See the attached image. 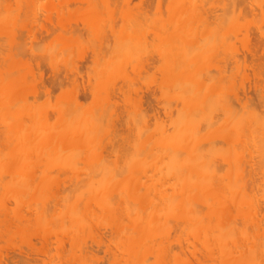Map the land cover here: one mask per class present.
I'll list each match as a JSON object with an SVG mask.
<instances>
[{
  "label": "bare ground",
  "instance_id": "obj_1",
  "mask_svg": "<svg viewBox=\"0 0 264 264\" xmlns=\"http://www.w3.org/2000/svg\"><path fill=\"white\" fill-rule=\"evenodd\" d=\"M23 1H26V5H24V9H25V6L26 7H31L29 10H31L32 9V6H33V8L35 7L33 4H35L36 5V2H35V0H28L29 1V3H28V1L27 0H21V1H16V9H18V6H21V5H23ZM39 1V0H38ZM37 1V2H38ZM128 1V0H127ZM126 1V3H128L129 4V2H127ZM144 1V4L142 5L141 3V5L144 7H146V5L147 4H149L148 3V0H147V3H146V0H142L141 2H143ZM154 1H156L155 3H157L158 5L156 6V4L155 5H153L154 6V9H156V7H158V11L160 10L161 12H162V10H161V7H159V6H161V2H163L162 0L160 1V0H154ZM165 2H166V0H164ZM173 1V0H172ZM172 1H170V0H168V3L169 4H171L170 2H172ZM175 1V0H174ZM182 1H184V0H182ZM181 0H180V2H179V0H177V2L175 3V4H177V6H175L174 7V5H172V4H174V3H172L170 6H173L174 8H178L181 4H185L186 6V8L184 9L183 8V6L184 5H181V8H178V11L176 12V10L177 9H174V11L172 10V11H170L172 8H169L167 11H168V13L166 14V15H168V16H166V18H165V14H164V17H163V14H161V12H158L157 10H155V11H157V13H153L152 12V14L151 15H153L154 14V18L156 17V19H154L153 17H151V15L149 16V15H147V12L145 13V12H143V11H138L139 9V7L141 6L140 4V6L138 5V7H137V5H136V7H137V9H136V7H134L136 10H134V11H136V12H134L133 11V13H137L138 12V14H140V16H141V14H142V16L143 15H145V18L148 16L149 18H153V20L151 19V22H149L148 21V17L146 18L147 19V21H146V19H144V21H142V24H143V22L145 23V24H141V21H140V24H138V25H140V26H142V28L140 27V26H138L136 23H139V21L138 20H141V18H139L138 19V15L137 14H134V15H136L135 17H136V19H137V21L135 22V18L133 19V17L134 16H131V13L132 12H129L131 9H129L130 8V6L128 5V6H126V7H129L128 9H124V11L121 13V15L123 14L124 15V12H125V15L123 16H121V17H125L126 16V14H127V16L126 17H129V14H130V16L132 17L131 19V21H133L134 23H135V25H134V27H135V29H133L134 27H132V29L134 30V32H135V35H137V38L140 36L141 38H143V37H145L144 36V34H146V32H147V29H148V32H149V34H150V32L151 31H149L150 29H152V32H151V36H152V38L150 39V40H152L150 43H148V40H149V38L148 39H143V42H140V39L141 38H138V39H136L135 37H134V34H132L131 33V31H130V29H129V32L130 33H128L127 32V30H126V28L127 27H123L122 25H127V23L125 22V23H123L124 21H126V20H130V19H128V18H126V20H124L123 22H122V27L121 28H117V27H115V28H117V29H115V31H114V25L115 24H113V26H109L110 24H106L107 26H109V27H107V28H109L108 29V31L113 35V34H116L117 35V38L115 39V37H113V36H115V35H113L112 37V40H113V44L115 43V42H117V45H118V42H120V41H118V40H120V39H122L121 38V36H125V37H127V35L128 36H130V34H131V38L133 39V37H134V40L136 39V40H139V42L140 43H142V44H144L145 43V46H147L146 45V43H148L149 44V46H151V47H156V49L155 50H153V55H154V52L156 51L157 52V50H160V49H162V48H164L163 50L165 51L164 53H165V56L167 57L168 56V53H167V51H166V49H168L169 51H171V53H173L172 55H173V60H172V58H165V56H164V53L162 52V54H160L161 53V51H163V50H161V51H158V59H161V56H163L162 57V59H161V61H163L164 59L166 60L165 62H161L160 64H159V66H155L156 65V62L155 61H153V59H156V61H157V58H156V54H155V58H152V63L153 64H150V62L148 61V60H146V61H148L149 62V65H154V63H155V67L156 68H153V70L155 69V71H156V74L158 75V74H160L158 77H157V75L155 76V72L154 71H152V77H151V79H152V81H150V82H148V83H144V85L145 86H147L146 88H148V87H152V89H153V87L154 86H156V89L158 88V84L160 83L162 86H164V88L163 87H161V85H160V89H163V90H160L159 88V91L157 90V92L155 91L156 89L154 88V91L156 92V94H154L155 92L152 90V89H150L149 88V92L148 91H146V92H148V93H146L147 94V96L148 95H151V96H153L152 94H154V96L153 97H151L152 99H155L156 97V95H158V97L156 98V102H151L152 103V106L153 107H156L157 105H153V103H157L158 101L159 102H161L160 100H162L163 98H164V100L166 101V98H168L167 99V103L168 102H176V103H180L179 105H177L176 103V105H177V108H182V109H177L176 108V106L173 104V103H171V105L173 106H175V116H177V117H174V116H172V112H170V111H174V109L172 108V107H170V105H168V104H164V105H167L166 107V109H165V113L163 114V115H165L166 117H168V118H170V115H171V118L172 117H174V118H172L171 119V121H170V119H168V121H170V125H168L167 123H165V124H167L166 125V127H168V128H164L165 126V124L164 125H162V124H158V123H160V122H162L163 123V121L162 120H159L160 119V117H156L155 118V116H156V112H158L157 113V115L158 116H162V115H160V110H157L158 108L156 107V111H155V108H154V111H151V114L153 113L154 114V118L157 120H153V119H150L151 121H155L156 123H154L152 126H151V124L149 125V126H151L152 128H150V127H148V128H146V130L147 129H152L151 131H150V133H149V136H145V132H147L146 130H145V127H147V124H146V122L145 121H147L149 118L146 116V114H148V113H146L145 114V112L147 111V110H149V109H147V110H145V112H144V107H143V109H141L142 108V105H139L140 104V102H143L144 100H143V98H141V97H143V91H141V90H144V86H143V89H141V84H142V82L140 83V89L137 87V89L135 88V89H132L133 88V84H131L130 86L132 87L131 89L134 91L133 93L135 94H133V97H132V91H130L131 92V94L130 93H128V94H130V96L128 95V94H126V87H128L129 85H126V87H123V85H125L127 82H129V80H130V83L132 82H134V85L135 84H138V79H137V77L140 79V77L142 76V75H138V76H136L137 74H138V72H139V74H141V72H143L144 74H147L148 72H149V70L147 71H145V72H147V73H145L144 71H141L142 69H144V68H142V67H144V66H142L143 64L145 65L146 63H148V62H144L143 61V64L141 65L140 64V62L142 63V61H140V59L141 58H143V57H141L140 59H138L137 58V56H135L136 54H137V52L135 53V57H136V59H138L139 61H137V63L133 66L132 64V67L133 68H129V70L131 69V71H132V74L130 75V73H129V71L127 70V72H124V71H126V69H127V65L129 64L128 62H130V59H132V56L131 55H125V53H124V56H126L127 58H128V56H129V58H130V56H131V58L130 59H127V58H125L124 56H122L121 58H123L124 57V59H122L123 60V64H124V66H123V64L122 63H120L121 65H119L118 66V64H117V60H118V63H119V60L121 59L120 57H117L116 58V56H114L116 53H114L115 51H113V49L111 50L110 49V52H112V57L114 58V60H113V58L111 59L110 58V56L111 55H109V58L111 59V61L113 60V62H111L110 61V59L108 58V61H106V58L107 57H104V56H102L101 58L100 57H97L96 59H97V62L95 61V56H96V53H95V51L94 50H92V51H94V53H95V55H94V53H92V55H94V58H93V60H92V62H94V63H96V64H100V60L99 59H101V60H103V57H104V63L107 65V67H108V62H109V64L111 63V65L113 64V63H115V60H116V66H117V68L116 69H124V71H123V73H121V74H115L117 71H119V72H121L120 70H114V68H115V66H114V68H113V71H111L112 70V68L110 67V74H108V75H110V76H108L107 74H106V69L103 67V69H102V71H101V73L102 72H104V74H106V75H104L103 73H102V79H100L101 78V74H100V72L97 74L98 76H95V75H92L94 72L93 71H91V73L92 74H90V72H87V74H90L91 76L90 77H98V80L97 81H101V83H99V82H97V83H95L96 85H91V83H93L94 84V82H91L90 83V88L89 89H91L92 87V91H88L89 93H91L90 95H91V97H90V99H88L91 103L89 104V102H87V104H86V107L85 108H87V110L86 109H84L85 110V112H87L86 114L85 113H83V111H81L82 113H83V115L84 116H86V115H88V113H89V115L91 114V113H93V111H94V109L91 111V109L92 108H95V106H97V108L96 109H100V110H95V111H100L99 112V117H100V115H102V112L103 113H105V114H103L100 118L99 117H97V113L98 112H95V114H96V116L94 115L93 117H95V120H94V118H93V121H90V122H92V123H87V124H90L89 125V127H87L88 125L87 124H85L86 122H88V119H86V121H85V123L83 122L85 119V117L83 116L82 117V119L79 121V122H77L78 120H77V118H76V121H75V125L72 123V121L71 120H73L74 121V119H71V117L73 118V117H75V114H74V116H72L73 115V113L72 112H70L71 111V109H73L72 107L70 108V113L69 114H67L68 112H67V110L66 111H64L61 107H59L60 105H62L63 106V104H64V106H67V104L69 103V105L71 104H74L73 106L75 107L77 104V107H79V106H81V107H79V109L80 108H82V106H83V104L81 105V104H79L78 103V101H79V99L76 101V99L77 98H79V97H77L76 96V94H78L79 92L77 91V89H78V87H77V89L75 88L77 85H76V83L78 82H76L75 83V80L77 79H73L72 78V82L73 83H75V84H73L72 82V84L73 85H75L74 87H72V89H73V91H71V89L67 92H64V91H61L63 88H60L61 86H62V84L61 83H58V81L56 80V79H58L57 77H56V75L54 74V76H55V78H54V80H55V82H57L58 83V85L60 84V86H59V88L61 89H59L61 92H63L62 93V95L60 94L56 99H58L59 97H61V99L62 98H64L63 100H65V101H62V103H61V101L60 100H55V98H54V101H57V102H55V103H57V104H55L54 103V105H56V107H57V110H56V107L55 106H53V107H55L54 109H50V108H52V107H50V105H49V108H48V110H49V112H48V110H47V108L46 107H44V106H46L47 105V103H45L47 100V96H49V94L51 93V91H54L55 89L53 88V87H55L56 88V86H58L57 84H55V82H52V80H53V77L51 78V77H49V82H50V80H51V83H53L54 85H51L50 83L48 84V85H50V86H48V88L50 87V88H52V90H50L49 91V89L48 88H46L45 87V82L46 81H48V79L45 81L44 80V78H43V75L42 74H40V75H36L37 77H38V79L36 80L35 79V77L36 76H34L35 74H33L32 72H30L31 73V76L30 75H28V76H26L27 75V71H24L23 70V72L25 73V75H24V73L23 74H19V72H20V69H17L16 67H14V66H9L8 67V65L9 64H7V67L9 68L8 70H9V73H8V70H7V68H5V67H2L1 68V70H2V72L0 73V84H2V85H0V88L1 87H3V86H5L4 88H1V89H3V90H1V91H3L2 92V94H4L5 95V93H6V97H11V98H13L15 95H20V94H26V93H22V92H26V91H28L27 93L30 95L31 93L29 92V88L27 89V87H26V85H28V83H27V80H29L28 78H30V81H31V83H32V77L34 76V79H33V81H34V83H35V80H36V83H35V87H36V85H38V84H40L41 85V87H42V85H43V89H42V92H41V87H40V93H43L44 94V99H45V104L46 105H42V103L41 104H39V106L37 107L36 106V108H35V105L33 104V102H37L36 101V99L38 100V98H40L41 97V95H39V93H37V91H36V93L34 92V94L32 93L31 95H30V97H32V99H33V101L32 100H30V104H26V99H25V101H21V102H19L21 99H19V103L20 104H18V102L16 103V102H14V103H11V104H9L10 102H8V101H3V100H0V106H2V107H0V118H3V119H0V132H2L1 133V135L4 133V137L2 138V139H0V140H3L2 142H1V144H2V149L0 148V159L2 160L3 158L2 157H4V161H5V164H4V162H0L1 164H0V177L2 178V179H0V181H2L3 182V184L1 185V183H0V188H2V189H6L5 191H4V193L2 192V189H0L1 191H0V199H1V201H0V205L2 206V204H4L5 202L4 201H6V203H5V205H3L2 207L0 206V212H1V214H0V241L4 238V237H2V236H5V238L6 237H8L9 239V241L8 240H6L5 238L3 239V241H1V242H3V243H0V249H3L2 247H4V249L5 250H3L2 252L0 251V254L1 253H3L4 251H6V248L8 249L9 248V246H8V244H9V242L11 243V244H9L10 245V247H12L13 246V248L14 249H16V250H14V251H17V248H18V250H19V252H20V250H21V252H22V254H25L26 253V251H25V253L23 252L24 250H25V248L24 247H26V250H31V251H33V253L35 254V255H37V253L39 252V250H40V252H39V254L40 253H46V252H44V250H45V248H49V250H50V248L52 247V243H53V245H56V247H54L55 249H54V252L52 251V249L50 250V251H48L47 249V251H48V253H46L45 255H47V258H48V256L50 255V257L51 258H53V256L55 255V252L56 253H59V257H58V255L56 254V256H54V260H55V258H57L56 260H55V262L57 263L58 261L60 262V264H65L62 260H63V258H67V260H69V262H70V264L72 263V264H75V262L77 263V264H80L82 261V263L81 264H93V263H91V261L92 262H94V264H95V262L97 261V263L99 264V262L101 261H104L105 259L107 260V258L105 257V259H103L104 258V256L103 257H101V256H99V257H97V256H94V254H95V252H94V250H97V249H99L100 247H102L103 245L104 246H107L108 244L110 245V243L112 244V247H113V249L115 250H112L111 248L112 247H110L109 245L107 246V247H105L104 248V246L101 248V249H103L104 251H103V253L101 254V252H100V249L99 250H97V252L99 251L100 252V254L101 255H104L105 254V251H107L108 252V249H106V248H109V253H107V254H109V256L112 258L111 260L112 261H110V258H109V261L107 262L108 264H243V263H245L246 264V262H247V264H264V149H262V143L264 142V124L262 125V123H264V111H260L258 108L260 107L261 109H263L264 110V100H262V99H264V94L262 95V93H264V88H261L262 87V85H263V83H264V80H262L263 78H261V76L259 75V74H257L256 72V74H254L256 77H258V78H260L258 81H262L263 83H259L261 86H259L258 85V82H257V84H254V88L255 89H253L252 88V90H255L256 91V97H258V98H256V100L257 99H259L257 102H254L253 101V99L252 100H250V98H247L248 97V95H249V92H250V90L249 89H251V88H249L248 90L246 89L247 88V84H248V82L247 81H249L250 80V78H249V76H247V75H244V72H243V74H239V71H237V70H241V68H239V65H242L240 62H242L243 63V61H240L241 60V58L240 57H244L243 58V60L245 59H253V63H254V58L256 57V55L259 53H256L257 51H260V50H255L256 52H255V54L254 53H252V56L250 55L251 53H250V49L246 46V45H248V44H250L249 43V41H248V37H250L249 38V40L252 38L251 36H249L248 35V37H247V34L249 33H247V30L246 29H249V27L250 26H252V25H250V21L249 20H247V21H249L248 23H247V25H246V23L242 26V24H240V22L238 23V22H236V24H233V23H235L233 20H232V24L230 23L229 25H232L231 27H229V25H227V23L229 22V21H226V17H231V15H233L235 12H237L239 9L241 10V7H239L240 6V4H239V1L237 2L239 5L238 6H236V5H233L232 6V9H231V7H229L230 9H231V11L233 10V11H235L237 8L236 7H239L238 9H237V11H235L234 13H232L230 16H223V18L225 19H222V22H223V20H224V24L228 27H226V26H224V29L225 30H222L223 28V25L220 27L219 25H217L218 27H219V29H217V31H219V33L220 34H222L223 36H224V34H225V36H227V37H224L225 38V42L227 41L226 40V38L228 39V37H233V38H235V40H234V42H237L238 44H240V45H238L241 49H238V51H236L237 49H236V47H238V46H235L234 44L235 43H230L231 41H233V40H231L230 41V39L231 38H229V45H228V41L226 42V44L227 45H224V47H222V45H220V47H222V49H220V52L218 51V49H217V51L218 52H216V53H218L219 54V56H221V51H224V50H226L225 49V46L228 48V50H226L225 52L227 53V52H229L230 51V53H232L231 54V57H233L232 55L234 54V58H233V60L232 59H230V58H228V59H230V61L232 60V62L234 63H232L234 66H232V65H230L231 67H233V69H234V67H236L237 65H236V63H239V65H238V69L235 71V74H236V76L238 77V74L239 75H241V79L243 80V79H245V82L244 81H242L241 79H240V82L241 83H243L244 85H245V83H247L245 86L244 85H242L239 81H238V78L236 79V77H231V76H233V75H230L231 73L230 72H232L233 70H231V69H227V68H229L230 66L226 63V62H224L226 65H228V67H226V65H223V63H222V67L224 68V66H225V68L227 69V71L228 70H231V71H228L229 73H227L228 75H230V77L232 78L231 80H236V81H238L239 83L238 84H240L239 86H237L236 84H237V82L234 80V81H232L231 82V80L229 79V81L228 80H226V81H228V86L229 85H231L230 87L231 88H229V87H227V85L226 84H224V83H222L223 81L221 80V78L223 77V74H222V77H221V73H220V76L219 77H221V78H219L218 77V74H215V77L217 78V80H218V82H220V83H217V85L219 86L220 84V86H223L222 88H218V86H217V88H218V90L216 91L215 89H210L212 86H214L215 84L214 83H216L217 81H215L216 80V78H214V74H212L213 76H207V74L206 75H203L204 76V78L205 77H207L208 79H207V81L206 82H208V81H210L212 78V80L210 81V82H212L214 85H212V84H210V85H212V86H210L209 84H207V85H209V86H207V85H205L206 87H208V88H205L204 87V85H197V84H195L196 86H197V89L198 90H196V86L194 85H190V87H191V89L192 88H194L193 90H187V88H188V86H187V88L185 87V89H183V91L185 90L186 91V93L184 92V94L183 95H180V94H182L183 92H182V89H179V90H181L180 92H179V90H178V85L177 86H175L174 84L176 83V84H178V81H180L181 83L182 82H184V83H188V81L189 82H195V80L196 81H198V82H203V79L201 80V76H202V74L201 73H204L205 72V70L204 69H206L207 71L209 70V72H210V67L212 68V66L211 65H213L214 66V63L213 64H209V63H207L206 61L207 60H210V58L212 57V55H215V58H216V53L214 54H211V56H208V57H206V56H204V57H198V60L200 59L201 60V58H203V60H201V62H202V66H201V62L200 63H197V60H195L197 57H196V55L194 56H192V57H194V58H192L191 56H190V54L188 55L189 56V58H192L191 60H192V62L189 60V58L188 57H186L187 56V52L186 51H184V49H187V48H184V49H182V50H180L181 52H179V54L181 55H183L184 56V53H185V55L186 56H179V54L178 53H176L175 54V52H177V51H179L178 49H177V47L179 48L180 46H182L184 43H186V44H184L183 46L185 47V45L186 46H191L190 48H193V50L196 48V47H192V46H194V44L195 45H199V44H197V42H201V43H203L202 41H200L201 39H204L203 37H205V35H206V32H204V34L205 35H203V33L201 34V35H198L197 34V32H198V30L197 31H195L196 33L195 34H192V35H195L194 36V38H193V36L191 35V34H189L190 33V31L189 30H187L186 29V27L184 28L183 26H181L182 24H181V20H182V22L184 21L185 22V20H187V18H189L192 14L194 15V17H195V13H196V11H197V9H198V7H196V5L197 4H199V9H200V7H201V9H203L205 6H203V8H202V5H204V4H202L203 2H206V1H204L203 0V2H201V0H197V1H199V3L197 2L196 4H195V2H196V0H188V1H190V2H188V4H186L185 2H182ZM193 1V2H192ZM210 1V0H209ZM222 1V0H221ZM226 2H227V0H225ZM233 1V0H232ZM235 1H237V0H235ZM241 1V0H240ZM254 2H257L256 0H253ZM260 1H262V0H260ZM20 2H21V4H20ZM39 2H41V1H39ZM149 2H150V0H149ZM151 2H152V0H151ZM150 2V3H151ZM182 2V3H181ZM210 2H212V1H210ZM230 3H231V1H229ZM252 2V1H251ZM258 2H259V0H258ZM263 2V1H262ZM18 3V4H17ZM32 3V4H31ZM131 3V2H130ZM154 2H152L151 3V5L153 4ZM190 3L191 4H193V13L191 14V6H190ZM220 3H222V2H220ZM219 3V4H220ZM223 3L225 4V8H224V10L226 9V8H228V6H231L229 3H228V5H226V3L223 1ZM232 3H234V1L232 2ZM231 3V4H232ZM241 3V2H240ZM260 3V2H259ZM20 4V5H19ZM28 4V5H27ZM41 4V3H40ZM165 4H167V3H165ZM200 4H201V6H200ZM210 4V3H209ZM215 4V3H214ZM214 4H212L211 6L212 7H215L214 6ZM224 4H222V6L224 5ZM234 4H236V2L234 3ZM261 4V3H260ZM92 5H94V6H98V5H96V4H92ZM150 5V4H149ZM149 5H147V8L149 7ZM162 5H164V3L162 4ZM216 5V4H215ZM218 5V4H217ZM241 5H243V4H241ZM255 5H256V3H255ZM264 5V4H263ZM262 5V6H263ZM40 6H42V4L41 5H36V7H35V10H34V12L33 11H31L30 13H35V11L37 10L36 8L37 7H39L38 8V10L40 9L41 10V8H40ZM45 5H44V3H43V7H44ZM94 6H92V8L94 7ZM156 6V7H155ZM165 6H167V5H165ZM169 6V5H168ZM189 6V7H188ZM198 6V5H197ZM219 6H221V4L220 5H218V7ZM220 7V8H223V7ZM235 6V7H234ZM257 6H259V5H257ZM99 7H100V5H99ZM99 7H94V9L93 10H96L97 8H99ZM125 7V8H126ZM151 7V6H150ZM150 7H149V9H150ZM195 7L197 8L196 9V11H195V13H194V9H195ZM252 8H253V5L251 6ZM256 7V6H255ZM260 7V6H259ZM259 7H257V8H259ZM264 7V6H263ZM262 7V8H263ZM20 8V7H19ZM21 8H23V7H21ZM28 8H26V9H28ZM133 7H132V9H134ZM141 8V7H140ZM168 8V7H167ZM215 8H217V7H215ZM234 8H236L235 10H234ZM262 8H260V10L258 11L257 10V12H260V14H262V13H264V11L262 12L261 10H262ZM43 10H44V8H42ZM46 9V8H45ZM153 9V8H152ZM164 9H165V7H164ZM163 9V10H164ZM181 9V10H180ZM182 9H183V11H182ZM187 9H189V10H187ZM198 9V10H199ZM200 9V11L201 12H204V10H201ZM209 9H212V8H210V6H209ZM243 9V8H242ZM29 10H27L28 12H29ZM42 10V11H43ZM99 10V9H98ZM98 10H96V12H92V14H95V13H98L99 11ZM101 10V9H100ZM123 10V9H122ZM128 10V11H127ZM143 10H145V9H143ZM184 10H186V11H184ZM213 10H214V8H213ZM215 10H217V9H215ZM228 10V9H227ZM227 10H225V11H227ZM3 11V10H2ZM17 11V10H16ZM126 11H127V13H126ZM132 11V10H131ZM145 11H147V9L145 10ZM154 11V10H153ZM173 12V14H174V16H176V18H179V20L177 19L176 21L174 20V19H176L174 16H172L173 14H171L170 12ZM181 11L182 12H184V13H182L183 15L181 16ZM187 11H190V14H188L187 13ZM200 11H197V14H196V16L197 15H200V14H203V13H201ZM212 11V10H211ZM211 11H210V13H211ZM253 11V10H252ZM256 11V10H255ZM36 12H38V11H36ZM48 12V11H47ZM56 12H58V11H56ZM60 12V11H59ZM140 12V13H139ZM142 12V13H141ZM180 12V13H179ZM186 12V13H185ZM199 12V13H198ZM216 12V11H215ZM228 13L230 12L229 10L227 11ZM240 12V15H241V11H239ZM239 12L237 13V14H239ZM1 13V12H0ZM4 13H6V11H4ZM3 13V14H4ZM18 13V14H17ZM17 15L19 16V14L21 13V11H20V9H18V11H17ZM24 13V12H23ZM22 13V14H23ZM30 13H28V16H29V14ZM44 13V12H43ZM52 13V12H51ZM50 13V14H51ZM101 13V12H100ZM99 13V14H100ZM129 13V14H128ZM132 13V14H133ZM145 13V14H144ZM151 13V12H150ZM164 13H166L165 11H164ZM205 13V12H204ZM206 13H209L208 12V7H207V12ZM205 13V14H206ZM218 13H220V12H218ZM245 13V12H244ZM7 14V13H6ZM39 14V13H38ZM38 14H36L37 16H39ZM46 14V13H45ZM44 14V15H45ZM50 14L49 15H47L46 17L47 18H50L49 16H50ZM52 14H54V13H52ZM60 14V15H59ZM157 14V15H156ZM170 14H171V16L173 17L172 18V20H174V21H172L171 19H169L168 17H170L171 18V16H170ZM177 14V15H176ZM180 14V15H179ZM187 14V15H190V16H188V17H186L185 15ZM205 14H203V15H205ZM223 13H221V15H222ZM230 14V13H229ZM246 14V13H245ZM159 15V16H158ZM160 15H162V16H160ZM180 16V17H177V16ZM218 15V14H217ZM220 15V14H219ZM224 15V14H223ZM23 16V15H22ZM25 17H27L26 16V14L24 15ZM33 16V18H34V14L32 15ZM32 16L28 19H26V20H28L29 22L31 21V24L29 23V22H26L27 24H29V26L26 24V23H24V24H22V21H21V25H16L17 27H15V26H13V25H11L10 26V24H9V27L10 28H12L13 30H11L10 29V31H8V32H10V35H6L7 37H3L2 35H0V38H8V36H10L12 39H11V41H9V42H11V43H9L8 42V40H10L9 38L8 39H6V41L7 42H5V43H7V44H9L10 46H8L7 44H5V45H7L9 48L11 47L12 48V45L15 43L14 41H15V36L16 35H18V33L17 32H15L16 31V29H15V31H14V27L15 28H17L18 30H22V31H20V32H24V30H25V33L26 34H24V36L26 37V38H31L32 37V35L34 34L35 35V32L36 31H38V30H36V31H33L34 33H32L31 32V36L29 35V37H27L26 35H28L27 33H29L30 34V31H31V29H33V26H34V23H36L35 21L37 20V17L36 18H34L35 20H33V18H32ZM141 16V17H142ZM157 16H158V18L159 19H157ZM185 18H184V17ZM212 16V15H211ZM263 16V17H262ZM262 16L260 15V19L264 22V19H262V18H264V14H262ZM0 17H2L1 16V14H0ZM8 17V16H7ZM43 17V16H42ZM45 16H44V18L45 19H47ZM54 17V16H53ZM63 18V17H61V12L60 13H57V16H56V19H58V18ZM144 17V16H143ZM142 17V18H143ZM162 17L164 18V19H162ZM194 17L193 16H191L190 18L191 19H193V20H197V21H193V22H197V24H198V26H199V24H201V23H199L198 21H200L201 19V17L200 18H197V17H195V19H194ZM205 18H202V21H204V22H206L205 24L206 25H203V27L205 28V31H207L208 32V30H210L211 32L213 31V32H216L215 30L216 29H214V30H211V25H210V23L212 24V22H210V20H208V18L209 17H207V16H204ZM207 17V18H206ZM220 17V16H219ZM234 17H235V14H234ZM239 17V16H238ZM247 17V16H246ZM4 18V17H3ZM5 18H6V16H5ZM17 18V20H18V17H16ZM22 18V17H21ZM60 18H59V20H60ZM124 18V19H125ZM190 18H189V20H190ZM212 18V17H211ZM217 18V17H216ZM221 18H222V16H221ZM228 18H227V20H228ZM240 18V17H239ZM243 18H245L244 16H243ZM24 19V20H25ZM40 19V18H39ZM38 19V20H39ZM185 19V20H184ZM200 19V20H199ZM204 19V20H203ZM205 19H207V20H205ZM233 19V18H232ZM242 18H240L239 20H241ZM247 19V18H246ZM251 19V18H250ZM253 19V18H252ZM3 20L4 19H2V23H0V24H2L1 26H0V32H2L3 33V31H1V29H2V27L3 26H5L4 24H6L7 22V20H5V22L3 23ZM23 20V21H24ZM48 20H52V17L50 18V19H48ZM59 20H58V22H59ZM158 20V21H157ZM163 20V22H161V21ZM165 20H170V22H171V24H170V22L169 23H167V22H165ZM234 20H235V18H234ZM243 20H245V19H243ZM259 21V23L261 22V26L259 25V27L257 26V28H258V30H262L261 28L262 27H264L263 25V22L262 21ZM34 21V22H33ZM62 21V20H61ZM131 21H129V23L131 22ZM179 21H180V23H179ZM188 21V20H187ZM186 21V22H187ZM201 21V22H202ZM231 21V20H230ZM8 22H10V21H8ZM56 22H57V20L55 21V25H56ZM133 22H132V25H131V23H130V25L131 26H133ZM149 22V24H152V26H151V28H150V25L148 26V28H146L147 27V23ZM158 22V23H157ZM176 22L177 23H179V24H176ZM183 22V23H184ZM185 22V23H186ZM190 22V24L192 23V20H190L189 21ZM189 22H187L186 24L184 23V26H187V24H188V28L189 29H192V31H194L193 30V28H192V24H191V27H190V24H189ZM209 24H208V23ZM220 22V21H219ZM244 22V21H243ZM18 23H20V22H18ZM17 23V24H18ZM37 23H39L38 21H37ZM84 23V22H83ZM83 23H82V26H84L85 27V25H83ZM101 23V22H100ZM100 23H95V24H93V25H95L94 27L96 28V26L98 25V31H99V33L97 32V30H95L94 31V28H92V25H91V28H87L88 30H90L92 33H91V36H93L94 37V35H95V37H96V35H98V36H100V37H96L97 38V42H98V44H96L97 46H99L100 47V43H101V39H103V36H102V38H101V35H104L105 36V34H106V32L107 31H105V29H106V26L104 25V27L102 26V25H100ZM155 23V24H154ZM163 23H165V24H163ZM175 23V24H174ZM215 23H217V22H215ZM59 25H61L62 23L61 22H59L58 23ZM78 23H76V25H77ZM81 24V23H80ZM102 24V23H101ZM104 24V23H103ZM163 24V25H162ZM167 24H169V26L167 25ZM194 24V27H195V25H197L196 23H193ZM222 24V23H221ZM237 24L240 26H242V28H241V26L239 27L238 26V28H236L237 27ZM249 24V25H248ZM252 24V23H251ZM254 24H256V23H253V25ZM8 25V24H7ZM26 25V26H25ZM79 25V24H78ZM99 25H100V27H102L101 29H103V30H101L100 28H99ZM136 25H137V27H136ZM144 25H146V27L143 29V27H144ZM156 25H157V27H156ZM166 25H167V27H168V31H167V27H166ZM207 25H210V29H208L207 30V28H208V26ZM213 25V24H212ZM214 25H216V24H214ZM246 25V26H245ZM39 26V25H38ZM42 28H43V30H44V28H46V27H44L43 25H42V23H41V25H40ZM58 26V25H57ZM65 27L67 26L66 24L64 25ZM70 26H71V24H70ZM66 27L67 29H63V27L61 26V28L63 29V31H69V29L71 28V27ZM128 26V25H127ZM153 26H155V28L153 27ZM159 26H161V27H159ZM173 26V27H172ZM176 26V27H175ZM179 26V27H178ZM198 26H196V27H198ZM202 26V25H201ZM207 26V27H206ZM236 26V27H235ZM249 26V27H248ZM9 27H4L3 29L4 30H9ZM19 27V28H18ZM22 27H28V28H26L27 29V31L29 30V32H27L26 31V29H22ZM31 29H30V28ZM34 27H36V28H38L37 27V24L34 26ZM41 27H39L40 29H41ZM59 27V26H58ZM74 27V26H73ZM76 28H77V26H75ZM84 27H82V29H84ZM86 27H89L87 24H86ZM86 27H85V29H86ZM129 27V26H128ZM140 29H139V28ZM163 27V28H162ZM170 27H172V28H170ZM175 27V28H174ZM233 27H235L236 29H232ZM69 28V29H68ZM123 28H125V30L123 29ZM136 28H138V30L136 29ZM150 28V29H149ZM170 28V29H169ZM174 28V30H172ZM178 28V31L176 30ZM183 28V29H182ZM213 28H215V27H212V29ZM241 28V30H240V32H239V29ZM260 28V29H259ZM2 29V30H3ZM56 29V28H55ZM72 29V28H71ZM79 29V28H78ZM104 33H100L101 31ZM121 29H123V30H121ZM160 29V30H159ZM200 29H201V27H200ZM199 29V30H200ZM243 29H245V30H243ZM253 29H255V28H253ZM17 30V31H18ZM42 30V29H41ZM46 30V29H45ZM74 31H73V33L75 34V35H79L80 33H78V31L74 28L73 29ZM76 30V31H75ZM117 30V31H116ZM118 30H119V32H118ZM139 30H140V32H139ZM141 30H146L145 31V33L143 32V31H141ZM155 30V31H154ZM159 30V31H158ZM161 30H163V31H161ZM165 30V31H164ZM171 32H170V31ZM182 30V31H181ZM186 30V31H185ZM202 30H203V28H202ZM202 30H200V31H202ZM223 32H222V31ZM232 30H233V32H232ZM237 30V31H236ZM256 30V29H255ZM254 30V31H255ZM256 31V34H257V32H259V31ZM263 30H264V28H263ZM11 31H13V32H15L14 33V35H13V33H11ZM40 31V30H39ZM47 31V30H46ZM62 31V30H61ZM62 31V32H63ZM94 31V32H93ZM114 31V32H113ZM120 31H124V32H122V35H120ZM138 31V33H140V34H136V32ZM154 31V32H153ZM157 31V32H156ZM175 31V32H174ZM177 31V32H176ZM204 31V30H203ZM221 31V32H220ZM231 33L230 35H234L235 33L234 32H236L237 33V35H234V36H230L229 35V32ZM246 32V33H243V32ZM248 31H250V29L248 30ZM252 31V30H251ZM6 32V31H5ZM8 32H7V34H8ZM62 32H61V34H62ZM69 32H71V31H69ZM80 32H83V31H81L80 30ZM86 31H84V33L83 34H87L84 38H86V37H89L88 36V33H85ZM89 32V31H88ZM126 32L128 33L127 35H125L126 34ZM133 32V33H134ZM147 32V33H148ZM159 32V33H158ZM161 32V33H160ZM166 32V33H165ZM168 32V33H167ZM174 33V35H173V37H172V39H171V37H170V35L172 36V34ZM179 32V33H178ZM180 32H181V35L179 36V34H180ZM183 32H185V34H182ZM189 32V33H188ZM240 33V37H241V32L244 34V35H246V37L245 36H242L241 38H239L238 37V39H237V37L236 36H238V34ZM48 34H49V32H47ZM90 33V32H89ZM95 33H98V34H95ZM118 33H119V35H120V38H119V35H118ZM142 33H143V35H142ZM152 33H153V35H152ZM155 33H158V35L156 34V36L158 37H156V36H154L155 35ZM175 33H177V35L175 34ZM186 33H188V35H190L191 37H192V39H189V38H187L188 36H187V34ZM209 33V32H208ZM218 32L216 33V35L218 34L219 36H220V34H219ZM234 33V34H233ZM251 33H253V32H251ZM262 33V32H261ZM3 34H5V33H3ZM12 34V35H11ZM51 34V33H50ZM61 34L60 35H58V36H55V42H54V44L56 43H59V41H60V43H62V41H63V44L65 45V47L68 49L69 47L67 46V43L68 44H73V46L71 45H69L70 46V48H72V51H73V53L72 54H70L69 53V56H71V55H74L75 56V60H77L78 62H79V64H80V61L82 62V60H83V62H84V60L86 59H84V57H82L81 58V56L82 55H86L87 53H90V52H83V54H82V51L83 50H85V47H84V49H83V46H81V43L83 42V38H81L82 39V42L80 43V41H79V43H78V40H76V37L75 38H73L74 39V41H71V40H73V39H71L72 38V36H71V34L69 33V36L66 38L67 40H68V42L67 41H65V37L64 36H61ZM82 34V33H81ZM94 34V35H93ZM107 34H109V33H107ZM111 34H109V37L111 36ZM147 35V37L148 36H150V35ZM162 34V35H161ZM165 34H167V35H165ZM215 34V33H214ZM264 34V33H263ZM19 35H20V33H19ZM65 35V34H64ZM68 35V34H67ZM67 35H65V36H67ZM75 35H73V37L75 36ZM133 35V36H132ZM163 35H165V37L167 38L168 36L170 37V39L169 38H167V42H166V40L164 39L163 40V38H164V36ZM186 35V36H185ZM198 37H197V36ZM216 35H214V36H216ZM221 35V36H222ZM229 35V36H228ZM259 35H260V33H259ZM2 36V37H1ZM14 36V37H13ZM59 36H60V38H62L61 40H60V38H59ZM79 36H81V35H79ZM124 36H123V38H124ZM150 36V37H151ZM161 36H163L162 38H160ZM179 36V37H178ZM183 36H185L187 39H185V37L184 38H180V37H183ZM199 36L201 37L200 39H197V38H199ZM218 36V37H219ZM252 36H254V35H252ZM257 36V35H256ZM261 36V35H260ZM63 37H64V40H63ZM108 37V36H107ZM156 39H155V38ZM177 37V38H176ZM206 37H208L207 35H206ZM263 37H264V35H263ZM263 37H260L261 39H263L264 40V38ZM19 38V40H20V42L18 41V39H17V36H16V39H17V43L19 42V45L17 44H15L16 46H14L15 47V49H17V52H20L22 49H23V42H24V38H22V40L20 39L21 38V36H19L18 37ZM37 38V37H36ZM58 38H59V40H58ZM71 39V40H69V39ZM100 38V39H99ZM129 38V37H128ZM127 38V39H128ZM131 38H129L131 41H132V39ZM163 41V42H165V44L164 43H162L161 41H160V39ZM175 38V39H174ZM221 37H219V39H220ZM245 38V39H244ZM2 39V40H3ZM35 39V38H34ZM39 39V38H38ZM37 39V40H38ZM57 39V40H56ZM80 38H79V40H81ZM118 39V40H117ZM125 39V38H124ZM154 39L156 40L155 41V44L153 43V41H154ZM158 39V40H157ZM179 39V40H178ZM184 39V41H182V40ZM193 39H195V40H193ZM223 39V38H222ZM33 40V39H32ZM36 40V41H37ZM87 40V39H86ZM96 40V39H95ZM95 40H93L92 39V41H95ZM100 40V41H99ZM108 40V39H107ZM106 40V41H107ZM117 40V41H116ZM145 40V41H144ZM174 40V41H173ZM176 40V41H175ZM191 40V42L189 43V41ZM198 40V41H197ZM206 40V39H205ZM208 40H211V39H209L208 38ZM217 40V39H216ZM245 42H244V41ZM248 42H247V41ZM0 41H1V39H0ZM27 41V40H26ZM25 41V43H28V42H26ZM34 41L35 40H33V41H31V39L29 40V42H32V43H34ZM36 41H35V44H36ZM46 41V40H45ZM53 41V40H52ZM58 41V42H57ZM110 40H108L107 42H109ZM115 41V42H114ZM122 42L120 43V44H122L123 43V39L121 40ZM157 41H159V42H157ZM170 41H171V43H170ZM181 41L183 42V43H181ZM188 41V42H187ZM195 41H197V42H195ZM221 41V40H220ZM238 41H240V42H238ZM3 42H4V40H3ZM38 42H39V40H38ZM67 42V43H66ZM75 42V43H74ZM85 42V41H84ZM87 42V41H86ZM90 42V41H89ZM96 42V41H95ZM96 42V43H97ZM104 42V41H103ZM130 42V41H129ZM134 42V41H133ZM158 44H157V43ZM176 44H175V43ZM180 42V44H182V45H178V43ZM193 42H195V43H193ZM206 42V41H205ZM218 41H216V45H218V43H217ZM223 42H224V40H223ZM250 42H251V40H250ZM41 43V42H40ZM45 43H48V44H45V45H47L48 47H50V46H52L53 44H51V43H53V42H45ZM59 43V44H60ZM77 43V44H76ZM94 43V42H93ZM92 43V44H93ZM110 43V42H109ZM137 43V44H136ZM134 42V45L136 44V45H140V43H138V41L137 42ZM208 43V42H207ZM215 43V42H214ZM220 43H222V41L220 42ZM219 43V44H220ZM245 45H244V44ZM247 43V44H246ZM263 43V42H262ZM1 44H3V43H1ZM1 44H0V46H1ZM38 44V43H37ZM42 44H43V42H42ZM42 44H40V45H42ZM55 44V45H56ZM57 44L58 46H59V49L57 50V53H54V54H56V56H57V54L58 53H62V46L61 45H63V44ZM79 44V45H78ZM84 44V43H83ZM82 44V45H83ZM105 44H106V42H105ZM105 44H102V45H105ZM113 44L111 45L112 46V48H113ZM126 44V43H125ZM153 44V45H152ZM160 44V45H159ZM208 44H210V45H212L211 44V42H209ZM244 46V47H242V45ZM251 44H252V42H251ZM250 44V45H251ZM5 45H2L3 47L5 46ZM23 45V46H22ZM27 45V44H26ZM33 45V44H32ZM30 43H29V46H28V48H29V50H31L32 48H34V46H32ZM40 45H35L36 46V48H38L39 50L42 48ZM55 45H53V47H51V50H52V52H54L55 50L54 49H52V48H55L54 46ZM76 45V46H75ZM78 45V46H77ZM91 45V44H90ZM127 45H128V41H127ZM132 45H133V43H132ZM134 45H133V49L136 47H134ZM157 45L160 47H157ZM163 47H162V46ZM164 45H166L168 48H166L165 49V47L166 46H164ZM176 45H178L177 47H176ZM202 45V44H201ZM204 45H207V44H204ZM203 45V46H204ZM210 45H208V46H210ZM249 45V46H250ZM253 45H254V43H253ZM252 45V46H253ZM1 46V48H3ZM19 46V47H18ZM43 46V45H42ZM47 46H45V47H47ZM76 47V50L77 51H75L74 49H75V47ZM86 46V45H85ZM89 46V45H88ZM106 46H108V43H107V45ZM111 46H109V48L111 47ZM129 46H131L130 44H129ZM143 46V45H142ZM171 46V47H170ZM175 46V47H174ZM183 46L182 47H180L179 49H181V48H183ZM200 46V45H199ZM208 46H205V47H207L206 48V50L208 49V48H211V47H208ZM219 46V45H218ZM235 48V50L234 51H232V48L233 47ZM245 46L248 48H245ZM255 46V45H254ZM253 46V47H254ZM257 46H258V44H257ZM17 47V48H16ZM22 47V48H21ZM25 47V46H24ZM32 47V48H31ZM61 47V48H60ZM64 47V46H63ZM79 47H80V49H81V47H82V49L80 50L79 49ZM92 47H94V46H92ZM91 47V48H92ZM103 47V46H102ZM115 47V49L117 50V48H116V45L114 46ZM120 47V46H119ZM125 47V46H124ZM144 47V46H143ZM162 47V48H161ZM217 47V46H216ZM238 47V48H239ZM251 47V46H250ZM252 47V48H253ZM256 47V46H255ZM0 48V49H1ZM9 48H7V49H9ZM11 48L8 50V52H6L5 54L6 55H4L3 56V58L2 59H5L6 57V60L8 59V61H6V62H10L11 61V63L12 62H17V59H18V57L20 56L21 57V55L23 54L22 52H20V53H22V54H17V55H19L16 59H15V57H14V55L13 54H15L16 55V51L14 52L13 51V54H11L12 52H10L11 51ZM26 48V47H25ZM31 48V49H30ZM36 48H34L35 49V51L36 52H38V54L40 55V52L41 51H39L38 49H36ZM87 48L88 47H86V50H87ZM90 48V49H91ZM95 48V47H94ZM107 49H105L104 51H107L109 48L108 47H106ZM121 48V47H120ZM119 48V49H120ZM123 48V47H122ZM127 48V47H126ZM128 48H130V47H128ZM138 48V47H137ZM139 48H140V46H139ZM146 48V47H145ZM159 48V49H158ZM173 50H172V49ZM199 48V47H198ZM200 48H202V46L200 47ZM231 48V49H230ZM244 48V49H243ZM261 48V47H260ZM259 47H258V49H260ZM56 49V48H55ZM61 49V50H60ZM67 49H65L64 48V54H66L65 52V50H67ZM93 49V48H92ZM147 50H148V48H146ZM146 49H145V54H146ZM189 49V48H188ZM2 50V49H1ZM3 50H4V48H3ZM19 50V51H18ZM28 50V49H27ZM50 50V49H49ZM48 50V51H49ZM54 50V51H53ZM59 50H60V52H59ZM81 51V52H78V51ZM85 50V51H86ZM122 50V49H121ZM127 50V49H126ZM130 50V49H129ZM177 50V51H176ZM201 50V49H200ZM206 50H204V51H206ZM211 50V49H210ZM240 50H242L243 51V53L244 52H246V50H248L247 51V54L246 53H244L243 55L241 54V51ZM245 50V51H244ZM252 51L251 52H253V50L254 49H251ZM7 51V50H6ZM23 51V50H22ZM25 52H24V54L23 55H26V53H27V51L26 50H24ZM74 51L76 52V54H74ZM91 51V50H90ZM99 51V50H98ZM97 51V52H98ZM100 51H101V49H100ZM99 51V52H100ZM131 52L133 51L132 49L130 50ZM135 51H136V49H135ZM134 51V52H135ZM150 51V50H149ZM172 51H175V52H172ZM189 51V50H188ZM236 51V52H235ZM1 52V51H0ZM10 52V53H9ZM29 52H31L30 54H32V52H34V51H29ZM51 51H49V54L50 53H52ZM68 52V51H67ZM98 52V53H99ZM101 52H103V51H101ZM109 52V51H108ZM119 52V51H118ZM129 52V51H128ZM138 52H141V50L140 51H138ZM143 52V51H142ZM151 52V51H150ZM183 52V53H182ZM191 52H192V50H191ZM200 52H202V50L200 51ZM249 52V53H248ZM2 53V52H1ZM7 53H9V54H7ZM35 53V52H34ZM33 53V55H35ZM86 53V54H85ZM121 53V52H120ZM119 53V54H120ZM123 53V52H122ZM170 53V52H169ZM189 53V52H188ZM207 53V52H206ZM206 53H204V54H206ZM209 53H211V52H209ZM225 53V54H226ZM229 53V54H230ZM238 55H237V54ZM3 54V53H2ZM28 55H29V53H27ZM36 55L35 57L37 58V57H40L39 55ZM42 54V53H41ZM46 55H48V52L47 53H45ZM53 54V55H54ZM80 54H82V55H80ZM101 55L103 54H106L105 52L104 53H100ZM108 54V53H107ZM107 54H106V56H107ZM148 54V53H147ZM174 54H175V56H177V57H175L174 56ZM178 54V55H177ZM197 55H198V52L196 53ZM202 54V53H201ZM228 54V53H227ZM235 54H236V56H235ZM242 56H241V55ZM248 54L251 56L250 58H248ZM255 56H254V55ZM13 55V56H12ZM16 55V56H17ZM32 55V56H33ZM45 55V56H46ZM51 55V54H50ZM78 55H79V57H78ZM142 55V54H141ZM149 55V54H148ZM148 55H146L147 56V58H149L150 56H148ZM192 55V54H191ZM203 55V54H202ZM222 55H223V53H222ZM2 56V55H1ZM0 56V57H1ZM6 56V57H5ZM11 56H12V58H11ZM31 55H30V57H32ZM44 55H42V57L43 58H40L41 60L42 59H44V57H45ZM65 56V55H64ZM73 56V57H74ZM88 56L90 57V54H88ZM118 56V55H117ZM145 56V55H144ZM218 56V57H219ZM227 56V55H226ZM225 56V57H226ZM238 56H239V58H238ZM245 56H247V58H245ZM11 59H9V58ZM34 57V58H35ZM61 57H63V56H61L60 55V58ZM68 57V56H67ZM72 57V59H73V61H71V62H74L75 60H74V58ZM86 57V56H85ZM92 57V56H91ZM134 57V58H135ZM138 57H140L139 56V53H138ZM151 57H152V55H151ZM160 57V58H159ZM179 57V58H178ZM183 57V58H182ZM222 57V56H221ZM224 57V56H223ZM222 57V58H223ZM223 58V61L227 58ZM33 58V57H32ZM33 58V59H34ZM48 58H50V56L48 55ZM65 59H67L66 57H64ZM99 58V59H98ZM146 58V57H145ZM175 58V59H174ZM181 58H182V60H181ZM187 58V59H186ZM205 58V59H204ZM214 58V56H213V59H215ZM220 58V57H219ZM257 58V57H256ZM263 58V57H262ZM15 59V60H14ZM39 59V58H38ZM39 59V60H40ZM50 59H54L53 58V56L50 58ZM65 59L63 60V58H62V60L61 61H64L63 63H64V65L66 64L65 62L67 61H65ZM79 59V60H78ZM81 59V60H80ZM89 59H91V58H89ZM135 59V60H136ZM144 59V58H143ZM168 59V60H167ZM178 59V60H177ZM212 59V60H213ZM227 59V60H228ZM12 60H14V61H12ZM19 60H22L21 58L19 59ZM18 60V61H19ZM37 60V59H36ZM125 60V61H124ZM127 60V61H126ZM134 60V61H135ZM142 60V59H141ZM184 60H186V61H184ZM199 60V61H200ZM205 60V61H204ZM219 60H221V59H219ZM219 60H217V61H219ZM244 60V61H245ZM261 60V59H260ZM263 60V59H262ZM5 61V60H4ZM3 61V62H4ZM51 61H53V60H51ZM55 61V60H54ZM59 59H58V62H57V57H56V62H55V64L57 63H59ZM61 61H60V63H61ZM87 61V60H86ZM98 61H99V63H98ZM106 61V62H105ZM173 61V62H172ZM194 61L196 62V64H198V66L194 63ZM198 61V62H199ZM214 61V60H213ZM240 61V62H239ZM256 61V60H255ZM41 62H43V61H41ZM122 62V61H121ZM126 64H125V63ZM139 62V63H138ZM168 62V63H167ZM175 62V63H174ZM177 62H178V64H177ZM185 64H184V63ZM203 62H204V64H203ZM210 62V61H209ZM212 62V61H211ZM247 62H248V60H247ZM247 62L245 61V63L247 64ZM257 62H258V60H257ZM261 62V61H260ZM259 62V63H260ZM19 63H22L21 61H19ZM59 63V64H60ZM87 63V62H86ZM90 63H91V61H90ZM93 63V64H94ZM131 63H132V60H131ZM158 63V62H157ZM165 63H167L168 64V67H167V64H166V66H163V64H165ZM172 63V64H171ZM186 63H187V66L189 65V64H192V67H190L189 69H188V67L186 66ZM207 63V64H206ZM229 63V62H228ZM262 63H264V60L262 61ZM39 64H40V61H39ZM52 64V63H51ZM54 64V63H53ZM52 64V65H53ZM54 64V65H55ZM56 64V65H57ZM69 65L71 64L70 62L68 63ZM67 64V68H69V65ZM79 64H78V67H79ZM82 64V63H81ZM80 64V65H81ZM101 64H103V63H101ZM103 65V66H106V65ZM115 64H113V65H115ZM142 66H140V65ZM174 64H177V65H174ZM184 66H183V65ZM199 64H200V66H199ZM206 64V67L204 66ZM210 66H209V65ZM219 64V63H218ZM217 64V65H218ZM231 64V63H230ZM246 64H243L242 66H244V68H245V65ZM2 65V64H1ZM84 65V64H83ZM125 65H126V69L124 68L125 67ZM137 65H139V68H138V70L136 69H134V67L135 66H137ZM236 65V66H235ZM258 66L260 65H262V64H257ZM76 66H77V64H76ZM98 66V65H97ZM147 66V64L145 65V67ZM154 66H151V69H152V67H154ZM163 66V67H162ZM174 66V67H173ZM179 68H178V67ZM194 66L196 67V68H194ZM220 66V67H221ZM241 66V67H242ZM263 66V65H262ZM1 67V66H0ZM12 67H14L15 69H16V73H15V75H14V73H12V75L10 74L11 72H15V70H14V68H13V70H12ZM56 67V66H55ZM61 67V66H60ZM59 67V68H60ZM77 67V68H78ZM121 67V68H120ZM141 67V68H140ZM148 67V66H147ZM147 67H146V69H147ZM162 67V68H161ZM165 67H166V70H165ZM177 69H176V68ZM182 67V69H180ZM187 69V72L185 71V68ZM217 66H215V67H213L212 69L213 70H215L216 71V69H218V68H216ZM3 68H5L6 70H7V72H5L4 73V71L3 70H5V69H3ZM58 68V69H59ZM72 68H73V66H72ZM71 68V69H72ZM75 68V67H74ZM80 68V67H79ZM160 68H161V70L162 71H160ZM169 68H171L170 70H169ZM184 68V69H183ZM192 68H193V70H192ZM198 68H200V69H198ZM215 68V69H214ZM53 69V68H52ZM63 69V68H62ZM70 69V68H69ZM68 69V70H69ZM98 69H101V68H98L97 67V69H96V71H98ZM133 69L135 70V71H133ZM141 69V70H140ZM148 69H149V67H148ZM150 69V70H151ZM158 69H159V71L160 72H158ZM197 69V70H196ZM202 69L204 70V71H202ZM211 69V70H212ZM5 70V71H6ZM10 70H12V71H10ZM93 70V69H92ZM104 70V71H103ZM109 70V69H108ZM178 70H179V72H178ZM190 70V71H189ZM201 70V72H200V74H201V76L199 75V77H201L200 78V80H198V79H196V78H199V77H197L198 76V73H199V71ZM212 70V71H213ZM220 70H221V68H220ZM224 70V69H223ZM243 70H245V69H243ZM22 71V70H21ZM54 71H56V70H54ZM57 71H60V70H57ZM63 71V70H62ZM61 71V72H62ZM66 71V70H65ZM73 71L75 72L76 70H74L73 69ZM114 71H115V73H114ZM141 71V72H140ZM192 71H193V73H192ZM64 72V71H63ZM62 72V73H63ZM108 72V71H107ZM111 72H113V74H111ZM133 72H134V74H133ZM162 72V73H161ZM168 72H170V73H168ZM172 72H175V73H173V74H171ZM182 72V77H181V75H179L178 76V74L179 73H181ZM190 72V73H189ZM198 72V73H197ZM217 72V71H216ZM237 72V73H236ZM30 73H28V74H30ZM54 73V72H53ZM56 73V72H55ZM69 73H70V70H69ZM71 73H73V72H71ZM129 75H128V74ZM190 78H186L187 76L185 75V74ZM197 73V74H196ZM234 73V72H233ZM16 74H17V76H18V78H17V76H16ZM19 74V75H18ZM57 74V73H56ZM60 74V73H59ZM68 74V73H67ZM75 74V73H74ZM77 74H79V72L77 71ZM125 74V75H124ZM149 74H151V73H148L147 75H145L144 77L146 78V76H148ZM153 74H154V76H153ZM167 74V75H166ZM189 74H190V76H189ZM196 74V75H195ZM246 74V73H245ZM4 75V76H3ZM8 75V76H7ZM10 75H11V77H10ZM72 75V74H71ZM114 77H113V76ZM121 76L122 78H123V80H122V78H120L119 76H118V78H120L119 80H120V82H124L123 83V85L121 84V85H118V83H119V80L117 79V77L116 76ZM122 75H124V76H122ZM135 75V76H134ZM173 75H174V77H173ZM191 75H192V77H191ZM194 75V76H193ZM24 76V77H23ZM65 77L67 76V75H64ZM64 76H62V77H64ZM70 76V75H69ZM78 76V75H77ZM77 76H75V77H77ZM79 76H80V74H79ZM107 77L106 78V80L104 81V79H105V77ZM163 76H166V77H168L169 76V78H171V77H173V79L174 80H176L175 81V83L174 82H171V81H169L170 79L168 78H164V80H163ZM224 76H225V73H224ZM235 76V75H234ZM245 76V77H244ZM5 77V78H4ZM13 77V78H12ZM59 77V76H58ZM61 77V76H60ZM59 77V78H60ZM68 77V76H67ZM74 77V76H73ZM88 77V76H87ZM86 77V79H88ZM93 77H92V79H93ZM94 77V78H95ZM112 77V78H111ZM125 77V78H124ZM133 77H134V79H136V80H134L133 79ZM143 77V76H142ZM184 77V78H183ZM21 78V79H20ZM25 78V79H24ZM110 79V81H109V79ZM114 78V79H113ZM115 78L117 79V81H118V83H117V85L118 86H116V80H115ZM132 78V79H131ZM144 78V79H145ZM149 79H150V77H148ZM155 78H162V80L164 81V84H166V85H168L167 86V89L168 90H170V93L174 90V92H176V91H178V93H176V95L175 94H173L174 92H172L171 94L172 95H174V96H172L171 94H167V93H165L166 91V86L165 85H163L162 83V80H157V79H155ZM182 78V79H181ZM186 78V79H185ZM248 78V79H247ZM257 78V79H258ZM2 79H3V81H4V83H3V81H2ZM8 79V80H7ZM10 79H12V81L10 80ZM14 79H17V80H14ZM23 79V80H22ZM46 79V78H45ZM63 79V78H62ZM67 79V78H66ZM85 79V80H86ZM126 79V80H125ZM147 79V78H146ZM193 79V80H192ZM206 79V78H205ZM205 79H204V81H205ZM220 79V80H219ZM225 79H227V77L225 78ZM247 79V80H246ZM10 80V81H9ZM26 80V81H25ZM39 80V81H38ZM53 80V81H54ZM59 80V82L60 81H62L61 79H58ZM64 80V79H63ZM68 80H70L69 79V77H68ZM122 80V81H121ZM134 80V81H133ZM142 81H143V79H141ZM157 80V81H156ZM213 80L215 81V82H213ZM5 81H7V82H5ZM13 81H14V83H13ZM25 81V82H24ZM88 81H89V79H88ZM88 81H87V83H88ZM103 81H104V83H103ZM106 81H107V83H108V81L110 82V85H109V83H108V85H106L107 83H106ZM153 81L154 82H157L156 84L155 83H153ZM159 81V82H158ZM63 82V81H62ZM112 82H114V83H112ZM135 82H137V83H135ZM166 82V83H165ZM167 82H168V84H167ZM251 82V81H250ZM256 82V81H255ZM254 82V83H255ZM7 83H9V84H7ZM12 83V84H11ZM15 83H16V85H15ZM23 83H25L23 86H24V88L26 87V90L24 91V88L22 87V84ZM31 83H29V86L32 88V86H34V84L32 85ZM38 83V84H37ZM84 83H85V81H84ZM153 83V84H152ZM231 83V84H230ZM99 84V85H98ZM104 84V85H103ZM112 84V85H111ZM251 84H253V83H251ZM10 85V86H9ZM88 86H89V84H87ZM86 85V86H87ZM102 85V86H101ZM113 85H115V87L113 86ZM143 85V84H142ZM151 85V86H150ZM169 85H170V87H169ZM172 85V86H171ZM226 85V86H225ZM8 86H9V88H8ZM11 86H12V88H11ZM13 86H14V88L15 89H13ZM51 86H53V87H51ZM79 86V85H78ZM84 86V85H83ZM85 86V87H86ZM96 86V88H97V86H98V89L95 91V87ZM99 86H101V87H103V91H101V89L102 88H99ZM106 86H108V87H106ZM110 86H111V88H110ZM173 86H174V88L176 87V90L175 89H173ZM235 86V87H234ZM236 86H237V88H236ZM18 87H22L21 89H22V92H21V89L19 90L18 89ZM37 87H39V85L37 86ZM64 87V86H63ZM104 87H105V89H104ZM115 88V90H114V88ZM116 87L117 88H119L120 90H118L117 92H119V94L118 93H116V94H118L119 96H125V97H123L122 99H120L117 95H115L114 93V91H116ZM135 87V86H134ZM169 87V88H168ZM210 87V88H209ZM246 87V88H245ZM252 87V86H251ZM107 88H108V90H110V89H113V90H111L112 92H113V97H111L112 95V92L110 91V93L111 94H108L109 93V91H106L107 90ZM122 88V89H121ZM125 90H124V89ZM145 88V89H146ZM224 88V89H223ZM226 88H228L227 90H226ZM232 88H235V89H232ZM11 89V90H10ZM76 89V91L74 92V90ZM83 89H84V87H83ZM86 89V88H85ZM88 89V90H89ZM165 89V90H164ZM173 89V90H172ZM208 89V90H207ZM221 89H223L224 90V93H225V91H226V94H227V96H228V98H226V96H221V95H225V94H220L221 92H223V90H221ZM7 90V91H6ZM14 90H16V91H14ZM79 90V89H78ZM87 90V89H86ZM86 90H84V91H86ZM129 90H130V88H129ZM148 90V89H147ZM150 90H152L151 91V94H150ZM167 90V91H168ZM205 90H207V91H205ZM212 90V91H214V92H212L211 91V93H210V91ZM233 90V91H232ZM251 90V91H252ZM1 91H0V94H1ZM95 91V92H94ZM98 91H100V92H98ZM137 91V92H136ZM205 91V92H204ZM218 91L220 92V93H218ZM259 91L261 92V94H259V95H261V98H259L260 96H257V94L259 93ZM13 92H15V93H13ZM81 92V91H80ZM98 92V93H97ZM102 92H104V94H101ZM121 92H122V94H121ZM129 92V91H128ZM140 92V93H139ZM143 94H142V93ZM159 92V94H157ZM161 92H163L162 94H161ZM169 92V91H168ZM209 93V95L211 94L212 95V98L214 99L215 97H218L219 96V99L218 100H220L221 101V98L223 97V99H222V104L220 105L219 104V102L220 101H218V100H216V99H214V101H213V99L211 98V97H209L208 95H207V93ZM228 92V93H227ZM232 92V93H231ZM10 93H12L11 95H8V94H10ZM68 96V97H66V95ZM74 93V95H75V97H74V95H72ZM89 93H88V95H89ZM97 93V94H96ZM124 93V94H123ZM204 93H205V95H204ZM216 95H215V94ZM254 93V92H253ZM35 94H36V96H37V94L39 95V97L37 98L36 96H35ZM53 93H51L50 94V97H52L53 95H52ZM85 94H87V92H85ZM108 94V95H107ZM121 94V95H120ZM127 95V98H126V95ZM137 94V95H136ZM140 94V96H138ZM179 96H182V97H178V95ZM213 94H214V96H213ZM17 95V96H18ZM35 97H34V96ZM52 95V96H51ZM70 95H72V96H70ZM80 95H82L81 93H80ZM87 95V96H88ZM96 97V98H94V96ZM96 95H100V96H96ZM105 95V96H104ZM110 95V96H109ZM116 97H115V96ZM43 96V95H42ZM86 95H83V97H85ZM102 96H103V99H106V100H103L102 99ZM110 97L111 99H115V98H119L122 102H124V104H123V107H124V105L126 106V109H127V106H129L128 108L130 109V108H132V107H130V106H132V105H134V107H136V106H138V107H136V108H139V106H140V109L142 110H140L139 111V109H137V110H134L133 108L131 109L132 111H135V112H137V111H139V112H137V113H139V115H138V117L137 116H135V117H137L136 119H139L138 121L136 120H134L135 119V117L132 119V117H133V113L134 114H136L135 112H133V113H131L130 114V116H128L129 115V113L130 112H132V111H130L129 109H127V110H129L128 112H127V110H125L128 114H127V117H130L131 119L129 120V121H127L128 119H127V117H125L124 118V120L123 121H125L126 119V122H125V124H124V122L122 123V120L120 119V118H117V119H119V120H121V122L119 121V120H117V119H115V117L113 118L112 117V115L114 114V112H110V114L112 113V115H110L109 114V112H108V110H106V109H108L109 107V105L110 104H112V106L110 105V107L111 108H113L114 106V102L116 101V110L115 111H117L118 110V107L120 106H122L120 103H118L117 102V100H114V102L112 103V101H110V98H108V97ZM134 96H136L135 98H137V100L134 98ZM194 96H199V98H200V96H201V98L199 99V98H196V97H194ZM263 96V97H262ZM16 97V96H15ZM26 97L29 99L30 97H28V95L26 94ZM71 99H70V98ZM82 97V98H83ZM106 97V98H105ZM115 97V98H114ZM130 97H132V99H133V101H131V98ZM144 97H146V96H144ZM155 97V98H154ZM175 97H176V99H175ZM221 97V98H220ZM251 97V96H250ZM36 98V99H35ZM42 98V97H41ZM53 98V97H52ZM51 98V99H52ZM74 98V99H73ZM89 98V97H88ZM93 98V99H92ZM97 98L99 99L98 101H101V99H102V103L101 102H95L94 100H96L97 101ZM128 98H130V99H128ZM150 98V97H149ZM149 98L147 97L146 99H148V101H150L149 100ZM158 98H160V99H158ZM162 98V99H161ZM173 98V99H172ZM177 98H179V100H177ZM205 98V99H204ZM225 98V99H224ZM67 99H69L68 101H67ZM125 101H124V100ZM141 99H142V101H141ZM158 99V100H157ZM193 99H195V100H193ZM204 99V100H203ZM208 101H207V100ZM53 100V99H52ZM71 100V101H70ZM126 100L127 101H129V102H126ZM164 100H162L163 101V103H164ZM200 100V101H199ZM207 101V102H203V101ZM209 100H210V102H211V100H212V102L211 103H213L212 104V106H210V102H209ZM248 100V101H247ZM17 101V100H16ZM28 101V100H27ZM38 101H40V100H38ZM41 101H44L43 99L41 100ZM94 103H93V102ZM140 101V102H139ZM143 102L144 103V106L146 107V104L148 105V103L149 102ZM202 101V102H201ZM248 103H247V102ZM249 101H252V105H254L253 103H255V105L256 104H258L259 103V106H258V108L256 109V107H253V109L255 108L257 111H258V114L260 115V117H262L263 116V118L261 119L260 117H259V115L256 113V110L254 111L253 109H252V107H251V105H250V103H249ZM4 104H3V103ZM31 102H32V104H33V106H34V112L35 113H33V108H32V110H31V107H32V105H31ZM68 102V103H67ZM73 102V103H72ZM82 102V101H81ZM80 102V103H81ZM111 102V103H110ZM134 104H133V103ZM136 102V103H135ZM197 102H198V104H197ZM202 104H201V103ZM216 102V103H215ZM16 103V104H15ZM83 103V102H82ZM86 103V102H85ZM84 103V104H85ZM99 103H101V104H99ZM109 103V104H108ZM129 103H130V105H129ZM139 103V104H138ZM143 103H141V104H143ZM199 103L201 104V106L203 105V103H204V108H205V106L206 105H209V108L208 109H206V110H202V108L203 107H201V110H199L198 112H197V110L198 109H196L194 106H196V105H198V106H200L199 105ZM207 103H210V104H207ZM7 104V106H5ZM12 104H15L16 106V109H14V111H13V109L11 110L10 109V106L12 105ZM21 104H23V110H21L22 109V105ZM51 104V103H50ZM66 104V105H65ZM95 106H94V105ZM98 104V105H97ZM103 104V105H102ZM106 104V105H105ZM119 104V105H118ZM127 104V105H126ZM136 104V105H135ZM150 104V103H149ZM159 104V103H158ZM161 104H162V102H161ZM191 104H192V106H191ZM216 106H215V105ZM28 106V108L26 107V106ZM59 105V106H58ZM68 105V106H69ZM91 105H93L94 107H90ZM99 105H101V106H99ZM106 107H105V106ZM218 105H220V108H222V110L220 109V108H218ZM254 105V106H255ZM14 105H12V107H13ZM17 106L19 107L20 106V110L22 111H20L19 112V108L17 109ZM42 108H44V110L43 111H41L40 109H42ZM48 106V105H47ZM52 106V105H51ZM85 106V105H84ZM89 106V107H88ZM105 107V108H102V107ZM148 106H151V105H148ZM168 106H169V108H168ZM173 106V107H174ZM179 106V107H178ZM190 106H191V108H190ZM214 106V107H213ZM251 108H250V107ZM11 107V108H12ZM26 107V108H25ZM30 107V108H29ZM70 107V106H69ZM101 107V108H100ZM119 107V108H120ZM158 107L160 108V107H163L162 105H158ZM190 108V109H188V108ZM212 107V108H211ZM217 107V108H216ZM9 108V109H8ZM38 108V109H37ZM40 108V109H39ZM58 108H59V111H58ZM76 108V107H75ZM89 108V109H88ZM111 108H109V110H112ZM115 108V107H114ZM148 108V107H147ZM152 108V107H151ZM164 108V107H163ZM172 108V109H171ZM188 109V111H187V109ZM250 108V109H249ZM25 109V110H24ZM36 109V110H35ZM62 109V110H61ZM66 109H67V107H66ZM104 109V110H103ZM125 109V107L123 108V110ZM168 109V111H166ZM176 109H177V111H176ZM185 109V110H184ZM192 109H195L196 111H194V110H192ZM210 109V110H209ZM220 109V110H219ZM252 109V110H251ZM10 110V112L8 113L7 112V115H6V111H9ZM16 110H18V111H16ZM31 110V111H30ZM38 110V111H37ZM46 110V111H45ZM61 110V111H60ZM75 110V109H74ZM74 110H72V111H74ZM90 110V111H89ZM107 112H106V111ZM119 110H122V108L121 109H119ZM119 110H118V112H119ZM123 110H122V112H123ZM163 110V109H162ZM170 110V111H169ZM191 110V111H190ZM214 110V111H213ZM218 110H219V113H222V116H221V114H219L218 113ZM5 111V112H4ZM30 111V112H29ZM40 111V112H39ZM78 111V110H77ZM89 111V112H88ZM164 111V110H163ZM182 111V112H181ZM187 111V112H186ZM194 111V112H193ZM200 111H202V112H207V114L209 115H206L205 113H202V115H204L205 114V117L206 118H204V119H201L200 118V114L201 113H199ZM209 111V112H208ZM216 111V112H215ZM19 112V113H18ZM25 112V113H24ZM36 112H37V115H36ZM46 113L47 115H48V113H53V112H55V114H57V115H55V122H54V120L52 119L51 121L52 122H50V120H48V116H46L45 114H42V113ZM60 112V113H59ZM64 112H66L65 114H63ZM78 112H80V110L78 111ZM77 112V113H78ZM80 112V113H81ZM91 112V113H90ZM142 112L145 114V116L147 117V120H146V118H145V116H144V119H143V115L144 114H142ZM148 112V111H147ZM150 112V111H149ZM166 112H168V114L166 113ZM181 112V113H180ZM184 112V113H183ZM186 112V113H185ZM224 112V113H223ZM18 115H17V114ZM24 113V114H23ZM39 113V114H38ZM72 113V115H70ZM76 113V114H77ZM141 113V114H140ZM169 113H170V115H169ZM174 113V112H173ZM185 114L183 117L181 116V115H183V114ZM191 113L193 114V116L191 117ZM217 113L219 114V116H221V118L223 119V121L225 120L226 121V123H230V122H228L229 120H231L229 117H233L232 118V120H234V121H232L231 120V122L232 123H230V124H226V123H223V126H221L220 127V125L219 124H221L222 122V120H221V118L220 117H218V119L220 120H218L217 119V117H216V115H217ZM5 116H4V115ZM22 115L21 117H20V115ZM26 114V116H25V118H24V115ZM41 114V115H40ZM54 114V113H53ZM59 114V115H58ZM67 115V116H69L70 115V121H71V124L70 125H68V123H65V120L66 121H69V120H67L68 118H65V116H63V115ZM107 114H109L110 116H111V118L112 119H115V120H117V121H119L118 123H122V124H124V125H127V122H128V125L130 124V123H132L133 121H135V122H133L134 124L133 125H138L137 126V128H140V130L141 129H144V133H143V135H141L142 134V132H141V134H140V132H139V137L138 136H136L135 137V139L136 138H139V140L142 138V139H144V140H141V141H136V140H138V139H136V140H134V142H136V144L138 145L139 143L138 142H142V143H140L139 145H138V147H137V145H134V142L133 143H131L132 142V140H131V137L132 136H134V135H136V134H134V135H132L133 133H131L132 131H130L131 129L130 128H132L133 129V125L131 124V127L130 126H128V128H129V131H128V133L130 132V134H129V136H131V137H129V136H122V134L124 133L122 130H118L117 131V129H116V131H113V134H114V132H115V135H116V132H118V134H119V132L121 133V131H122V134H120V136H122L121 138L123 139L124 137H126V138H128L129 137V139H130V141H129V139H126L127 141H128V144H124L123 146V148L124 149H129V151L127 150H125L126 152H128V153H126V154H124V157H123V153L121 154L122 155V157L119 159V164H120V160L121 161H123L124 159L123 158H125L126 160L124 161V162H126V161H128V160H132V161H130V163H129V161H128V164H127V162L126 163H124L125 164V166H124V164H122V166H121V164H120V166H119V168L117 167H114V168H110V170H109V164H110V162L108 163V161H106L107 159H112V158H110V156H111V154H110V152H112V151H110V149H112V146H111V148H110V146L109 145H111V144H113V143H115L116 141H114V139L116 140V137H117V139H118V141H119V136H115V135H112V136H115V137H112V136H110L111 134L109 133L110 131H111V133H112V130H113V127L115 128V126L116 127H118L119 126V124L115 121V120H113V122H115V124L112 122V124H109V125H111V126H113L112 128L110 127V128H108L107 127V129H111V130H108L107 131V129L106 130H103V132H102V126L104 125V127L105 126H107V124H106V122H110L111 123V121H109L111 118H109V116H107ZM118 114V113H117ZM124 114V113H123ZM150 114V116H152ZM162 114V113H161ZM262 114V115H261ZM9 115H11L12 117H14L15 119H12V120H14V122H11V124H10V122L8 123V117H11V116H9ZM16 115V116H15ZM28 115H30V116H28ZM36 115V116H35ZM43 115H45V116H43ZM51 115V114H50ZM61 115V116H60ZM79 115V114H78ZM93 115V114H92ZM119 115H121L120 117H122V114H120L119 113ZM197 115V116H196ZM223 115H226L225 117L223 116ZM4 116V117H3ZM7 116V117H6ZM19 116V117H18ZM28 116V117H27ZM31 116H33L34 118L33 119H31ZM38 116H40V117H38ZM60 116V117H59ZM63 116V117H62ZM66 116V117H67ZM82 116V115H81ZM124 116H126V115H124ZM132 116V117H131ZM139 116H141V117H139ZM178 116H179V118H178ZM215 116L216 117V120H217V122H216V120L214 121V119L215 118H213V117ZM218 116V115H217ZM24 119H23V118ZM38 117V119H37V121H35L36 119L35 118H37ZM43 117H44V120H42L43 119ZM50 117H52V115L50 116ZM49 117V118H50ZM86 117H88V116H86ZM104 117V118H103ZM106 117H108L109 119H108V121H106L105 122V120H107L106 119ZM166 117L165 118H163L162 117V119L163 120H166ZM200 119H199V118ZM204 117V116H203ZM5 118V119H4ZM21 118V119H20ZM30 118V119H29ZM39 118H40V120H39ZM81 118V117H80ZM79 118V119H80ZM89 118V117H88ZM99 118V119H98ZM141 118V119H140ZM178 118V119H177ZM193 118V119H192ZM198 120H201V121H198ZM208 118V119H207ZM260 118V119H259ZM7 119V120H6ZM20 119V120H19ZM28 119V120H27ZM57 119V120H56ZM59 119V120H58ZM64 121H63V120ZM98 119V120H97ZM103 119V120H102ZM123 119V118H122ZM173 119H177V120H173ZM213 120L214 122H211V121H209V120ZM228 121H227V120ZM6 120V121H5ZM22 120V121H21ZM26 120V121H25ZM39 120V121H38ZM91 120H92V117H91ZM131 120H133L132 122H130ZM142 120V121H141ZM205 120V121H204ZM206 120H208L209 121V123H207V121ZM257 120V121H256ZM262 120V121H261ZM28 121H32V123H30L29 125L26 123L25 124V122H28ZM49 121V122H48ZM60 121L62 122V124H60ZM70 121H69V123H70ZM141 121V122H140ZM143 121H144V123H145V126H144V123H143ZM151 121H148V122H151ZM160 121V122H159ZM204 121V124H202L201 122H203ZM218 121H219V123H218ZM224 121V122H225ZM18 122V123H17ZM34 122V123H33ZM37 122H39V123H37ZM41 122H42V125H41ZM57 122V123H56ZM81 122H83L85 125L83 126L84 127V130L82 129V128H78L77 129V131H75L74 129H72V131H71V128L70 127H68V129L70 128V130H68L67 129V125L68 126H72V124H73V126H72V128H75V126H76V128L80 125V124H82ZM102 122H105V124L104 123H102ZM147 122V123H148ZM158 122V123H157ZM205 122H206V124H205ZM210 122H211V125H210ZM6 123H8V124H10V125H8V124H6ZM37 123V124H36ZM46 123H47V125L49 126L50 125V123H52V126L50 127V128H52V130L53 131H55L56 130V132H58V133H53V131H50V132H48V131H46L45 133L47 134V132H48V134L47 135H45V133L43 132V134L41 133H38L39 131H38V129L40 130L41 129V132L44 130L43 128H45V126H46ZM65 123V124H64ZM76 123H78L77 125H76ZM102 123V124H101ZM139 123V124H138ZM151 123H153V122H151ZM260 123V124H259ZM6 124V125H5ZM13 124V125H12ZM23 124V125H22ZM34 124H36L35 126H33ZM40 124V125H39ZM54 124V125H53ZM67 124V125H66ZM115 126H114V125ZM142 124V126H140ZM201 124V125H200ZM224 124L227 126H224ZM232 124H234L233 126H232ZM3 127H2V126ZM7 127H5V126ZM16 125V126H15ZM25 125L26 126H33L32 127V129H31V127L29 128L28 127V129H24V127H25ZM39 125V126H38ZM44 125V126H43ZM63 125H66V126H63ZM108 125V126H109ZM121 125V124H120ZM161 125V126H160ZM204 125H205V127H204ZM213 125V126H212ZM222 125V124H221ZM24 126V127H23ZM36 126H38V127H36ZM54 126V127H53ZM100 126V127H99ZM135 126V127H136ZM157 126H158V128H160V129H158L157 128ZM162 126H164V127H162ZM215 126H219V129L221 130V132H220V130H219V134L218 133H216V132H214V134H212L211 132H213L211 129H217V128H215ZM230 126H232V127H230ZM4 127H5V129H4ZM10 127V128H9ZM18 127H21V128H18ZM35 127H36V129H37V131L35 130ZM43 127V128H42ZM59 127H63V129L65 130V127H66V130L64 131L63 129H59ZM81 127V126H80ZM122 127H123V125H122ZM134 127V128H135ZM143 127V128H142ZM162 127V128H161ZM228 127H230V128H232V130L230 129V128H228ZM46 128H47V126H46ZM75 128V129H76ZM95 128H98V131H99V129H100V131L102 132L100 135L99 134H97V133H100V132H97V129L94 131V129ZM120 127H118V129H119ZM128 128H126V129H128ZM196 128H198V129H196ZM205 128V129H204ZM3 129V130H2ZM11 129H14V130H12V132H11ZM24 129V130H23ZM29 129H31L30 131H29ZM34 129V130H33ZM43 129V130H42ZM47 129H49V127L47 128ZM46 129V130H47ZM121 129H123V128H121ZM126 129L124 128V130H125V132H126ZM157 129V130H156ZM165 129V130H164ZM194 129H196V130H194ZM208 129H210L211 130V132H210V134L207 132L208 131ZM17 130H19V131H17ZM28 130V131H27ZM61 130V131H60ZM91 130H92V132H91ZM139 131V129H136L135 128V130L133 131V132H135V131ZM200 130H202V131H200ZM204 130H206L205 132H204ZM4 131V132H3ZM10 133H9V132ZM21 131L23 132V131H25L24 133L26 134H23V135H20L19 134V132L21 133ZM45 131V130H44ZM59 131H60V133H59ZM80 131V132H79ZM104 131H105V133H107L106 134V136H105V133H104ZM142 131V130H141ZM149 131V130H148ZM153 131V132H152ZM160 131V132H159ZM193 131L196 133V135H198L197 133H199V131H200V133L201 134H203L202 132H204V134L202 135V137H200V134L198 135V136H196V135H194L195 133H193ZM216 131V130H215ZM28 132V133H27ZM29 132H30V134L32 135V137H31V135L29 134ZM32 132V133H31ZM52 132V133H51ZM69 132L71 133V135L69 134ZM90 132L92 133V135H93V137L91 136V134H90ZM97 132V133H96ZM155 132H159V134H158V136H157V133H155ZM186 132H191V134L190 133H188L187 135H189V136H187L186 135ZM208 133V134H206L205 135V133ZM217 132H218V130H217ZM7 133H9V135L7 134ZM37 134V136H36V134ZM50 133V134H49ZM70 135L69 137L67 136L68 134ZM77 133H79V134H77ZM94 133H96V134H94ZM104 133V134H103ZM108 133H109V136H108ZM127 133V132H126ZM126 133H125V135H126ZM128 133H127V135H128ZM137 133V132H136ZM148 133L146 134V135H148ZM16 134H18L19 136V138H20V141L18 140V138H17V140L16 139H14V138H16ZM39 134H40V136L41 135H43V136H39ZM73 134V135H72ZM138 134V133H137ZM151 134V135H150ZM0 135V136H1ZM7 135V136H6ZM35 135V136H34ZM53 135V136H52ZM76 135V136H75ZM208 135V136H207ZM6 136V137H5ZM33 136L34 137H36V138H33ZM38 136H39V138H38ZM21 137L22 138H24V139H21ZM28 137V138H27ZM110 137H112V138H114V139H112V141H111V143L109 142L110 140H111V138ZM141 137V138H140ZM144 137V138H143ZM157 137V138H156ZM187 137V138H186ZM188 137H190V139L188 138ZM200 137V138H199ZM209 137V138H208ZM214 137V138H213ZM215 137H218V138H215ZM38 138V139H37ZM98 138V140H96ZM100 138L102 139V140H100ZM104 138H106L107 139V141L105 142V141H103L104 140ZM108 138H110V139H108ZM133 138V137H132ZM148 138V139H147ZM199 140L200 139V141H198L197 139ZM12 141H11V140ZM27 139H28V141H27ZM121 139V140H122ZM188 139H189V142H188ZM209 139V141H206V140H208ZM9 140V141H8ZM16 140V141H15ZM29 140H30V142H29ZM37 140V142H35ZM98 141V143H100V142H105V143H110V144H108V145H105V144H102V143H100V144H98L96 141ZM99 140H100V142H99ZM121 140L119 141L120 142V144L122 143L121 142ZM124 140H125V138H124ZM126 140L124 141L125 143H127L126 142ZM146 140V141H145ZM196 140V141H195ZM203 140V141H202ZM213 140V141H212ZM216 140H218V141H216ZM5 141V142H4ZM14 141V143H12ZM40 141V142H39ZM41 141H44V143H41ZM114 141V142H113ZM192 141H195V143H192ZM211 141L212 142H214V143H211ZM19 142H21V143H19ZM198 142H199V144H198ZM210 142V143H209ZM5 143H7V144H5ZM10 143H11V146H10ZM25 143V144H24ZM31 143V144H30ZM36 143V144H35ZM39 143V144H38ZM45 143H46V145H45ZM95 143H97L95 146H97V148L98 149H100V151H98V149L94 146V144ZM131 143V144H130ZM146 143H147V145H146ZM191 143H192V145H191ZM201 143V144H200ZM206 143L208 144V145H206ZM1 144H0V146H1ZM28 144V145H27ZM118 142H117V144H113L114 146H113V149H114V147H115V151H116V148H119L118 147V145H120ZM123 144V143H122ZM129 144H130V146H129ZM133 144V145H132ZM143 146H142V145ZM144 144H145V147H144ZM206 145L208 148L206 149V146H203V145ZM213 144V145H212ZM247 144V149H246V145ZM17 145V146H16ZM26 145V147L24 148V146ZM31 145V146H30ZM34 145V146H33ZM42 145V146H41ZM45 145V146H44ZM91 145V146H90ZM101 145H104V146H102L101 147ZM125 145H126V147H125ZM216 145V146H215ZM218 145V146H217ZM3 146H4V148L5 149H3ZM14 146V147H13ZM28 146H29V148H31V149H29L28 148ZM38 148H37V147ZM41 146V147H40ZM44 146V147H43ZM47 146V147H46ZM93 146V148H95V149H93V148H91ZM105 146H107V147H109V149L108 148H106ZM132 146H136L137 147V151L139 152L138 154H136V155H133L134 153H132V152H134V149H136V147L133 149L132 148ZM147 146V147H146ZM154 146V147H153ZM157 146V147H156ZM204 147L205 149H203L202 147ZM211 146V147H210ZM213 146V147H212ZM215 146V147H214ZM226 146H227V148L229 147V150H227L226 149ZM18 148V149H15V148ZM23 147V148H22ZM34 148V151H32L33 150V148ZM101 147V148H100ZM128 147V148H127ZM130 147H131V150H130ZM156 147V148H155ZM225 147V148H224ZM249 147V148H248ZM250 147H252L251 149H250ZM13 148V149H12ZM42 148V149H41ZM45 148H48V149H50L49 151L46 149L45 150ZM105 148L106 149H108L107 150V152L108 151H110L109 152V154H110V156H107V159H105L103 156H105L106 157V155H109V154H107L106 153V150H105ZM122 148V147H121ZM120 148V149H121ZM140 148H142L141 150H140ZM219 148V149H218ZM230 148H231V150H230ZM264 148V147H263ZM26 151H25V150ZM93 149V150H92ZM120 149H118V150H120ZM210 149V150H209ZM223 149H226V151L224 150L223 151ZM2 150V151H1ZM20 150V151H19ZM22 150V151H21ZM35 150H37V152H36V154L37 153H39V152H41V153H39L38 154V157H37V159L35 158L36 156V154H35ZM44 150V151H43ZM52 150H53V152H52ZM59 150H60V152H59ZM92 150V151H91ZM95 150V151H94ZM101 150H103V151H101ZM105 150V151H104ZM113 150V153L115 152ZM133 150V151H132ZM9 151V152H8ZM28 151H30V154H29V152ZM43 151V152H42ZM45 151H46V155H45ZM61 154V155H59L58 154V152ZM65 151H66V153H68V156L70 155L69 154V152L71 153L72 151H74L75 153L76 152H78V154L79 155H77L76 157L78 158V160L75 158L74 159V161L73 160H71V161H69V159L68 160H66L67 158H69L70 156L71 157H75L72 153H71V155L68 157V156H65V155H67L66 153H65ZM69 151V152H68ZM123 151V150H122ZM130 151H132V152H130ZM2 152V153H1ZM16 152V153H15ZM21 152V153H20ZM48 152V153H47ZM51 152V153H50ZM64 152V154L65 155H63L62 153ZM104 152L106 153V155L104 154ZM119 152V151H118ZM124 152V151H123ZM130 152V153H129ZM136 152V151H135ZM3 153H5V155L3 154ZM17 153H19V154H17ZM31 153H33V154H35V155H32ZM43 153V154H42ZM53 153V155L54 154H56V155H58L59 157H62V159H60V160H63V161H58V160H56V159H52V158H54V157H56V155H54L53 157H51V159L52 160H54V162L51 160V161H49L50 160V156H52L51 154ZM125 153V152H124ZM132 153V154H131ZM3 154V155H2ZM10 154V155H9ZM11 154H13V155H11ZM27 154V155H26ZM77 154V153H76ZM116 154V153H115ZM115 154H113V155H115ZM41 155H44L45 156V158L43 157V156H41ZM65 156L64 157V159H63V156ZM73 155V156H72ZM103 155V156H102ZM118 155V154H117ZM116 155V156H117ZM32 158V159H34V160H32L30 157ZM34 156V157H33ZM47 156L49 157V158H47ZM57 156V157H58ZM79 156V157H78ZM85 156V157H84ZM118 156H120V155H118ZM42 157V158H41ZM83 158L82 160H84V161H82L81 160V163H78V162H80V158ZM112 157H114V156H112ZM26 158V159H25ZM28 158V159H27ZM41 158V159H40ZM47 158V159H46ZM73 158H71V159H73ZM116 157H114L113 159H115ZM25 159V160H24ZM40 159V160H39ZM49 159V160H48ZM105 159V160H104ZM123 159V160H122ZM0 160V161H1ZM26 160H32V161H26ZM45 160V161H44ZM56 160V161H55ZM64 160H65V162H64ZM3 161V160H2ZM35 161L37 162V163H35ZM40 161V162H39ZM47 161H48V163H47ZM77 161V162H76ZM86 161H88V162H90V164H88V166H87V164H85V163H87ZM22 162H24V163H22ZM27 162V163H26ZM32 162V163H31ZM43 162V163H42ZM50 162V163H49ZM54 163V164H52V163ZM55 162H59L58 164L56 163L55 164ZM62 162H63V164H62ZM69 162H70V164H69ZM73 162H75L77 165H83V166H85V167H78L77 168V165L75 164V163H73ZM101 162H102V164H101ZM103 162H107V163H103ZM112 162H114V160L112 161ZM117 162V160H115V163ZM4 165H3V164ZM21 163V164H20ZM31 163V164H30ZM39 163H41L42 165H40ZM45 163V164H44ZM66 163V164H65ZM71 163H73L74 165H72ZM92 163V164H91ZM98 163H100L101 164V166H103V167H101L100 166V164H98ZM114 163V164H115ZM20 164V165H19ZM25 164V165H24ZM29 164V165H28ZM61 164V165H60ZM94 164H98V166L96 167V165H94ZM116 164H118V163H116ZM17 165H19V166H17ZM36 165V166H35ZM40 165V166H39ZM44 165V166H43ZM50 165V166H49ZM54 165V166H53ZM55 165H57V166H55ZM68 165H70V166H68ZM76 165V166H75ZM93 165V166H92ZM111 165V164H110ZM112 165H113V163H112ZM256 165V166H255ZM25 166V167H24ZM27 166V167H26ZM36 168H35V167ZM37 166H39V167H37ZM67 166V167H66ZM74 166H75V168H74ZM100 166V167H99ZM106 166H108V167H105ZM34 167V168H33ZM42 167V168H41ZM47 169H50V170H47V172L46 171H44L45 170V168ZM55 167V168H54ZM66 167V168H65ZM254 167H256L257 168V170L260 172V174L257 172V170H256V168H255V173L257 174V175H262L261 177H260V179L262 178V180H261V182H260V184H257L258 182H257V180L258 179H256V181L254 182V179H255V177H256V175H254L253 176V168ZM28 168H29V170H28ZM30 168H31V170H30ZM38 168H41V169H38ZM44 168V169H43ZM57 168V169H56ZM71 168V169H70ZM77 168V169H76ZM79 168H81V170L83 171L82 173H74L75 172V170L74 169H76V171H80L81 172V170L79 169ZM105 168V169H104ZM2 169V170H1ZM43 169V171H41ZM53 169V170H52ZM66 169V170H65ZM36 170H37V172H38V170L39 171H41V172H38L37 174L35 173L36 172ZM67 171L66 173H62V171ZM5 171V175L3 174V172ZM50 171V172H49ZM54 171H56V173L54 172ZM58 171H61V173H62V176H57V172ZM69 171H70V173H69ZM27 172V173H26ZM32 172V173H31ZM50 173V174H46V173ZM52 172V173H51ZM54 172V173H53ZM2 173V174H1ZM40 173V174H39ZM43 173V174H42ZM60 172L58 173V174H61ZM254 173V174H255ZM8 176H7V175ZM27 174V175H26ZM32 174V175H31ZM36 174V175H35ZM42 174V175H41ZM54 174V175H53ZM63 174H65L64 176H66L67 177V175L69 176V177H71L72 178V176H74V178L73 179H71V178H69V179H71V180H74L75 182H73V184H72V182L71 183H69V185L67 184L69 181V179L66 181L65 179H67L66 177L64 178L63 177ZM72 174V176H70V175ZM75 174H76V176H75ZM30 175L34 178V181L37 179V181H33V183H32V180H33V178H30ZM39 175V176H38ZM44 175V176H43ZM28 176V177H27ZM50 176V178H48ZM52 176H54V177H52ZM258 176V177H259ZM7 178V177H9L8 179H10V180H8V179H5V178ZM43 177V178H42ZM57 177V178H56ZM63 177V179H61ZM257 177V178H258ZM52 178V179H51ZM254 178V179H253ZM16 183V184H14L13 183V181ZM23 179H24V182L26 183V184H23V186H22V182H23ZM25 179H27L26 181H25ZM43 179H45V180H43ZM51 179V180H50ZM56 179H58V180H56ZM6 180V184H5V181ZM63 180V182H65V183H62V186H60L61 185V181ZM9 181V182H8ZM12 183H11V182ZM21 181V182H20ZM40 181V182H39ZM45 181V182H44ZM51 181H54V182H51ZM21 184H19V183ZM23 182V183H24ZM28 182V183H27ZM31 182V183H30ZM46 182H47V185H46ZM257 182V183H256ZM9 183V184H8ZM31 184V185H29L30 186V188L28 187V184ZM40 183H41V186H40ZM42 183H45V184H42ZM50 183V184H49ZM58 183V184H57ZM15 186H14V185ZM33 184V185H32ZM52 184V185H51ZM70 184H72L71 186H73L74 187V189H72V187L70 186ZM18 185V186H17ZM20 185V186H19ZM34 185H38L39 187H42V186H46L47 187V189H43V187L41 188V190H38V188L36 187V186H34ZM51 185V186H50ZM56 185V187H54V186ZM59 185V186H58ZM64 185V186H63ZM68 185V186H67ZM6 186V187H5ZM14 186V187H13ZM17 186V187H16ZM44 186V187H45ZM16 187V188H15ZM19 187V188H18ZM26 187H28V190H27V188ZM45 187V188H46ZM58 187L59 188H61L60 189V191H62L63 189H66V188H70V190H73V192H74V190H75V192L77 191V192H79L78 191V189H82L83 191H81L79 194H77L78 196L75 198L74 196H73V199L74 200H71V203H69L68 201H70V198H71V192H70V190H66V191H62V192H65L64 194H66L67 195V198L66 199H68V196H70L69 197V199L68 200H66L67 202H68V204H67V206H69L68 208H67V206H66V209H67V211L69 212H66L65 210H63L64 209V203H65V205H66V203L67 202H65V199H64V201L61 199V201H60V199L59 198H62L63 196H65V195H63V193H61L59 190H58ZM64 187V188H63ZM15 188V189H14ZM21 188V189H20ZM25 188V189H24ZM36 188V189H35ZM32 189V190H31ZM50 191H49V190ZM57 191H56V190ZM13 192H12V191ZM18 190H21V191H23V192H25V193H22V192H18ZM30 190V191H29ZM38 190V191H37ZM44 190V191H43ZM46 190V191H45ZM48 190V191H47ZM55 190V191H54ZM256 190H258V193L256 192ZM27 191V192H26ZM35 191V192H34ZM52 191H54L55 192V194H54V192H52ZM1 192H2V194H1ZM7 192V193H6ZM15 192V193H14ZM31 192V193H30ZM46 192V194H44ZM51 192V193H50ZM59 192V193H58ZM68 192H70V194L68 193ZM11 193H13V195L11 194ZM18 193V194H17ZM20 193V194H19ZM40 193V194H39ZM43 193V194H42ZM24 194V195H23ZM27 194H29V195H27ZM31 194H33V195H31ZM59 194H60V196H59ZM69 194V195H68ZM76 194H73V195H76ZM18 195V196H17ZM20 195L21 196H23V197H20ZM40 195H42V196H40ZM47 195V196H46ZM50 195V196H49ZM2 196V197H1ZM15 196H17L16 198L18 199V203H19V205H22V207L20 206V208H19V206L17 207V205H18V203H17V205H16V203H14V201H16L17 199L15 198ZM39 196V197H38ZM49 196V197H48ZM54 196V197H53ZM56 196V197H55ZM57 196H59V197H57ZM3 197H6V200L5 199H3ZM10 197V200L12 199V198H14L13 200L14 201H12L11 200V203H9L8 205H6L10 200L9 199H7V198H9ZM29 197V198H28ZM34 197V198H33ZM37 197V198H36ZM20 198H23L22 200L23 201H21V199ZM27 198V199H26ZM32 198V199H31ZM57 198V200L58 201H55V199ZM63 198H65V197H63ZM38 199H39V201L40 202H38ZM45 199V200H44ZM72 199V198H71ZM36 200V201H35ZM47 200H49V202H51V204L47 201ZM3 201V202H2ZM30 201V202H29ZM32 201V202H31ZM34 201V202H33ZM60 201V203H57V202H59ZM2 202V203H1ZM12 202L14 203L13 204V206H11V208H9V206L10 205H12ZM17 202V201H16ZM22 202H25V204L24 203H22ZM35 202L37 203V204H39V206H40V203L43 205H41V207H39L37 204H35ZM64 202V203H63ZM21 203V204H20ZM31 203H33V204H31ZM24 204V205H23ZM37 206V207H39V208H35V205ZM58 204V205H57ZM62 204H63V206H62ZM73 204V205H72ZM15 205V206H14ZM33 205H34V207H33ZM56 205H57V207H59L60 208V210L61 211H59L58 209L59 208H57L56 207ZM25 208H24V207ZM30 206V207H29ZM61 206H62V208L63 209H61ZM6 207V208H5ZM13 207V208H12ZM17 207V208H16ZM9 208V209H8ZM27 208V209H26ZM32 208V210H30ZM72 208V209H71ZM4 209V210H3ZM26 210V211H24V210ZM36 209H38L37 211H35L34 212V210H36ZM58 211H57V210ZM9 210H10V212H9ZM19 210H21V213H25L26 212V214H23V216L20 214V212H19ZM3 211L5 212V213H3ZM14 211H16V212H14ZM23 211V212H22ZM62 211H64L63 213H61ZM10 214H9V213ZM11 212H13V213H11ZM58 214H57V213ZM72 212V213H71ZM29 213V214H28ZM36 214L35 216L34 215H30V214ZM66 213H68V214H66ZM7 214V215H6ZM17 214V215H16ZM21 216H20V215ZM1 215H2V217H1ZM11 215H14V216H12V218H11ZM17 217H16V216ZM19 215V216H18ZM28 215H30V216H28ZM62 215V216H61ZM63 215H64V217H63ZM69 215V216H68ZM24 216H25V218H24ZM65 216H68V220L67 219H65L66 217ZM14 217V218H13ZM30 219H29V218ZM34 217V218H33ZM63 217V218H62ZM71 219H70V218ZM17 218V219H16ZM28 218V219H27ZM59 218V219H58ZM18 219H19V221H18ZM31 219H32V221H33V223H32V221H31ZM69 219H70V221H69ZM52 220H54V223H55V220L57 221L55 224H56V226H55V224L54 223H52ZM61 220H63V221H61ZM66 220V221H65ZM27 221H31V224H30V226H31V228L33 227V229H32V231H27L29 228H30V226H29V223L30 222H27ZM41 221H43V224L46 226V227H44V228H46V230L43 228V224H42V222ZM49 221V222H48ZM65 221V223H67V221H68V223L67 224H65V223H63ZM75 221V222H74ZM24 222H25V224H24ZM39 222L41 223V225H43V226H41L40 224H39ZM60 222V223H59ZM76 222H78V223H76ZM3 225H2V224ZM15 223V224H14ZM23 223V224H22ZM40 226H38L37 224ZM26 224H28V226L26 225ZM51 224L53 225V226H51ZM59 224V225H58ZM62 224H64V225H66V227H62L61 228V226H63ZM75 224V225H74ZM13 225V226H12ZM15 225H16V227H15ZM21 225V226H20ZM25 225V226H24ZM35 225H36V227H35ZM76 227L75 229H77V231L74 229V226ZM3 226V227H2ZM8 226V227H7ZM52 227V229L51 228H49V227ZM55 226V227H54ZM58 226H59V228H58ZM69 226V227H68ZM72 226V227H71ZM14 227V228H13ZM28 227V229H26ZM71 228L70 230L68 229V228ZM6 228V229H5ZM11 228V229H10ZM13 228V229H12ZM37 228H38V230H37ZM57 230H56V229ZM67 228V229H66ZM79 228H81L80 230H79ZM20 229V230H19ZM35 229V230H34ZM42 229V230H44V231H42L41 233L39 232L40 230ZM49 229V230H48ZM59 229V230H58ZM63 229V230H62ZM64 229H65V231H64ZM72 229H74L76 232H74V230H72ZM16 230V231H15ZM26 230V231H25ZM61 230V232H58V231H60ZM12 231V232H11ZM14 231V232H13ZM21 233H20V232ZM36 231H38V232H36ZM45 231L46 232H48V233H45ZM58 232V233H55V232ZM15 232H16V235H15ZM18 232V233H17ZM22 232H23V234H22ZM24 232H26V233H24ZM31 232V233H30ZM50 232H51V234H50ZM63 232H64V234H63ZM67 232V233H66ZM74 232V233H73ZM8 233H10V236H9V234ZM28 233V234H27ZM30 233V234H29ZM38 233H39V238L37 237V235H38ZM43 233H44V236H43ZM52 233H54V234H56V236H54V234L52 235ZM62 233V234H61ZM71 233H72V235H71ZM8 234V235H7ZM18 234H21V235H23V237H21V235L20 236H18ZM37 234V235H36ZM42 234V235H41ZM45 234H48V235H45ZM59 234H61V236H59V238H58V235ZM66 234V235H65ZM68 234V235H67ZM109 234V236L111 237H104L105 235H108ZM12 235V236H11ZM31 235H33V236H31ZM34 235H35V237H34ZM44 238L45 236V240L48 238V236H50L49 237V239H47L46 241L44 240V239H42V237ZM62 235H64V236H66V237H62ZM70 235V239H68L67 237ZM73 235H75L74 236V239H73ZM15 236V237H14ZM53 236H54V238H53ZM12 239H11V238ZM19 237H21V238H19ZM41 237V238H40ZM2 238V239H1ZM14 238V239H13ZM33 238H35L37 241H35L36 242V244L38 245V243H40L39 241L41 240L42 242L41 243H43V244H41L40 243V245L38 246L39 248V250L38 249H35V248H37L36 246V244L35 243H33L32 242V239ZM40 239V240H38V239ZM51 238V239H50ZM61 238V239H60ZM64 238H66V239H68L69 241L71 240V243H69V248L67 247V249L65 250L64 249V247H63V249L67 252L68 251V249H69V252L71 253H67L68 255V257L66 256V254H61V253H66V252H64V250L60 247V251H63V252H60L59 250H57V249H59L58 248V246H57V244L56 243H58V244H60V241H61V244L62 245H66V244H64V243H67V241L66 240H64ZM104 238H107V239H105V240H103ZM109 238H110V240H109ZM19 239H21V241H22V239H24L23 240V242H20V240ZM26 239H27V241H30L29 243L28 242H26ZM29 239V240H28ZM34 239V240H35ZM57 239H58V241H57ZM5 240H6V242L8 243H5ZM11 240H15V241H11ZM16 240H19V241H16ZM53 240H55V241H53ZM62 240L64 241V243H62ZM103 240V241H102ZM109 241V242H106V245H105V243H104V241ZM44 241V242H43ZM75 241H76V244H74V245H72V247H71V244H73V242L75 243ZM19 242V245L17 244ZM26 242V243H25ZM47 242V244H45ZM52 242V243H51ZM16 243V246L15 245H13V244H15ZM22 243V244H21ZM25 243V244H24ZM88 243H90V244H88ZM1 244H3V245H1ZM20 244L23 246H20ZM24 244V245H23ZM28 244V245H27ZM31 244V245H30ZM46 245V247L44 246V247H42V245ZM59 245V246H62V245ZM103 244V245H102ZM34 245V246H33ZM36 245V246H35ZM51 245V247H49ZM90 247H89V246ZM8 246V247H7ZM20 246V247H19ZM31 248H30V247ZM75 246H76V248H75ZM30 249H29V248ZM35 247V248H34ZM74 247V248H73ZM13 248H11V251L13 250ZM22 248V249H21ZM33 248V249H32ZM41 248V249H40ZM53 248V247H52ZM80 248V249H79ZM88 248V249H87ZM92 248V249H91ZM94 248H97V249H94ZM10 249V248H9ZM43 249V250H42ZM73 249V250H72ZM75 249H77V250H75ZM81 249H83V250H81ZM86 250V252H84L85 250ZM94 249V250H93ZM110 249L112 250V251H110ZM82 251V253H81V251ZM89 250V251H88ZM93 252H92V251ZM8 251H10V250H8ZM8 251H6V252H8ZM31 251H27L28 253L30 252V254L32 253ZM35 251V252H34ZM43 251V252H42ZM53 252V254H49V252ZM58 251V252H57ZM73 251V252H72ZM75 251V252H74ZM79 252V254H78V252ZM87 251H88V253H87ZM18 251H17V253L16 252H14V254H8V253H3V254H1L0 255V257H1V261L3 262V264H8V262H9V260H11L12 261V259H13V261L11 262H9V263H12V264H17L18 262H14V261H16L15 259L17 258V259H19V260H21L20 262H22L23 260L25 261V262H29L30 260H31V258L28 256V254L26 253V255H22L21 254V252L19 253ZM37 252V253H36ZM92 252V253H91ZM96 252V253H97ZM99 252L97 253V254H95V255H98L99 254ZM113 254H112V253ZM16 253V254H15ZM19 253V254H18ZM72 253H74V255L71 257V255H72ZM75 253H76V255L78 254L79 256L78 257H74V256H76L75 255ZM86 253H87V255H86ZM6 254H8V255H6ZM20 255V257L19 256H16V255ZM49 254V255H48ZM91 254H93V255H91ZM12 255V256H11ZM15 255V256H14ZM23 257H22V256ZM53 255V256H52ZM61 255H65L64 257H62ZM106 255V254H105ZM3 256L5 257V259L7 258V256H8V258H7V260L8 261H5V259L3 258ZM25 256V257H24ZM32 256H33V254H32ZM44 256V255H43ZM88 256H89V258L90 259H88ZM94 256V257H93ZM108 256V257H109ZM27 257V258H26ZM28 257L30 258V259H28ZM34 257V256H33ZM32 257V258H33ZM38 257V256H37ZM42 257V256H41ZM40 256H39V258H41ZM3 258V259H2ZM23 260H22V259ZM25 258V259H24ZM36 257H34V259H32V261H34L35 260V263H33V264H37V262H36V260L38 259H35ZM44 258H46V256L44 257ZM45 259V261H44V259H43V257L41 258V259H43V261H44V263L45 262H47L48 260H49V258L48 259ZM50 258V260H49V262H50V264L52 263V261H53V259H51ZM62 258V259H61ZM66 258L64 259V261L68 264L69 262L66 260ZM72 259V261H70L71 259ZM79 258V259H78ZM86 258V259H85ZM259 258H260V260H259ZM27 259H28V261H27ZM41 259H39V260H41ZM76 259V261L74 262L73 260H75ZM78 259V260H77ZM81 259V260H80ZM83 259V260H82ZM84 259H85V261H84ZM92 259V260H91ZM96 259V260H95ZM103 259V260H102ZM259 261H258V260ZM262 259H263V261H262ZM251 260V261H250ZM254 262H253V261ZM1 261H0V264H2L1 263ZM5 261V262H4ZM31 261V262H32ZM43 261H41V262H43ZM78 261H80V262H78ZM89 261V262H88ZM261 261V262H260ZM14 262V263H13ZM25 262H23L24 264H25ZM54 261H53V264H56ZM59 262L57 263V264H59ZM251 262V263H250ZM263 262V263H262ZM22 263V264H23ZM44 263H42V264H44ZM96 263V264H97ZM107 263H104V262H102V264H107ZM18 264H21V263H18ZM30 264V263H29ZM32 264V263H31ZM38 264H40V261H39V263ZM47 264V263H46Z\"/></svg>",
  "mask_w": 264,
  "mask_h": 264
},
{
  "label": "rangeland",
  "instance_id": "obj_2",
  "mask_svg": "<svg viewBox=\"0 0 264 264\" xmlns=\"http://www.w3.org/2000/svg\"><path fill=\"white\" fill-rule=\"evenodd\" d=\"M16 1H17V0H0V12H1L0 14H1V16H2V17H0V23H2V19H4V20H3V23L5 22V20L8 19V20L6 21L7 23L4 24L5 26H3L2 29H3L4 27H6V28L9 27V24H10V26L13 25V26L17 27L16 25H18V26L21 25V21H22V24H24V23H26V22H29V21L26 20V19H27L28 17L30 18V17L34 14V18L37 17V20L35 21L36 23H34V26L37 24V27H38V28H36V27L33 26V29H31V28L29 27V28L31 29V31H30V34L27 33L28 35H26V36L29 37V35L31 36V32L34 33L33 31H36V30H38V31H36V32H35V35L33 34L31 38H26V37L24 36V34H26V33H25V30H24V32H20V31H22V30H18L17 28L14 27V31H15V29H16L15 32L18 33V35H16L18 41L20 42V40H19V38H18L19 36H21V38H20L21 40H22V38H24V39H23V40H24L23 45H24L26 48L22 45V46H23V49H22L23 51L21 50L20 52H22V53L24 54V52H25L24 50H26L27 53H29V55H28L27 53H26V55H23L22 53L17 52V49H18V48L16 47L17 49H15L14 46H16L17 44L19 45V42L17 43L16 36L14 35L15 32L11 31V33H13V35L15 36V38H14V39H15V41H14L15 43L13 44L14 46L12 45V48L10 47V48H11V51H10V52H12L11 54H13V51L15 50V51H16V55H17V54H19V55L22 54L21 57H20L19 55L16 56L15 54H13L14 57H15V59H16L18 56H19V57H18V59H17V62H12V63H11V61H10L9 63L6 62V61H8V59L6 60V58H7L6 56H5V57H6L5 59H2L3 56L6 55L5 53L8 52V50L10 49V48L8 47V46H10V45L7 44V43H5V42H7L6 39L9 38V39H10V40H8V42H9V41H11L12 38H11L10 36H8V38H4V39H3V38H0V39H1L0 44L3 43V44H1V46H2V45H5V44L8 45V46L5 45L4 47L2 46V47L4 48V50H3V48H1V46H0V48L2 49V50L0 49V51L3 53V54H2V53L0 52V56L2 55V56L0 57V66H1V67H0V73L2 72V70H1L2 67L7 68V70H8V69L10 68L9 66H14V67H16L17 69H20V72H19L20 75L24 73L23 70H24V71H27V75H26V76H28V75L31 76V73H30V72H32L33 74H35L34 76L42 74V75H43V78H44L45 81L48 79V81H46V82L44 83V84H45V87L47 86L46 88H48V86H50V85H48L49 83H50L51 85H54L53 83H51V80H52V79H51L50 82H49V77H51V78L53 77V80H54V78H55L54 74H55L56 77H57L58 79H61V80L63 81V82H62V81L59 82V80L56 79V80L58 81V83H61V84L63 83L62 86L60 87V88H63V89L61 90V89L59 88L60 84L58 85V83L55 82V80H54V81L52 80V82H55V84H57L58 86H56V88L53 87V86H51V87H53V88L55 89L54 91H51V93H53V94H52L53 96L51 95L53 98L50 97V94H51V93H50L49 96H47V99H46L47 101H46V102H45V99H44V97H45L46 95L44 96L43 93H40V87H41V85L37 83V84L39 85V87H37L38 85H36V87H35V83H36V80L38 79V77H37V76L35 77V79H36V80H35V83H34V81H33L34 76L31 78V79H32V83L34 84V86H32V88L29 86V83H31L30 78H28L29 80H27L28 85H26V87H27V89L29 88V92H30L31 94H32V93L34 94V92L36 93V91H37V93H39V95H41V97H42V98H41V97L38 98L39 95L37 94V96H36V94H35V96L38 98V100H40V101H38V100L35 98L36 101H37L36 103L33 102V104L35 105V108H36V106L38 107L39 104H41V103H42L43 106L46 105L45 103H47L48 106H47V105L44 106V107L47 108V110H48V108H49V105H50V107H52V108H50V109H54V108L56 107V105H54V103L57 102L58 100H60V101H61V100H62V101H65V100H63L65 97L62 98V99H61V97H59L58 99H56V98H57L60 94L62 95L63 92H61V91H64V92L67 91V92H68L70 89H71V91H73L72 87L75 86V85H73V84H75V83L78 81V82L76 83L77 86H76L75 88L77 89V87H78V89H79V90L77 89V91H78L79 93L76 94V96L79 97V98H77L76 101L79 99L78 103L81 104V105L83 104L82 108L79 109V107H81V106L77 107L78 104L75 106V107H76V108H75V107L73 106L74 104H72V105L70 104V105H69L70 102H69V103L67 102V103H68L67 106H64V104H63V106H62V105H60V106L58 105V106L61 107L64 111L67 110V112H68L67 114H69L70 112L73 113V115H72V113L70 114V115H72V116H74V114H75V117H73V118L71 117V119H74V121L71 120L72 123H73L74 125H75L76 118H77V120H78L77 122H79V121L82 119V117L84 116L83 113H85V114L87 113V112H85L84 109L87 110V108H85L87 102H89V104L91 103V102L88 100V99H90V97H91V95H90L91 93H89L88 91H92V90H93V89H92L93 87H92L91 89H89V88H90V83H91V82H94V84L91 83V85L93 86V85H96L95 83H97V82L100 81V80L97 81V80H98V77H95V76H98L97 74L100 72V74H101V78H100V79H102V77H103V76H102V73L104 74V72L101 73V71H102L103 67L106 69L105 71H106V74H107V75L110 74V73H109L110 70H111L110 67L112 68L111 71H113L114 66H115L114 70H120V69H116L117 66H116L115 63H116V60L118 59L117 57H120V58H121L122 56H124V53H125V55H127V54H128V55H131V56H132V59H130L131 56H130V58H129V56H128V58H127L126 56H124L125 58L130 59V62H128L129 64L127 65V69H126V65H125V67H124V68L126 69V71H124V69H121V70H122V71L120 70L121 72L117 71V72L115 73V71H114V73H115L116 75H117V74H121V73H123V71H124V72H127V70L129 71V73L131 72V73H130V75H131V74H132V71H131V69L129 70V68H133L132 65L134 66V65L137 63V61H139L138 59H140L141 57L144 58V59L141 58L142 60L140 59V61H142V63L139 61L141 65L143 64V61L146 63V62H148L149 60L151 61V62L149 61L150 64H153V63H152V58H155V57H154L155 54H156V58H157V61H156V59H153V61L156 62V65H155V63H154L155 66H159V64H160L161 62L163 63V62L166 61L165 59H164L163 61H161V59H162L163 56H161V59H158V54H157L158 51H161V50L164 49V48H162V47H163L162 45H161V46H162V47H161L162 49L157 50V52L155 51V52H154V55H153L152 52H153V50L156 49V47H155V46H154V47H151V46H149V44H148V43H150V42L152 41V40H150V39L152 38V36H151L152 29H150L151 26H152V24H149V22H151V19L153 20V18H154V17H153L154 14H153V15H151V14H152V12H153V13H154V12L157 13V11H158V7H156L158 4L155 3L156 1H154V0H152V2H154L152 5H151V3H152L151 0H150L151 3H150L149 0H148V3H149L150 5H149V4H147V5H149V7L151 6L150 9H149V7L147 8V5H146V7H145V6H144V7L142 6V5L144 4V1L141 2L142 0H128V1H127V0H39V1H41V2H39L38 0H35L36 5L39 6V5L42 4V6H40V8H41V7L44 8V10H43L42 8H41V10H40V9L38 10L39 7H37V8H36V9H37L36 11H38V12L35 11V13H30V12H31V11L34 12L36 5L33 4L35 7L33 8V6H32V9H31V10H29L31 7L28 8V7H26V6H25V9H24V5H26V1H23V5L18 6V9H20V11H21V13L19 14V16L17 15V14H18V13H17L18 9H16V8H17L16 5H15V4H16ZM18 1H21V0H18ZM27 1H28V0H27ZM30 1H31V0H30ZM37 1H38V2H37ZM126 1H127V2L130 1L131 3L129 2V4H128V3H126ZM160 1H161V0H160ZM162 1H163V2H161V6H159V7H161L162 12H161L160 10H159L158 12H161V14H163V17H164V14H165V18H166V16H168V15H166V14L168 13L167 10H168L169 8H172L170 11H172V10L174 11V9H177V10H176V12H177V11H178V8H181V5H184L183 8L186 6L185 4H181L178 8H174L175 6H177V4H175V3L177 2V0H175L176 2H175L174 0H173V1L170 0V1H172V2H170L171 4L174 3V4H172V5H174V7H173V6H170L171 4L168 3V0H166V2H165L164 0H162ZM181 1H182V0H181ZM185 1H186V2H185ZM187 1H188V0H184V1H182V2H185L186 4H188V2H190V1H188V2H187ZM204 1H206V0H204ZM210 1H212V2H210ZM210 1L207 0L206 2H203V0H201V2H203L202 4L205 3L204 5H202V8H203V6H205V7H204L203 9H201V7H200V9H201V10H204L205 13L207 12V7H208V12H209V13H206V14H205L204 12H201L200 9H199V4H197L198 6L196 5V7H198L199 10H198L196 7H195V9H194V13H195V11H196V9H197V11H200L201 13L205 14V15L200 14V15H197V16H196V14H197V11H196V13H195V17L200 18V17L202 16V17L200 18L201 20L199 19L200 21H198L199 23H201V24H199V26H198L197 22H193V21H197V20L195 19L194 15L192 14V13H193V10H192V9H193V8H192V7H193V4L190 3V6L192 5L190 9H191V11H192V12H191V14H192L191 16H193L195 20L191 19V18H190V17H191L190 15H187V14L185 15V14H184L186 17L190 16L189 18H190V20H192V23H191V24L193 25L192 28H193L194 31H192V29H189V28H188V27H189L188 24H187L188 27H187V26H184V23H185L187 20H188L187 22L190 21L189 18H187V20L184 19V20H185V22L183 21L184 23H183L182 20H181V24H182L181 26H183L184 28L186 27V29L190 31V33L188 32L189 34H191V35H192V34H195V33H196L195 31L198 30V32H197L198 35H201L202 33H203V35H205L204 32H206V35H207L208 37H206V35H205V37H203L204 39H201V40H200V41L203 40V41H202L203 43H201V42H197L198 40L195 41V42H197V44H199L200 46H199V45H195L196 43L193 42V43H195V44H194V46H192V47H196L194 50H193V48H190L191 46H189V45H188V46L185 45V47H184L183 45L186 44V43H184V44L182 45V44H180V42H179V43L177 42L178 45H182L183 48L179 49V48L182 47V46H180V47L178 48V47H177L178 45H176V47H177V49H178L179 51L176 50L177 52H175V51H172V52H175V54H176V53L179 54V52H181L180 50H182V49H184V48H187V49H184V51L187 52V53L185 52V53L187 54V56L185 55V53H184V56H186V57H188V58H189V56H188L189 54H190L191 57H192L194 54L196 55V57H197V56H198V57H199V56H200V57H201V56H202V57H204V56L208 57V56H211V54H213V53L215 54V53L218 52V51L220 52V49H222V47H224V45H227V44H226L227 41H228V45H229V42H230L231 40H233V39L235 40V38L232 37V38H233V39H232L231 37H228V39L226 38L227 41L225 42V38H224V37H227V36H225V34H224V36H223L222 34L219 33V31H217V29H219V27H218L217 25H219V26H220V25H221V26L223 25V27H222L223 29H222V30H225V29H224V26H226V25L224 24V23H225V22H224L225 19L223 18V16H225V15H226V16H230L232 13H234L235 11H237V9H238L239 7H241V10L239 9L237 12L234 13V14H235V17H234V14L231 15V17H229V18L226 17V21H229V22L227 23V25H229V24L232 22V20L235 22V23H233V24H236V22L239 23V22L241 21L240 24H242V26H243L246 22L248 23L249 21L252 23V24H251V23L249 22L250 25H252V26H250V27L248 26L249 29H250V31H248L249 29H246V30H247V33L249 32V33L247 34V37H248V35L252 37V38L250 39L251 42H252V44H251V42H250V40H249L250 37L247 38L246 35L243 34V33H246V32H243V31H242L243 33L241 32V37H242V36H245V37L248 39L249 43L251 44V45H250V44L246 45V46L250 49L249 51H250V53H251V54H250L251 56H252V53L255 54V52H256L257 50H260V51H257V52H256V53L259 52L257 55L255 54L257 58H256V57L254 58V63H253V59H252V58H251V59H246V60L244 59L246 62H247V60H248V62H247V64H246L245 61L243 60L244 57H240V58H241L240 61H243V63L240 62V61H239V62H240L242 65H243V64H246V65H245V68H244V66L239 65V63H236L237 66L235 65L236 67H234V69H233V67H231L230 65L234 66V65H233L234 63L232 62V60H233V58H234V54L232 55L233 57H231V54H232V53H230V51L227 52V53H228V54H227L225 51L228 50V48L225 46V49H226V50L221 51V53H220L222 57H223V56L225 57V56L227 55V56H226L227 58L225 57L226 59H225L224 61H223V58H224V57L222 58L221 56H219L218 53H216V58H215V55H212V57L210 58V60H207V61H206V62L209 63V64H210V63H211V64L214 63V66L210 64V65L212 66V68L215 67V66H217L216 68L219 67L218 69H216L217 72H216L215 70H213V69L210 67V72H209V70L207 71L206 69H204L205 72H204V73H201V74H202V76H201V74H200L201 70H200L199 73L197 72V73H198V76H197V77H199V75H200L202 78L199 77V78H196V79L200 80V78H201V80H202V79L204 78L203 75H206V74H207V76H210V77L213 76L212 74H214V78H216V77H215V74H218V77H219V76H220V73H221V77H222V74H223V77H222V78L219 77V78H221V80L223 81L222 83L225 82L224 84L227 85L229 79H230V80L232 79L231 77H236V79L238 78V81L240 82L241 75H239V74L243 71V72H244V75H247V76H249V78H250V80L247 81L248 84L245 83V85L247 84V85H246L247 88L245 87L247 90H248L249 88H251V89H249L250 92H249V95H248L247 98H250V100L253 99L254 102H257L259 99L256 100V98H258V97H256V95H255V94H256V91H255V90H252V88L255 89V88H254V87H255L254 84H257V82H258V85H259V86L262 85V84L260 85L259 83H263V82H262V81H258L260 78L256 77L254 74H256V73L259 74V75L261 76V78H263L262 80H264V63H262V61L264 60V40L260 38V37H263V35H264V34H263V33H264L263 28H264V27L261 28L262 30H258V28H257V26L259 27V25L261 24V22L259 23V21L261 20V19H260V18H261L260 15L262 16V14H264V13L260 14V12H257V10L259 11L260 8H262V7L264 6V5H263V4H264V0H262L263 2L259 0V2H260L261 4L258 2V0H256L257 2H254L253 0H241V1H240V0H237V1L233 0L234 3L236 2V4L232 3V2H233L232 0H227V2H226L225 0H222V1H221V0H210ZM223 1L226 3V5H228V3L231 5V6H228V8L225 9V10L228 9V10L230 11V12H229L230 14L227 12L228 10H227V11L224 10V8H225V4L223 3ZM229 1H231L232 4H231ZM238 1H239L240 6H239V7H236L237 9L234 8V10H235V9H236V10H235V11L232 10V11H233V12H232V11H231L232 6H233V5L238 6V5H239V4L237 3ZM251 1H252V2H251ZM179 2H180V0H179ZM182 2H181V3H182ZM192 2H193V1H192ZM197 2L199 3V1L196 0L195 4H196ZM220 2H222V3H220ZM240 2H241V3H240ZM28 3H29V1H28ZM40 3H41V4H40ZM43 3H44V5H45L44 7H43ZM140 3H141V4L143 3V4L141 5ZM146 3H147V0H146ZM163 3H164V5H162ZM165 3H167V4H165ZM177 3H178V2H177ZM209 3H210V4H209ZM214 3H215L216 5H215ZM219 3L221 4V6H222V4H224V5L222 6L223 8H220L221 6L218 7V5H220ZM255 3H256V5H255ZM17 4H18V3H17ZM20 4H21V2H20ZM20 4H19V5H20ZM31 4H32V3H31ZM92 4H96V5H98V6H94V5H92ZM139 4H140L141 6H140ZM155 4H156V6H155L156 9H154V6H153V5H155ZM212 4H214V6L217 7V8L212 7V6H211ZM217 4H218V5H217ZM241 4H243V5H241ZM27 5H28V4H27ZM99 5H100V7H99ZM128 5H129V6L131 5L130 8H129V7H126V6H128ZM136 5H137V7H138V5L141 7V8H140V7L138 8V9H139L138 11L141 10V11H143V12H145V13L147 12V15H149V16L151 15V17H153V18H149V17L147 16V17H148V21H149V22L147 23L148 25H147V27H146V25H144V27H143V29H144L145 27L148 28V26L150 25V28H149L150 30H149V31H151V32H150V34H149L148 29H147V32H148V33L146 32V34H147V35L149 34L151 37H150V36L147 37L146 34H144V36H145L146 38H145V37L141 38L140 36L138 37V38H141V39H140V42H143V39H144V38H145V39H148V38H149L148 43H146L147 46H145V43L142 44V43L139 42V40H136V39H138V38H137V35H135V32H134V30H133V29H135V27H134L135 23H134L133 21H131V20H132V19H131V18H132L131 16H134L133 19L135 18V22L137 21V19H136L137 16L134 15V14H137V15L139 16L138 19L141 18V20H138L139 23H136L137 25L140 24V21H141V24H142V21H144V19L147 18V17L145 18V15H146L145 13H144L145 15H143V16H144V17H143V16H142L143 13L141 12V13H142L141 16H142L143 18L140 16V14H138V12H137V13H133V11L137 9ZM165 5H167V6H165ZM168 5H169V6H168ZM252 5H253V8L251 7ZM257 5H259L260 7L257 6ZM262 5H263V6H262ZM92 6H94L95 8H96V7H99V8L96 9V10L99 9V10H98L99 12H98V13H95V14H92V12H96V10H93L94 7L92 8ZM200 6H201V4H200ZM209 6H210V8H212V9H209ZM255 6H256V7H255ZM19 7H20V8H19ZM21 7H23V8H21ZM125 7H126V8H125ZM132 7H133V8L136 7V9H135V8L132 9ZM164 7H165V9H164ZM167 7H168V8H167ZM186 7H187V6H186ZM186 7H185V8H186ZM188 7H189V6H188ZM229 7H231V9H230ZM234 7H235V6H234ZM257 7H259V8H257ZM26 8H28V9H26ZM45 8H46V9H45ZM128 8L132 10V11L130 10L129 12H132L133 14L131 13V16H130V14L128 13V14H129V17H126L127 14H126L125 17L128 18V19H130V20H126L125 17H124L125 19H124L123 17H121V16L123 15V14L121 15V13L124 11V9H128ZM152 8H153V9H152ZM173 8H174V9H173ZM185 8H184V9H185ZM213 8H214V10H213ZM242 8H243V9H242ZM33 9H34V10H33ZM100 9H101V10H100ZM122 9H123V10H122ZM143 9H145V10L147 9V11H145V10H143ZM163 9H164V10H163ZM215 9H217V10H215ZM2 10H3V11H2ZM16 10H17V11H16ZM27 10H29V12H28ZM42 10H43V11H42ZM153 10H154V11H153ZM155 10H157V11H155ZM180 10H181V9H180ZM187 10H189V9H187ZM211 10H212V11H211ZM252 10H253V11H252ZM255 10H256V11H255ZM4 11H6L7 14L4 13ZM47 11H48V12H47ZM56 11H58V12H56ZM59 11L61 12V17H63L62 19L59 17L60 20H59V18L56 19L57 13H60ZM127 11H128V10H127ZM127 11H126V13H127ZM164 11H165L166 13H164ZM170 11H169V12H170ZM182 11H183V9H182ZM182 11H181V16L183 15L182 13H184V12H182ZM184 11H186V10H184ZM210 11H211V13H210ZM215 11H216V12H215ZM239 11H241V15H240V12H239ZM261 11H262V12L264 11V7L262 8ZM23 12H24V13H23ZM43 12H44V13H43ZM51 12L54 13V14H52ZM100 12H101V13H100ZM134 12H136V11H134ZM150 12H151V13H150ZM188 12H189V13H188ZM218 12H220V13H218ZM231 12H232V13H231ZM238 12H239V14H237ZM244 12H245L246 14H245ZM3 13H4V14H3ZM16 13H17V14H16ZM22 13H23V14H22ZM28 13H30L29 16H28ZM38 13H39V14H38ZM45 13H46L47 15H49V14L51 13L49 17H50V18L52 17V20H48V19H50V18H47L48 16H47ZM99 13H100V14H99ZM139 13H140V12H139ZM170 13L173 14V12H170ZM179 13H180V12H179ZM185 13H186V12H185ZM187 13L190 14V11H187ZM198 13H199V12H198ZM221 13H223L224 15H223V14L221 15ZM25 14H26L27 17L24 16ZM36 14H38L39 16H37ZM44 14H45V15H44ZM168 14H169V13H168ZM171 14H170V16H171ZM174 14H175V13H174ZM174 14H173L172 16H174ZM217 14H218V15H217ZM219 14H220V15H219ZM22 15H23V16H22ZM59 15H60V14H59ZM124 15H125V12H124ZM124 15H123V16H124ZM156 15H157V14H156ZM176 15H177V14H176ZM179 15H180V14H179ZM179 15H178L177 17H180ZM211 15H212V16H211ZM5 16H6V18H5ZM7 16H8V17H7ZM42 16H43V17H42ZM44 16H45V17L47 16V17H46L47 19H45ZM53 16H54V17H53ZM135 16H136V17H135ZM158 16H159V15H158ZM158 16H157V19L160 18V17L158 18ZM160 16H162V15H160ZM172 16H171V18H170V17H168V18L172 20V18H173ZM199 16H200V17H199ZM204 16L209 17L208 20L211 19L210 22H212V24H213V25H212V24L210 23L211 27H210V25H207V26H208L207 30L210 29V28H211V30H214V29H216V28L218 27V28L215 30L216 32H213V31L211 32L210 30H208V32H209V33H208L207 31H205V28H204L205 26L203 27V25H206V24H205L206 22L202 21V18H205ZM219 16H220V17H219ZM221 16H222V18H221ZM238 16H239L240 18H242V19L239 20L240 18H239ZM243 16H244L245 18H243ZM246 16H247V17H246ZM3 17H4V18H3ZM16 17H18V20H17ZM21 17H22V18H21ZM163 17H162V19H164ZM174 17L176 18V16H174ZM183 17H184V16H183ZM207 17H206V18H207ZM211 17H212V18H211ZM216 17H217V18H216ZM262 17H263V16H262ZM25 18H26V19H25ZM29 18H28V19H29ZM32 18H33V16H32ZM34 18H33V20H35ZM39 18H40V19H39ZM184 18H185V17H184ZM227 18H228V20H227ZM232 18H233V19H232ZM234 18H235V20H234ZM246 18H247V19H246ZM250 18H251V19H250ZM252 18H253V19H252ZM24 19H25V20H24ZM30 19H31V18H30ZM30 19H29V20H30ZM38 19H39V20H38ZM154 19H156V17H155ZM177 19L179 20V18H176V19H174V20L176 21ZM222 19H224L223 22H222ZM243 19H245V20H243ZM262 19H264V18H262ZM23 20H24V21H23ZM56 20H57V22H56V25H55V21H56ZM58 20H59V22L62 23L61 25L58 24V23H59ZM61 20H62V21H61ZM124 20H126V21H124ZM174 20H172V21H174ZM203 20H204V19H203ZM205 20H207V19H205ZM208 20H207V21H208ZM230 20H231V21H230ZM247 20H249V21H247ZM8 21H10V22H8ZM37 21H38L39 23H37ZM123 21H124V22H123ZM129 21H131V22H130L131 25H132V22H133V26L130 25ZM146 21H147V19H146ZM157 21H158V20H157ZM160 21H161V20H160ZM167 21H168V22H167ZM172 21H171V22H172ZM201 21H202V22H201ZM219 21H220V22H219ZM243 21H244V22H243ZM261 21H262V20H261ZM18 22H20V23H18ZM33 22H34V21H33ZM83 22H84V23H83ZM100 22H101L102 24H101ZM122 22H123V23L126 22L127 25H128L129 27H128L127 25H122ZM161 22H163V20H162ZM165 22L169 23L170 20H165ZM171 22H170V24H171ZM187 22H186V23H187ZM208 22H209V21H208ZM208 22H207V23H208ZM215 22H217V23H215ZM262 22H263V21H262ZM17 23H18V24H17ZM29 23L31 24V21H30ZM41 23H42V25H43L44 27H46V28H44V30H43V28L40 26ZM76 23H78L79 25H78V24L76 25ZM80 23H81V24H80ZM82 23H83V25H85V27H86V24H87L89 27H86V29H85V27L82 26ZM95 23H100V25H102L103 27H104V25L106 26L105 31H107V32H106L105 36H104V35H101V38H102V36H103V39H101L102 41H101V43H100V47L96 45V44H98V42H97V38H96L98 35H96V37H95L94 34H93L94 37L91 36V33H92L91 31H92V30L90 29V30H91V31H90V30L87 29V28H91V25H92V28H94V31L97 30V32L99 33V31H98V29H97V28H98V25L96 26V28L94 27V26L96 25ZM103 23H104V24H103ZM145 23H146V22H145ZM145 23L143 22V24H145ZM157 23H158V22H157ZM179 23H180V21H179ZM179 23L176 22V24H179ZM186 23H185V24H186ZM193 23H196L197 25H195V27H194V24H193ZM221 23H222V24H221ZM243 23H244V24H243ZM247 23H246V25H247ZM253 23H256V24L253 25ZM7 24H8V25H7ZM26 24H27V23H26ZM65 24L67 25L66 27H69L70 24H71L70 27H71L72 29H71V28H70V29L68 28L69 31H71V32H69L68 30H67V31H63L64 28L67 29V28L64 26ZM93 24H95V25H93ZM106 24H110L109 26H113V24H115V25L113 26V27H114V31H115V29H117V28L119 29V28H121L122 26H123V27H127V28H126L127 32L130 33V32H129V29H130L131 33L134 34V37L136 36V37H135L136 39L134 40V37H133V39H132V38H131V34H130V36H128V35H127L128 33L126 32L125 35H127V37H125V36L123 35L125 39L123 38V36H121V38L123 39V43H122V44H120V43L122 42V41H121L122 39H120V40L117 39L118 41H120V42H118V45H117V42H115V41H114L115 43L113 44V40H114V39L112 40V38L115 37V39H116V38H117V35H116L117 33H116V34H113V35H115V36H113V35L111 34L112 32L110 33V32L108 31L109 28H107V27H109V26H107ZM143 24H142V25H143ZM154 24H155V23H154ZM163 24H165V23H163ZM163 24H162V25H163ZM174 24H175V23H174ZM189 24H190V22H189ZM191 24H190V27H191ZM208 24H209V23H208ZM214 24H216V25H214ZM231 24H232V23H231ZM263 24H264V22H263ZM1 25H2V24H0V26H1ZM27 25L29 26V24H27ZM31 25H32V24H31ZM38 25H39V26H38ZM57 25H58L59 27H58ZM100 25H99V28L101 29L102 27H100ZM121 25H122V26H121ZM137 25H136V27H137ZM167 25L169 26V24H167ZM167 25H166V27H167ZM201 25H202V26H201ZM246 25H245V26H246ZM248 25H249V24H248ZM25 26H26V25H25ZM61 26L63 27V29L61 28ZM73 26H74V27H73ZM75 26H77V28H76ZM138 26H140V25H138ZM196 26H198V27H196ZM207 26H206V27H207ZM216 26H217V27H216ZM221 26H220V27H221ZM231 26H232V25H229V27H231ZM238 26H239V25L237 24V27H236V26H235V27L238 28ZM240 26H241V25H240ZM240 26H239V27H240ZM242 26H241V28H242ZM260 26H261V25H260ZM263 26H264V25H263ZM39 27H41L42 30H41ZM82 27H84V29H82ZM115 27H117V28H115ZM132 27H134V28L132 29ZM140 27L142 28V26H140ZM153 27L155 28V26H153ZM156 27H157V25H156ZM159 27H161V26H159ZM172 27H173V26H172ZM172 27H170V28H172ZM175 27H176V26H175ZM175 27H174V28H175ZM178 27H179V26H178ZM200 27H201V29H200ZM209 27H210V28H209ZM212 27H215V28L212 29ZM226 27H227V26H226ZM235 27H233L232 29H236ZM12 28H13V27H12ZM12 28L9 27V30H7V29H6V30H4V29L2 30V29H1V31H3V33H5V34H3L2 32H0V35H2L3 37H7L6 35H10V32H8V31H10V29L13 30ZM18 28H19V27H18ZM23 28L26 29V28H28V27H26V28H25V27H22V29H23ZM55 28H56V29H55ZM74 28H75L77 31L79 30L78 33H80L79 35H81V36H79V35H75V34H74L75 32L73 33V31H74L73 29H74ZM78 28H79V29H78ZM104 28H105V27H104ZM138 28H139V27H138ZM138 28H136V29L138 30ZM162 28H163V27H162ZM170 28H169V29H170ZM174 28H173L172 30H174ZM195 28H196L197 30H196ZM202 28H203L204 31L202 30ZM227 28H228V27H227ZM241 28L239 29V32H240ZM253 28H255L256 30L253 29ZM45 29H46L47 31H46ZM100 29H99V30H100ZM123 29L125 30V28H123ZM123 29H121V30H123ZM139 29H140V28H139ZM182 29H183V28H182ZM199 29L202 30V31H200ZM259 29H260V28H259ZM17 30H18V31H17ZM32 30H33V31H32ZM39 30H40V31H39ZM61 30H62L63 32H62ZM76 30H75V31H76ZM80 30L83 31V32H80ZM101 30H103V29H101ZM101 30H100V31H101ZM119 30H120V29H119ZM119 30H118V32H119ZM159 30H160V29H159ZM159 30H158V31H159ZM172 30H171V31H172ZM176 30L178 31V28H177ZM219 30H220V29H219ZM222 30H221V31H222ZM243 30H245V29H243ZM246 30H245V31H246ZM251 30H252V31H251ZM254 30H255V31H254ZM257 30H258L259 32H257V34H256V31H257ZM5 31H6V32H5ZM26 31H27V29H26ZM84 31H86L85 33H88V36H89V37L84 38V37L87 35V34H83ZM88 31H89L90 33H89ZM94 31H93V32H94ZM103 31H104V30H103ZM114 31H113V32H114ZM116 31H117V30H116ZM141 31H143V30H141ZM145 31H146V30H144L143 32L145 33ZM154 31H155V30H154ZM154 31H153V32H154ZM161 31H163V30H161ZM164 31H165V30H164ZM167 31H168V27H167ZM169 31H170V30H169ZM171 31H170V32H171ZM177 31H176V32H177ZM181 31H182V30H181ZM185 31H186V30H185ZM221 31H220V32H221ZM236 31H237V30H236ZM7 32H8V34H7ZM27 32H29V30H28ZM47 32H49V34H48ZM61 32H62V34H61ZM95 32H96V31H95ZM120 32H121L120 35H122V32H124V31H120ZM133 32H134V33H133ZM139 32H140V30H139ZM156 32H157V31H156ZM174 32H175V31H174ZM217 32L220 34V36H219L218 34L216 35ZM222 32H223V31H222ZM228 32H229V31H228ZM230 32H231V31H230ZM230 32H229V35L231 34ZM232 32H233V30H232ZM239 32H238V33H239ZM251 32H253V33H251ZM261 32H262V33H261ZM19 33H20V35H19ZM23 33H24V34H23ZM50 33H51V34H50ZM69 33H70L71 36H72L71 39H73V38L76 37V40H78V43H79V41H80V43H81V42H82V39H81V38H83V42L81 43V46H83V49H84V47H85V50H86V47H88V48H87L86 51L83 50V51H82V54H83V52H86V53H87V52H90V53H87V54L85 53V54H86V55H85L86 57H85L84 55L80 54V55H82L81 58H82V57H84V59L86 58V59L84 60V62H83V60H82V62L80 61V64L82 63L81 65L79 64V62H78L77 60H75L76 58H75L74 55L69 56V53H70V54L73 53V51H72V48H73V47L70 48V46H71V45L73 46V44H72V43H71V44H68V43H67L68 40L66 39V38L69 36ZM81 33H82V34H81ZM98 33H95V34H98ZM100 33H103V32L101 31ZM107 33L111 34V36L109 37V34H107ZM158 33H159V32H158ZM158 33H155L154 36H156V34L158 35ZM160 33H161V32H160ZM165 33H166V32H165ZM167 33H168V32H167ZM172 33H173V32H172ZM178 33H179V32H178ZM188 33H186L187 36H188L187 38L192 39V37H191L190 35H188ZM214 33H215V34H214ZM234 33H235V34H234ZM234 33H233L234 35H237L236 32H234ZM259 33H260L261 36L259 35ZM60 34H61V36H64V37H65V41H67L66 43H67V46H68L69 48L67 49V48L65 47V45H64L65 43L63 44V41H62V43H60V41H59L60 44H63V45H61L62 48L60 47L63 51H62L61 54L58 53L57 56H56V54H54V53H57V50L59 49V46H58L57 44H59V43H57V44L55 43L56 45L54 44V42H55V36H58V35H60ZM64 34H65V35L68 34V35L65 36ZM103 34H104V33H103ZM136 34H140V33H138V31H137ZM175 34L177 35V33H175ZM182 34H185V32H183ZM11 35H12V34H11ZM73 35H75V36L73 37ZM118 35H119V33H118ZM120 35H119V38H120ZM142 35H143V33H142ZM152 35H153V33H152ZM161 35H162V34H161ZM165 35H167V34H165ZM165 35H163V36H164L163 40L165 39L166 42H167V38L170 39V37H171V39H172L174 33L172 34V36L170 35V37L168 36L167 38L165 37ZM180 35H181V32H180L179 36H180ZM214 35H216V36H214ZM221 35H222V36H221ZM229 35H228V36H229ZM234 35H230V36H234ZM239 35H240V33L238 34V36H236L237 39H238V37L241 38ZM252 35H254V36H252ZM256 35H257V36H256ZM2 36H1V37H2ZM14 36H13V37H14ZM107 36H108V37H107ZM112 36H113V37H112ZM132 36H133V35H132ZM163 36H161L160 38H162ZM179 36H178V37H179ZM181 36H182V35H181ZM185 36H186V35H185ZM185 36L180 37V38H184ZM192 36H193V38H194L195 35H192ZM196 36H197V35H196ZM218 36L221 37V38L219 39ZM36 37H37V38H36ZM64 37H63V40H64ZM98 37H100V36H98ZM128 37L131 38L132 41H131ZM156 37H157V36H156ZM197 37H198V36H197ZM201 37H202V36H201ZM201 37L199 36V38H197V39H200ZM34 38H35V39H34ZM38 38H39V39H38ZM59 38H60V36H59ZM59 38H58V40H59ZM79 38H80L81 40H79ZM127 38H128V39H127ZM154 38H155V37H154ZM157 38H158V37H157ZM160 38H159V39H160ZM176 38H177V37H176ZM187 38L185 37V39H187ZM208 38L211 39V40H208ZM222 38H223V39H222ZM229 38H231L230 41H229ZM263 38H264V37H263ZM2 39L4 40V42H3ZM30 39H31V41H33V40L36 41V40L38 39L39 42H38V40H37V41H36V44H35V41H34V43L29 42ZM32 39H33V40H32ZM61 39H62V38H60V40H61ZM68 39H69V38H68ZM71 39H69V40H71ZM86 39H87V40H86ZM92 39H93V40L96 39L95 41H96L97 43H96L95 41H92ZM99 39H100V38H99ZM107 39L110 40V41H109L110 43L107 42V41H108ZM155 39H156V38H155ZM155 39H154V41H153L154 44H155V41H156ZM171 39H170V40H171ZM174 39H175V38H174ZM205 39H206V40H205ZM216 39H217V40H216ZM244 39H245V38H244ZM26 40H27V41H26ZM45 40H46L47 42H49V43H50V42H53V43H51V44L55 45L54 47L56 48V49H55V48H52V49L55 50V51L53 50L54 52H52V50H51V47H53V45L50 46V47H48L47 45H45V44H48V43H45V42H46ZM52 40H53V41H52ZM56 40H57V39H56ZM106 40H107V41H106ZM117 40H116V41H117ZM157 40H158V39H157ZM178 40H179V39H178ZM181 40H182V39H181ZM193 40H195V39H193ZM220 40L222 41V43H220V42H221ZM223 40H224V42H223ZM234 40L231 41L230 43H232V44L235 43V44H234L235 46L240 45V44H238L237 42H234ZM238 40H239V39H238ZM25 41L28 42V43H25ZM71 41H74V39L71 40ZM84 41H85V42H84ZM86 41H87V42H86ZM89 41H90V42H89ZM99 41H100V40H99ZM103 41H104V42H103ZM127 41H128V45H127ZM129 41H130V42H129ZM133 41H134L135 43L138 41V43H140V45H136L137 43L134 45V42H133ZM144 41H145V40H144ZM160 41H161L162 43L165 44V42H163L161 39H160ZM173 41H174V40H173ZM175 41H176V40H175ZM182 41H184V39H183ZM182 41H181V43H183ZM205 41H206V42H205ZM216 41H218L217 43H218L219 46L216 45ZM243 41H244V40H243ZM246 41H247V40H246ZM248 41H247V42H248ZM40 42H41V43H40ZM42 42H43V44H42ZM57 42H58V41H57ZM93 42H94V43H93ZM105 42H106V44H105ZM157 42H159V41H157ZM157 42H156V43H157ZM184 42H185V41H184ZM187 42H188V41H187ZM190 42H191V40L189 41V43H190ZM207 42H208V43L211 42L212 45L208 44ZM214 42H215V43H214ZM238 42H240V41H238ZM244 42H245V41H244ZM262 42H263V43H262ZM9 43H11V42H9ZM29 43H30L31 45L33 44L32 46H34V48H36L37 45H40V44L43 45V46L40 45V46L42 47L40 50L38 49L39 47L36 48V49H38L39 51H41V52H40V55H39L38 52H36L35 49L32 48V47H31L32 49H31V48H30V49H31L32 51H34L35 53L32 52V54H30L31 52H29V51H31V50H29V48H28ZM37 43H38V44H37ZM74 43H75V42H74ZM83 43H84V44H83ZM92 43H93V44H92ZM107 43H108V46H106ZM125 43H126V44H125ZM132 43H133L134 47L136 46L134 49H133V45H132ZM170 43H171V41H170ZM174 43H175V42H174ZM219 43H220V44H219ZM253 43H254V45H255L256 47L253 45ZM15 44H16V45H15ZM26 44H27L28 46H27ZM60 44H59V45H60ZM76 44H77V43H76ZM82 44H83V45H82ZM90 44H91V45H90ZM102 44H105V45H102ZM112 44H113V48H112V46H111ZM129 44H130L131 46H129ZM150 44H151V43H150ZM157 44H158V43H157ZM175 44H176V43H175ZM201 44H202V45H201ZM204 44H207V45H204ZM223 44H224V45H223ZM243 44H244V43H243ZM246 44H247V43H246ZM257 44H258V46H257ZM35 45H36V46H35ZM69 45H70V46H69ZM78 45H79V44H78ZM78 45H77V46H78ZM85 45H86V46H85ZM88 45H89V46H88ZM115 45H116L117 50H116L115 47H114ZM142 45H143L144 47H143ZM152 45H153V44H152ZM159 45H160V44H159ZM203 45H204V46H203ZM208 45H210V46H208ZM220 45H222V47H220ZM241 45H242V44H241ZM244 45H245V44H244ZM249 45H250L251 47H250ZM252 45H253L254 47H253ZM45 46H47V47H45ZM63 46H64V47H63ZM75 46H76V45H75ZM75 46H74V47H75ZM92 46H94L95 48L92 47ZM102 46H103V47H102ZM109 46H111V47L109 48ZM119 46H120L121 48H120ZM124 46H125V47H124ZM139 46H140V48H139ZM164 46H166V45H164ZM201 46H202V48H200ZM205 46H208V47H211V48H208V49L206 50L207 47H205ZM216 46H217V47H216ZM246 46H245V48H247ZM18 47H19V46H18ZM91 47H92L93 49H92ZM106 47H108L109 49H108L107 51H104L105 49H107ZM122 47H123V48H122ZM126 47H127V48H126ZM128 47H130V48H128ZM137 47H138V48H137ZM145 47L148 48V50H147ZM157 47H159V46L157 45ZM168 47H169V46H168ZM168 47L166 46L165 49L168 48ZM170 47H171V46H170ZM174 47H175V46H174ZM198 47H199V48H198ZM232 47H233V46H232ZM238 47H239V46H238ZM238 47H236V49H237L236 51H238V49H241V48H240L241 46H240L239 48H238ZM242 47H244V46L242 45ZM252 47H253V48H252ZM258 47H259V48L261 47V48L258 49ZM7 48H9V49H7ZM21 48H22V47H21ZM57 48H58V49H57ZM64 48L67 49V50H65V51H66V52H65L66 54L63 53V52H64ZM90 48H91V49H90ZM119 48H120V49H119ZM159 48H160V47H159ZM159 48H158V49H159ZM188 48H189V49H188ZM248 48H247V49H248ZM13 49H14V50H13ZM27 49H28V50H27ZM49 49H50V50H49ZM61 49H60V50H61ZM79 49H80V47H79ZM81 49H82V47H81ZM81 49H80V50H81ZM100 49H101V51H103V52H101ZM110 49H111V50L113 49V51H115L114 53H116V54H115V55L113 54V55L116 56L117 59L115 60V63H113V64H115V65H113V64L111 65V63L109 64V62H108V67H107V65H106L107 63L105 64L103 61L105 60L104 57H107V58H106V61H108L109 55H111L110 58L113 56V55H112V52H110ZM121 49H122V50H121ZM126 49H127V50H126ZM129 49H130V50L132 49L133 51L131 52ZM135 49H136V51H135ZM145 49H146V54H145ZM168 49H169V48H168ZM168 49H166V51H167V53H168V56H167V57L165 56V53H164L165 51H164V50L161 51L160 54H162V52H163L165 58H168V59H169V58H172V57H173V55H172L173 53H171V51H169L170 49H169V50H168ZM171 49H172V48H171ZM173 49H174V48H173ZM173 49H172V50H173ZM200 49L202 50V52H200V51H201ZM210 49H211V50H210ZM217 49H218V51H217ZM230 49H231V48H230ZM243 49H244V48H243ZM251 49H254L253 52H251V51H252ZM6 50H7V51H6ZM48 50L52 52V53H50L51 55L49 54V51H48ZM60 50H59V52H60ZM74 50L77 51L78 49L76 50V47H75ZM80 50H79L78 52H81ZM90 50H91V51H90ZM92 50H94L95 53H96L95 58H94L95 53H94V51H92ZM98 50H99L100 52H99ZM140 50H141V52H138V51H140ZM149 50H150L151 52H150ZM188 50H189V51H188ZM191 50H192V52H191ZM204 50H206V51H204ZM234 50H235V48L233 47V48H232V51H234ZM255 50H256V51H255ZM15 51H14V52H15ZM18 51H19V50H18ZM67 51H68V52H67ZM75 51H74V54H76ZM97 51H98L99 53H98ZM108 51H109V52H108ZM118 51H119V52H118ZM128 51H129V52H128ZM134 51H135V52H134ZM142 51H143V52H142ZM182 51H183V50H182ZM184 51H183V52H184ZM236 51H235V52H236ZM240 51H241V54L243 55L244 53L247 54V51H248V50H246V52H244V53H243L242 50H240ZM244 51H245V50H244ZM10 52H9V53H10ZM47 52H48V55L50 56V58L53 56L54 59H50V58H48V55L45 54V53H47ZM91 52L94 53V55H92ZM104 52H105L106 54L108 53L107 56H106V54H104V55H103V54H102V55L100 54V53H104ZM120 52H121V53H120ZM122 52H123V53H122ZM136 52H137V54L135 55ZM169 52H170V53H169ZM183 52H182V53H183ZM188 52H189V53H188ZM197 52H198V55L196 54ZM206 52H207V53H206ZM209 52H211V53H209ZM9 53H7V54H9ZM33 53H34L35 55H33ZM41 53H42V54H41ZM119 53H120V54H119ZM138 53H139V56H140V57H138ZM147 53H148L149 55H148ZM201 53H202L203 55H202ZM204 53H206V54H204ZM222 53H223V55H222ZM225 53H226V54H225ZM229 53H230V54H229ZM248 53H249V52H248ZM37 54H38L40 57H37V58H36L35 56H36ZM53 54H54V55H53ZM88 54H90V57L88 56ZM141 54H142V55H141ZM175 54H174V56H175ZM178 54H177V55H178ZM191 54H192V55H191ZM236 54H237V53H236ZM236 54H235V56H236ZM241 54H240V55H241ZM254 54H253V55H254ZM9 55H10V54H9ZM13 55H12V56H13ZM30 55H31V56L33 55L32 57H33V58L35 57V58L33 59L32 57H30ZM42 55H44V56L46 55V56L44 57V59L41 60L40 58H43ZM60 55L63 56V57L60 58ZM64 55H65V56H64ZM117 55H118V56H117ZM134 55L137 56L138 59H136V57H135ZM144 55H145V56H144ZM146 55H148V56H150V57L147 58ZM151 55H152V57H151ZM181 55H182V54H181ZM181 55L179 54V56H181ZM195 55H194V56H195ZM237 55H238V54H237ZM242 55H241V56H242ZM250 55L248 54V58L251 57ZM255 55H254V56H255ZM12 56H11V58H12ZM67 56H68V57H67ZM73 56H74V57H73ZM91 56H92V57H91ZM102 56H104V57H103V60H101V59H102V58H101ZM182 56H183V55H182ZM184 56H183V57H184ZM213 56H214L215 59H213ZM218 56H219L220 58H219ZM56 57H57V62H58V59L61 61L62 58H63V60H64V59H65L64 57H66V58H67V59H65V61L67 60V61L65 62L66 64L64 65V63H63L64 61H61V63H60V61H59L60 64H59V63H58V64L56 63V64H57V65H56V64H55V62H56ZM72 57H73L74 60H75L74 62H71V61H73ZM78 57H79V55H78ZM97 57H100V58H101V59L98 58V59L100 60V64H96V63L92 62L93 58H94L95 61L97 62V59H96ZM124 57L121 58V59L119 60V63H118V60H117V64H118V66L121 65L120 63L123 64V60H122V59H124ZM134 57H135V58H134ZM145 57H146V58H145ZM175 57H177V56H175ZM183 57H182V58H183ZM198 57H197L195 60H197V63H200L201 60H203V58H201V60L199 59V60H200V61H199V60H198ZM200 57H199V58H200ZM262 57H263V58H262ZM8 58H9V57H8ZM20 58H21L22 60H19ZM38 58H39L40 60H39ZM79 58H80V57H79ZM89 58H91V59H89ZM110 58H109V59H110ZM112 58H113V57H112ZM112 58H111V59H112ZM159 58H160V57H159ZM178 58H179V57H178ZM182 58H181V60H182ZM192 58H194V57H192ZM192 58H189V60H190L191 62H192V60H193ZM228 58H230V59H232V60L230 61V59H228ZM238 58H239V56H238ZM245 58H247V56H245ZM9 59H10V58H9ZM12 59H13V58H12ZM15 59H14V60H15ZM36 59H37V60H36ZM111 59H110V61H111ZM135 59H136V60H135ZM145 59L148 60V61H146ZM168 59H167V60H168ZM174 59H175V58H174ZM186 59H187V58H186ZM191 59H192V60H191ZM204 59H205V58H204ZM212 59H213L214 61H213ZM219 59H221V60H219ZM227 59H228V60H227ZM260 59H261V60H260ZM262 59H263V60H262ZM4 60H5V61H4ZM10 60H11V59H10ZM14 60H12V61H14ZM18 60L21 61L22 63H19ZM51 60H53V61H51ZM54 60H55V61H54ZM78 60H79V59H78ZM80 60H81V59H80ZM86 60H87V61H86ZM113 60H114V58H113ZM113 60H112L111 62H113ZM131 60H132V63H131ZM134 60H135V61H134ZM172 60H173V58H172ZM177 60H178V59H177ZM217 60H219V61H217ZM255 60H256V61H255ZM257 60H258V62H257ZM3 61H4V62H3ZM39 61H40V64H39ZM41 61H43V62H41ZM90 61H91V63H90ZM106 61H105V62H106ZM121 61H122V62H121ZM124 61H125V60H124ZM126 61H127V60H126ZM184 61H186V60H184ZM198 61H199V62H198ZM204 61H205V60H204ZM209 61H210V62H209ZM211 61H212V62H211ZM226 61H227V62H226ZM233 61H234V60H233ZM260 61H261V62H260ZM69 62L71 63L70 65L68 64ZM86 62H87V63H86ZM139 62H138V63H139ZM149 62L146 63L147 66L149 67V69H148L147 66H146V67H147V69H146V67H145L146 64H145V65H144V64L142 65V66H144V67H142V66L139 64L142 68H144V69H142V70L140 69L141 71H144V70H145V71H146V70L148 71V70H149L148 73H151V74H149L148 76H146V78H147V79H146L144 76L148 74L147 72L144 71V72L147 73V74H144V73L141 72V71H140L141 74H139V72H138V74H137L136 76H138V75H139V76H140V75L143 76V77L141 76L140 79L137 77V79H138V81H139L138 84H135V85H134V82H133V83H132V82L130 83V80H129V82H127V83L125 84L124 82H120L119 79L122 78L121 76L118 75V76L120 77V78H118V76L115 75V76L117 77V79L119 80V83H118L117 79L115 78V80L117 81V82H116V86L121 85V84L123 85V83L125 84V85H123V87H126V85H129L128 87H126V90H127V91H126V94H128V93L131 94L130 91H132V94H131L132 97H133V94H134L133 92L135 91V90L133 91L132 89H135V88L137 89L138 86H139V87H138L139 89H140L141 86H142L141 89H143V86H144V90H141V91H143V93H144V94H143V93L141 92V93L143 94V97H141V98H143V100H144L143 102L146 103V102L148 101V99H146V98H147V97H148V98L150 97V98H149L150 101H148L150 104L148 103V105H151V106H148V105L146 104V107H145L143 102H140V101H139L140 104L138 103L139 105H142V108H141V109H143V107L145 108V109H144V112H145V110L149 109V110H147L148 112H147V111L145 112V114L148 113V114H146V116L149 118L148 120H147V117L145 116V114L142 112V114H144V115H143V119H144V116H145V118H146V120H147V121H145L146 124H147V127H145V130H146V128H148V127L152 128L151 126H152L154 123H156V122H155V121H151L150 119L156 120V119H155L156 117H160L159 120H162V121H163V123L160 122V121H159L160 123L157 122L158 124H162V125H164L165 123H167V124L169 123L168 125H170V121H171V119L174 118V117H177V116H175V106H176V108H177V105L180 104V103L178 104V103L173 102V101H172V102H168V103H169V104H168V103L166 102L168 98H166V101L164 100V98H163V99L161 98L162 100H164V103H163L162 100H160V101L162 102V104H161V102L158 101L157 103H153V105H157V106H156V107L158 108L157 110H160V109H161L159 113H160V115H162V116H158L159 114L157 115L158 112H156V113H155L156 116H155V118H154V114H153L154 112L151 114V111H154V108H155V111H156V107H153L151 102H153L154 100H155L154 102H156V98L158 97V95L155 96L156 98L154 97L155 99H152L151 97H153L154 94H156L157 90L159 91V89H160L159 87H160L161 84H160V83L158 84V85H159V86H158L159 89H158V88L156 89V86H157V85L154 86L153 89H152V87H151V88H150V87L146 88L147 86L144 85L145 82L148 83V82L152 81V79H151V77H152V71L155 72V73H154L155 76L157 75L155 69L153 70V68H156V67H155L154 65H149ZM157 62H158V63H157ZM172 62H173V61H172ZM224 62H226V63L230 66V67L227 68V69H231V70H233L232 72H230V73H231L230 75H233V76L230 77V75L227 74V73H229L228 71H231V70H228V71H227V69L225 68V66H224V68L221 66L222 63H223V65H226ZM228 62H229V63H228ZM259 62H260V63H259ZM51 63H52V64L54 63L55 65H54V64L52 65ZM93 63H94V64H93ZM98 63H99V61H98ZM101 63H103V64H101ZM124 63H125V62H124ZM167 63H168V62H167ZM167 63L163 64V66H166ZM174 63H175V62H174ZM183 63H184V62H183ZM194 63L196 64L195 61H194ZM207 63H206V64H207ZM218 63H219V64H218ZM230 63H231V64H230ZM232 63H233V64H232ZM1 64H2V65H1ZM7 64H9V65H8L9 68L7 67ZM67 64L69 65V68H70V69L67 68V67H68ZM76 64H77V66H76ZM78 64H79V67H80V68L78 67ZM83 64H84V65H83ZM104 64H105L106 66H103ZM125 64H126V63H125ZM131 64H132V65H131ZM171 64H172V63H171ZM177 64H178V62H177ZM177 64H174V65H177ZM184 64H185V63H184ZM200 64H201V66H202V62H201ZM200 64H199V66H200ZM203 64H204V62H203ZM206 64L204 65L205 67H206ZM209 64H208V65H209ZM217 64H218V65H217ZM257 64H262L263 66H262V65H261V66H260V65L258 66ZM97 65H98V66H97ZM139 65L135 66L134 69L136 68V69L138 70ZM160 65H161V64H160ZM182 65H183V64H182ZM196 65L198 66V64H196ZM210 65H209V66H210ZM228 65H226V67H228ZM238 65H239V68H241V70H240V69L237 70V69H238ZM55 66H56V67H55ZM60 66H61V67H60ZM72 66H73V68H72ZM121 66H122V65H121ZM123 66H124V64H123ZM151 66H154V67H152V69H151ZM163 66H162V67H163ZM183 66H184V65H183ZM186 66H187V63H186ZM201 66H200V67H201ZM220 66H221V67H220ZM241 66H242V67H241ZM14 67H12V70H13ZM59 67H60V68H59ZM74 67H75V68H74ZM77 67H78V68H77ZM97 67H98V68H101V69H98V71H96ZM141 67H140V68H141ZM162 67H161V68H162ZM167 67H168V64H167ZM173 67H174V66H173ZM177 67H178V66H177ZM187 67H188V69H189L190 67H192V64H189ZM187 67H186V68H187ZM5 68H3V69H5ZM52 68H53V69H52ZM58 68H59V69H58ZM62 68H63V69H62ZM71 68H72V69H71ZM120 68H121V67H120ZM161 68H160V71H162ZM175 68H176V67H175ZM178 68H179V67H178ZM184 68H185V67H184ZM184 68H183V69H184ZM186 68H185V71L187 72V69H186ZM194 68H196V67L194 66ZM220 68H221V70H220ZM236 68H237V69H236ZM68 69L70 70V73H69V70H68ZM73 69L76 70V71L74 72ZM92 69H93V70H92ZM108 69H109V70H108ZM134 69H133V71L136 70V69H135V70H134ZM150 69H151V70H150ZM170 69H171V68H169V70H170ZM176 69H177V68H176ZM180 69H182V67H181ZM198 69H200V68H198ZM211 69H212L213 71H212ZM214 69H215V68H214ZM223 69H224V70H223ZM235 69H236L237 71H239L238 77H237L236 74H235V71H236ZM243 69H245V70H243ZM5 70H6V69H5ZM5 70H3L4 73L7 72V70H6V71H5ZM12 70H10V71H12ZM14 70H15V72H11V73H10L11 75H12V73H14V75H15V73H16V69L14 68ZM14 70H13V71H14ZM21 70H22V71H21ZM54 70H56V71H54ZM57 70H60V71H57ZM62 70H63L64 72H63ZM65 70H66V71H65ZM165 70H166V67H165ZM171 70H172V69H171ZM192 70H193V68H192ZM196 70H197V69H196ZM204 70L202 69V71H204ZM234 70H235V71H234ZM61 71H62L63 73H62ZM77 71L79 72L80 76H79V74H77ZM91 71H93L94 73L92 72V73H93V74H92ZM103 71H104V70H103ZM107 71H108V72H107ZM160 71H159V69H158V72H160ZM189 71H190V70H189ZM240 71H241V72H240ZM22 72H23V73H22ZM53 72H54V73H53ZM55 72H56L57 74H56ZM71 72H73V73H71ZM87 72H90V74L95 75V76H94L95 78L92 76V77H93V79H92V77H90L91 75H90V74H87ZM178 72H179V70H178ZM233 72H234V73H233ZM243 72H242L241 74H243ZM255 72H256V73H255ZM8 73H9V70H8ZM25 73H26V72H25ZM25 73H24V75H25ZM28 73H30V74H28ZM59 73H60V74H59ZM67 73H68V74H67ZM74 73H75V74H74ZM161 73H162V72H161ZM168 73H170V72H168ZM173 73H175V72H172L171 74H173ZM187 73H188V72H187ZM189 73H190V72H189ZM192 73H193V71H192ZM197 73H196V74H197ZM205 73H206V74H205ZM224 73H225V76H224ZM236 73H237V72H236ZM245 73H246V74H245ZM5 74H6V73H5ZM19 74H18V75H19ZM71 74H72V75H71ZM106 74H104V75H106ZM111 74H113V72H111ZM127 74H128V73H127ZM133 74H134V72H133ZM154 74H153V76H154ZM181 74H182V72L179 73L178 76L181 75ZM184 74H185V73H184ZM196 74H195V75H196ZM11 75H10V77H11ZM64 75H67V76L69 77L70 80H68V77H67V76L65 77ZM69 75H70V76H69ZM77 75H78V76H77ZM124 75H125V74H124ZM124 75H122V76H124ZM128 75H129V74H128ZM159 75H160V74H158L157 77H158ZM166 75H167V74H166ZM185 75H186V74H185ZM234 75H235V76H234ZM3 76H4V75H3ZM7 76H8V75H7ZM12 76H13V75H12ZM16 76H17V74H16ZM58 76H59V77L61 76V77L59 78ZM62 76H64V77H62ZM73 76H74V77H73ZM75 76H77V77H75ZM87 76H88L89 78H88ZM108 76H110V75H108ZM112 76H113V75H112ZM134 76H135V75H134ZM160 76H161V75H160ZM186 76H187V75H186ZM189 76H190V74H189ZM193 76H194V75H193ZM23 77H24V76H23ZM86 77L89 79V81H88V79H86ZM104 77H105V76H104ZM113 77H114V76H113ZM148 77H150V79H149ZM165 77H166V76H163V77H162L163 80H164ZM173 77H174V75H173ZM173 77L169 78V76H168V77H166V78H167V79L169 78V79H170L169 81L175 83L176 80H174ZM181 77H182V75H181ZM191 77H192V75H191ZM226 77H227V79H225ZM244 77H245V76H244ZM4 78H5V77H4ZM12 78H13V77H12ZM17 78H18V76H17ZM45 78H46V79H45ZM62 78H63L64 80H63ZM66 78H67V79H66ZM72 78H73V79H74V78H75V79L77 78L76 80L74 79V80H75V83L72 82V81H73ZM106 78H107V77H105L104 81L106 80ZM111 78H112V77H111ZM124 78H125V77H124ZM144 78H145V79H144ZM162 78H161V79L158 78V79H159V80H162ZM183 78H184V77H183ZM186 78H189V77L187 76ZM186 78H185V79H186ZM205 78H206V79H205ZM205 78H204L205 81H204V79H203V82H198V81L195 80V82H193V81H192V82H189V81H188V83L186 84V83H184V82L181 83L180 81H178V84H176V83H177V82H176L174 85H175V86L178 85V87H179L178 90H179V89H182V88L185 89V87L187 88V86H188L187 90H188V89H189V90H193L194 88L191 89L190 85H191V86H192V85L194 86L195 84H197V85H204L205 88H208V87L205 86V85H207V84H209V85H210V84H212V85L215 84L214 86L210 85V86H212L211 88L209 87L210 89L213 88V89H215V90H216V89L218 90V88L220 89V88L223 87V86H220L221 84H220L219 86L217 85V83H220V82H218L217 78H216V80H215V81H217V82L214 83V84H213L212 82H210L213 78H212L210 81H208V82H206L208 78H207V77H205ZM257 78H258V79H257ZM18 79H19V78H18ZM20 79H21V78H20ZM24 79H25V78H24ZM85 79H86V80H85ZM96 79H97V80H96ZM108 79H109V78H108ZM113 79H114V78H113ZM131 79H132V78H131ZM133 79H134V77H133ZM141 79H143V81H142ZM155 79H157V78H155ZM158 79H157V80H158ZM181 79H182V78H181ZM189 79H190V78H189ZM247 79H248V78H247ZM247 79H246V80H247ZM7 80H8V79H7ZM10 80L12 81V79H10ZM10 80H9V81H10ZM14 80H17V79H14ZM22 80H23V79H22ZM122 80H123V78H122ZM122 80H121V81H122ZM125 80H126V79H125ZM134 80H136V79H134ZM134 80H133V81H134ZM149 80H150V81H149ZM157 80H156V81H157ZM163 80H162V82H163L162 84L166 86V88H165L166 90L164 89V90L166 91L165 93H167V94H171L172 92H174L173 89L176 90V87L174 88V86H173V89H172L173 91L170 93V90L167 89V86H168V85L164 84V81H163ZM192 80H193V79H192ZM219 80H220V79H219ZM226 80H228V81H226ZM234 80H235V79H234ZM234 80H231V82L234 81ZM241 80H242V79H241ZM2 81H3V79H2ZM25 81H26V80H25ZM25 81H24V82H25ZM38 81H39V80H38ZM84 81H85V83H84ZM87 81H88V83H87ZM96 81H97V82H96ZM104 81H103V83H104ZM109 81H110V79H109ZM109 81H108V83H109V85H110V82H109ZM136 81H137V80H136ZM147 81H148V82H147ZM215 81L213 80V82H215ZM235 81H236V80H235ZM238 81H236V82H237V84H236L237 86L240 85V84H238V83H239ZM242 81L245 82V79H243ZM242 81H241V82H242ZM250 81H251V82H250ZM255 81H256V82H255ZM5 82H7V81H5ZM71 82H72L73 84H72ZM141 82H142L143 85L141 84V86H140V83H141ZM158 82H159V81H158ZM241 82H240V83H241ZM254 82H255V83H254ZM3 83H4V81H3ZM13 83H14V81H13ZM32 83H31V84H32ZM47 83H48V84H47ZM99 83H101V81H100ZM106 83H107V81H106ZM108 83H107L106 85H108ZM112 83H114V82H112ZM117 83H118V85H117ZM135 83H137V82H135ZM153 83L156 84L157 82H154V81H153ZM153 83H152V84H153ZM165 83H166V82H165ZM194 83H195V84H194ZM251 83H253V84H251ZM7 84H9V83H7ZM11 84H12V83H11ZM24 84H25V83L22 84V87H23V88H24V86H25ZM33 84H32V85H33ZM87 84H89V86H88ZM104 84H105V83H104ZM104 84H103V85H104ZM114 84H115V83H114ZM131 84H133V85H132L133 88L130 86ZM167 84H168V82H167ZM230 84H231V83H230ZM241 84L244 85L243 83H241ZM0 85H2V84H0ZM15 85H16V83H15ZM23 85H24V86H23ZM78 85H79V86H78ZM83 85H84V86H83ZM86 85H87V86H86ZM98 85H99V84H98ZM111 85H112V84H111ZM209 85H207V86H209ZM226 85H225V86H226ZM245 85H244V86H245ZM5 86H6V85H5ZM5 86H3V87H1V88H4ZM9 86H10V85H9ZM9 86H8V88H9ZM63 86H64V87H63ZM85 86H86V87H85ZM101 86H102V85H101ZM101 86H99V88H102L101 91H103V87H101ZM113 86L115 87V85H113ZM134 86H135V87H134ZM136 86H137V87H136ZM150 86H151V85H150ZM171 86H172V85H171ZM195 86H196V85H195ZM217 86H218V88H217ZM230 86H231V85H229V86L227 85V87L231 88ZM237 86H236V88H237ZM251 86H252V87H251ZM253 86H254V87H253ZM6 87H7V86H6ZM22 87H18V89H19V88L21 89ZM26 87L24 88V91L26 90ZM42 87H43V85H42ZM42 87H41V92H42V89L44 88V87H43V88H42ZM83 87H84V89H83ZM106 87H108V86H106ZM114 87H113V88H114ZM161 87L164 88V86H162V85H161ZM169 87H170V85H169ZM169 87H168V88H169ZM234 87H235V86H234ZM1 88H0V89H1ZM11 88H12V86H11ZM15 88H16V87H15ZM15 88H14V86H13V89H15ZM23 88H22V89H23ZM85 88H86L87 90H86ZM94 88H95V91H96V90L98 89V86H97V88H96V86H95ZM110 88H111V86H110ZM129 88H130V90H129ZM131 88H132V89H131ZM145 88H146V89H145ZM149 88L152 89L153 91H154V88L156 89V90H155L156 92L154 91L155 93L152 94L153 96H151V95H148V96H147L146 93L149 92ZM195 88H196V90H198V89H197V86H196ZM261 88H264V83H263V85H262ZM20 89H19V90H20ZM22 89H21V92H22ZM48 89H49V91L52 90V88H50V87H49ZM59 89H60L61 91H60ZM76 89L74 90V92L76 91ZM88 89H89V90H88ZM104 89H105V87H104ZM121 89H122V88H121ZM123 89H124V88H123ZM147 89H148V90H147ZM183 89H182V92H183V93L180 94V95H183L184 92L186 93V91H185L186 89H185L184 91H183ZM223 89H224V88H223ZM223 89H221V90H223ZM227 89H228V88H226V90H227ZM232 89H235V88H232ZM1 90H3V89H1ZM1 90H0V91H1ZM10 90H11V89H10ZM84 90H86V91H84ZM111 90H113V89L108 90V88H107L106 91H109L108 94H111V93H110ZM114 90H115V88H114ZM118 90H120V89L116 87V91H114V92H115L114 94L117 95L119 98L121 97L120 99H122L123 97H125V96H123V97H122V96H119V95H118L119 92H117ZM124 90H125V89H124ZM137 90H138V89H137ZM152 90H150V94H151V91H152ZM160 90H163V89H160ZM167 90H168L169 92H168ZM194 90H195V89H194ZM207 90H208V89H207ZM207 90H205V91H207ZM217 90H216V91H217ZM228 90H229V89H228ZM251 90H252V91H251ZM3 91H4V90H3ZM3 91H1V94H0V100L8 101V102H10L9 104L14 103V102L17 103V102L19 101V99H21L19 102H21L22 100L25 101V99H26V104H27V103L30 104V100L33 101V99H34V98L32 99V97H30L31 94L29 95V94L27 93L28 91H26V92H22V93H26V94L28 95V97H30L29 99L26 97V94H20V95L17 94L18 96L15 95L16 97L14 96L13 98H11V97H6L5 95H6V93H7L8 91L6 90L7 92L5 93V95L2 94ZM14 91H16V90H14ZM77 91H76V92H77ZM80 91H81V92H80ZM95 91H94V92H95ZM120 91H121V90H120ZM128 91H129V92H128ZM146 91H148V92H146ZM180 91H181V90H179V92H180ZM205 91H204V92H205ZM209 91H210V90H209ZM211 91H212V90H211ZM211 91H210V93H211ZM229 91H230V90H229ZM232 91H233V90H232ZM85 92H87V94H85ZM92 92H93V91H92ZM98 92H100V91H98ZM98 92H97V93H98ZM111 92H112V91H111ZM136 92H137V91H136ZM212 92H214V91H212ZM253 92H254V93H253ZM13 93H15V92H13ZM80 93H81L82 95H80ZM88 93H89V95H88ZM97 93H96V94H97ZM116 93H118V94H116ZM139 93H140V92H139ZM162 93H163V92H161V94H162ZM176 93H178V91L174 92L173 94L176 95ZM180 93H181V92H180ZM206 93H207V92H206ZM218 93H220V92L218 91ZM227 93H228V92H227ZM231 93H232V92H231ZM11 94H12V93H10V94H8V95H11ZM15 94H16V93H15ZM64 94H65V93H64ZM101 94H104V92H102ZM108 94H107V95H108ZM121 94H122V92H121ZM121 94H120V95H121ZM123 94H124V93H123ZM126 94H125V95H126ZM130 94H128V95L130 96ZM148 94H149V93H148ZM157 94H159V92H158ZM178 94H179V93H178ZM178 94H177V95H178ZM214 94H215V93H214ZM214 94H213V96H214ZM216 94H217V93H216ZM216 94H215V95H216ZM220 94H225V95H221V96H226V98H228V96H227V94H226V91H225V93H224V90H223V92H221ZM259 94H261L260 91H259V93L257 94V96H260L259 98H261V95H259ZM263 94H264V93H262V95H263ZM42 95H43V96H42ZM65 95H66V94H65ZM67 95H68V94H67ZM67 95H66V97L69 96V95H68V96H67ZM72 95H74V93H73ZM72 95H70V96H72ZM83 95H86V96L83 97ZM87 95H88V96H87ZM111 95H112L111 97H113V92H112ZM115 95H114V96H115ZM134 95H135V94H134ZM136 95H137V94H136ZM159 95H160V94H159ZM162 95H163V94H162ZM171 95H172V94H171ZM204 95H205V93H204ZM207 95H208L209 97L212 98V95H211V94L209 95V93H207ZM217 95H218V94H217ZM33 96H34V95H33ZM35 96H34V97H35ZM93 96H94V95H93ZM96 96L98 97V96H100V95H96ZM104 96H105V95H104ZM109 96H110V95H109ZM138 96H140V94H139ZM144 96H146V97H144ZM172 96H174V95H172ZM250 96H251V97H250ZM72 97H73V96H72ZM74 97H75V95H74ZM82 97H83V98H82ZM88 97H89V98H88ZM107 97H108V96H107ZM115 97H116V96H115ZM115 97H114V98H115ZM132 97H130V98H131V101H133ZM135 97H136V96H134V98H135ZM178 97L180 98V97H182V96H179V95H178ZM194 97L199 98V96H194ZM255 97H256V98H255ZM262 97H263V96H262ZM51 98H52L53 100H52ZM54 98H55V100H57V101H54ZM69 98H70V97H69ZM75 98H76V97H75ZM94 98H96V97L94 96ZM105 98H106V97H105ZM108 98H110V97H108ZM119 98H115V99H111V98H110V101L113 100V101H112V103H113L114 100H117V102L120 103V104L122 105L121 107L119 106L120 108L118 107V110L121 109V108H122V110H123V108L125 107V109L123 110V112H122V110H119V112H118V110L115 111V110L117 109V108H116L117 105L115 104L116 101L114 102V105H113L115 108H114V107L111 108L110 105L112 106V104H110L108 107L111 108L112 110H109V108L106 109V110H108L109 114H110V112H114L113 115H112V113H111L110 115H112L113 118L115 117V119L120 118V119L122 120V123L124 122V124H125V122H126V120H127L128 118H129V119H128L127 121H129V120L131 119L130 117H127V114L129 113V112H128L129 110L132 111L131 109L134 107V105L130 106V107H132V108H130V109L128 108L129 106H127V109H129V110H127L125 105H124V107H123L124 102H122ZM126 98H127V95H126ZM130 98H128V99H130ZM179 98H177V100H179ZM200 98H201V96H200ZM200 98H199V99H200ZM216 98H217V99H216ZM220 98H221V97H220ZM42 99H43L44 101H41ZM70 99H71V98H70ZM73 99H74V98H73ZM92 99H93V98H92ZM99 99H100V98H99ZM99 99L97 98V101H96V100H94V101H95L96 103H97V102H101V103H102L103 96H102L101 101H98ZM135 99L137 100V98H135ZM158 99H160V98H158ZM158 99H157V100H158ZM172 99H173V98H172ZM175 99H176V97H175ZM204 99H205V98H204ZM204 99H203V100H204ZM212 99H213V98H212ZM214 99L218 100V99H219V96H218V97H215ZM214 99H213V101H214ZM222 99H223V97L221 98V101L218 100V101H220L219 104H220V103L222 104ZM224 99H225V98H224ZM16 100H17V101H16ZM27 100H28V101H27ZM68 100H69V99H67V101H68ZM103 100H106V99H103ZM123 100H124V99H123ZM168 100H169V99H168ZM180 100H181V99H180ZM180 100H179V101H180ZM193 100H195V99H193ZM206 100H207V99H206ZM206 100L203 101V102L205 103V102L208 101V100H207V101H206ZM262 100H264V99H262ZM62 101H61V103H62ZM70 101H71V100H70ZM81 101H82L83 103H82ZM124 101H125V100H124ZM129 101H130V100H129ZM129 101L126 100V102H129ZM141 101H142V99H141ZM169 101H170V100H169ZM199 101H200V100H199ZM247 101H248V100H247ZM247 101H246V102H247ZM259 101H260V100H259ZM19 102H18V104H20ZM40 102H41V103H40ZM44 102H45V103H44ZM58 102H59V101H58ZM58 102H57V103H58ZM65 102H66V101H65ZM80 102H81V103H80ZM85 102H86V103H85ZM92 102H93V101H92ZM201 102H202V101H201ZM201 102H200V103H201ZM209 102H210V100H209ZM211 102H212V100H211ZM211 102H210V103H211ZM263 102H264V101H263ZM0 103H1V102H0ZM2 103H3V102H2ZM4 103H5V102H4ZM4 103H3V104H4ZM16 103H15V104H16ZM50 103H51V104H50ZM57 103H55V104H57ZM72 103H73V102H72ZM84 103H85V104H84ZM93 103H94V102H93ZM101 103H99V104H101ZM110 103H111V102H110ZM132 103H133V102H132ZM135 103H136V102H135ZM141 103H143V104H141ZM158 103H159V104H158ZM165 103L168 104V105H170V107H172V108L174 109V111H173V110H172V111L169 110L170 112H172V116H174V117L171 118L170 113H169L170 118H168V117H166L165 115H163V114L165 113V109L167 108V107H166L167 105H164ZM171 103H173L175 106L173 105V106H174V107H173V106L171 105ZM175 103H176L177 105H176ZM200 103H199L200 106H198V105L194 106L196 109H198L197 112H198L199 110H201V107L204 106V103H203L202 106H201L202 103H201V104H200ZM210 103H207V104H210ZM213 103H214V102H213ZM213 103H211L210 106H212ZM215 103H216V102H215ZM247 103H248V102H247ZM249 103H250L251 107H252V106H253V107H256V109H257L258 106H259V103L256 104V105H255V103H253L255 106L251 104L252 101H249ZM15 104H12V105H14L13 107H12V105L10 106V109H11V110H12L13 108L16 109V107H15L16 105H15ZM28 104H27V105H28ZM33 104H32V102H31V105H32L31 110H32V108H33V113H35V112H34V106H33ZM91 104H92V103H91ZM108 104H109V103H108ZM133 104H134V103H133ZM197 104H198V102H197ZM205 104H206V103H205ZM221 104H220V105H221ZM21 105H22V106H21V107H22L21 110H23V107H24V106H23V104H21ZM51 105H52V106H51ZM65 105H66V104H65ZM68 105H69L70 107H69ZM84 105H85V106H84ZM87 105H88V104H87ZM93 105H94V104H93ZM93 105H91L90 107H94V106H95V105H94V106H93ZM97 105H98V104H97ZM102 105H103V104H102ZM105 105H106V104H105ZM105 105H104V106H105ZM115 105H116V106H115ZM118 105H119V104H118ZM126 105H127V104H126ZM129 105H130V103H129ZM135 105H136V104H135ZM158 105H162L164 108H163V107H160V108H159ZM180 105H181V104H180ZM214 105H215V104H214ZM220 105H218V108H220ZM257 105H258V106H257ZM5 106H7V104H6ZM25 106H26V105H25ZM53 106H55V107H53ZM99 106H101V105H99ZM104 106H103L102 108H105V107H106V106H105V107H104ZM191 106H192V104H191ZM191 106H190V108H191ZM215 106H216V105H215ZM0 107H2V106H0ZM11 107H12V108H11ZM26 107L28 108V106H26ZM26 107H25V108H26ZM40 107H41V106H40ZM66 107H67V109H66ZM71 107H72L73 109H71V111H70V108H71ZM88 107H89V106H88ZM136 107H138V106H136ZM136 107H134L135 109H134V108H133V109H134V110L139 109V111L141 110V109H140V106H139V108H136ZM147 107H148V108H147ZM151 107H152V108H151ZM178 107H179V106H178ZM213 107H214V106H213ZM249 107H250V106H249ZM251 107H250V108H251ZM253 107H252V109H253ZM2 108H3V107H2ZM18 108H19V112H20V111H21V110H20V106H19V107L17 106V109H18ZM29 108H30V107H29ZM41 108H42V107H41ZM96 108H97V106H95V108H92L91 111H92L93 109H94V111H95V110H100V109H96ZM100 108H101V107H100ZM168 108H169V106H168ZM172 108H171V109H172ZM179 108H180V107H179ZM179 108H177V109H179ZM187 108H188V107H187ZM187 108H186V109H187ZM190 108H188V109H190ZM205 108L208 109V108H209V105H206ZM205 108L203 107L202 110H203V109L206 110ZM211 108H212V107H211ZM216 108H217V107H216ZM250 108H249V109H250ZM8 109H9V108H8ZM14 109H13V111H14ZM37 109H38V108H37ZM39 109H40V108H39ZM62 109H61V110H62ZM74 109H75V110H74ZM88 109H89V108H88ZM114 109H115V110H114ZM162 109H163L164 111H163ZM169 109H170V108H169ZM177 109H176V111H177ZM180 109H182V108H180ZM180 109H179V110H180ZM188 109H187V111H188ZM220 109L222 110V108H220ZM220 109H219V110H220ZM252 109H251V110H252ZM254 109H255V108H254ZM254 109H253V110H254ZM256 109H255V110H256ZM258 109H259L260 111H264V110L261 109L260 107H259ZM24 110H25V109H24ZM31 110H30V111H31ZM35 110H36V109H35ZM40 110L43 111L44 108H42V109H40ZM56 110H57V107H56ZM61 110H60V111H61ZM72 110H74V111H72ZM77 110H78V111L80 110V112L83 111V113H82V112L80 113V112H78ZM103 110H104V109H103ZM106 110H105V111H106ZM125 110H127L128 113H127ZM184 110H185V109H184ZM192 110L196 111L195 109H192ZM209 110H210V109H209ZM219 110H218V113H219ZM255 110H254V111H255ZM16 111H18V110H16ZM30 111H29V112H30ZM37 111H38V110H37ZM45 111H46V110H45ZM58 111H59V108H58ZM69 111H70V112H69ZM89 111H90V110H89ZM89 111H88V112H89ZM94 111H93V113L90 112V113H91L90 115H89V113H88V115H86V116H88L89 118L86 117V116H84V117H85V118H84L85 120L83 121L84 123H85L86 119H88V122H86L85 124L89 123L90 121H93V118H94V120H95V117H93L94 115L96 116L95 112H98V113H97V114H98L97 117H99V112H100V111H95V112H94ZM139 111H137V112H139ZM141 111H142V110H141ZM141 111H140V112H141ZM149 111H150V112H149ZM166 111H168V109H167ZM187 111H186V112H187ZM190 111H191V110H190ZM194 111H193V112H194ZM213 111H214V110H213ZM4 112H5V111H4ZM7 112L9 113L10 110L5 112L6 115H7ZM19 112H18V113H19ZM21 112H22V111H21ZM39 112H40V111H39ZM48 112H49V110H48ZM77 112H78V113H77ZM103 112H104V111H103ZM103 112H102V115L105 114V113H103ZM106 112H107V111H106ZM133 112H135V111L130 112L128 116H130V114L133 113ZM137 112H135L136 114L133 113V117L131 116L132 119H133L135 116L138 117L139 113H137ZM173 112H174V113H173ZM181 112H182V111H181ZM181 112H180V113H181ZM186 112H185V113H186ZM201 112H202V111H200L199 113H201ZM208 112H209V111H208ZM215 112H216V111H215ZM24 113H25V112H24ZM24 113H23V114H24ZM41 113H42V112H41ZM46 113H47V112H46ZM46 113H42V114H45L46 116L49 115V116H48V120H50V122H52L51 120H52V119L54 120V119H55V115H57V114H55V112H53L54 114H53V113H48V115H47ZM59 113H60V112H59ZM65 113H66V112H64L63 114H65ZM76 113H77V114H76ZM117 113H118V114H117ZM119 113L122 114V117H120L121 115H119ZM123 113H124V114H123ZM161 113H162V114H161ZM166 113L168 114V112H166ZM183 113H184V112H183ZM183 113H182V114H183ZM202 113H205V112H202ZM202 113L200 114V118H201V117H202L201 119L206 118L207 116L205 117V114L208 115L207 112H206L204 115H202ZM218 113H217L218 116L216 115L217 119H218V117L221 118V116H222V113H219V114H221V116H219ZM223 113H224V112H223ZM256 113L258 114V111H257V110H256ZM16 114H17V113H16ZM38 114H39V113H38ZM50 114L52 115V117H50V116H51ZM63 114H62V115H63ZM78 114H79V115H78ZM92 114H93V115H92ZM109 114H107V116H109V118H111V116H110ZM137 114H138V115H137ZM140 114H141V113H140ZM150 114H151L152 116H150ZM1 115H2V114H1ZM1 115H0V116H1ZM3 115H4V114H3ZM17 115H18V114H17ZM19 115H20V114H19ZM36 115H37V112H36ZM36 115H35V116H36ZM40 115H41V114H40ZM45 115H43V116H45ZM58 115H59V114H58ZM70 115H69V116L66 115L67 117H66L65 115H63V116H65V118H68L67 120L70 121ZM81 115H82V116H81ZM102 115H100V117H101ZM124 115H126V116H124ZM184 115H185V114H183V115H181V116L183 117ZM209 115H210V114H209ZM209 115H208V116H209ZM258 115H259V114H258ZM261 115H262V114H261ZM4 116H5V115H4ZM4 116H3V117H4ZM7 116H8V115H7ZM7 116H6V117H7ZM9 116H11V115H9ZM15 116H16V115H15ZM21 116H22V115H20V117H21ZM25 116H26V114L24 115V118H25ZM28 116H30V115H28ZM28 116H27V117H28ZM60 116H61V115H60ZM60 116H59V117H60ZM63 116H62V117H63ZM192 116H193V114L191 113V117H192ZM196 116H197V115H196ZM203 116H204V117H203ZM223 116L225 117L226 115H223ZM18 117H19V116H18ZM38 117H40V116H38ZM38 117L35 118V119H36L35 121H37ZM49 117H50V118H49ZM80 117H81V118H80ZM91 117H92V120H91ZM100 117H99V118H100ZM125 117H127V119H126L125 121H123ZM137 117H135V119H134L135 121H136V120H137V121L139 120V119H136ZM139 117H141V116H139ZM162 117H163V118L166 117V120H163ZM212 117H213V116H212ZM216 117H215V116L213 117V118H215L214 121L216 120ZM226 117H227V116H226ZM228 117H229V116H228ZM228 117H227V118H228ZM259 117H260V115H259ZM22 118H23V117H22ZM24 118H23V119H24ZM33 118H34V117L31 116V119H33ZM40 118H41V117H40ZM40 118H39V120H40ZM79 118H80V119H79ZM99 118H98V119H99ZM103 118H104V117H103ZM109 118L106 117L107 120H105V122L108 121ZM122 118H123V119H122ZM167 118L170 119V121H168ZM178 118H179V116H178ZM178 118H177V119H178ZM180 118H181V117H180ZM180 118H179V119H180ZM198 118H199V117H198ZM200 118H199V119H200ZM220 118H219V119H220ZM229 118L232 120L233 117H232V118L229 117ZM260 118L262 119L263 116L260 117ZM260 118H259V119H260ZM0 119H3V118H0ZM4 119H5V118H4ZM12 119H15V118L12 117V116H11V117H8V120H9L8 123H9L10 121H11V122H14V120H12ZM20 119H21V118H20ZM20 119H19V120H20ZM29 119H30V118H29ZM98 119H97V120H98ZM115 119H112V118H111V119L109 120V121H111V123H110V122H106L107 126H105V127H104V125L102 126V128H101V129H102V132H103V130H106L107 127H108V128H110V127L112 128L113 126H111V125H109V124H112L113 120H115ZM140 119H141V118H140ZM177 119H173V120H177ZM192 119H193V118H192ZM196 119H197V118H196ZM207 119H208V118H207ZM219 119H218V120H219ZM223 119H224V118H223ZM223 119L221 118V120H222V121H221V122H222L221 124H222V125L219 124L220 127L223 126V123H226V121L224 120V121H225V122H224ZM263 119H264V118H263ZM6 120H7V119H6ZM6 120H5V121H6ZM15 120H16V119H15ZM27 120H28V119H27ZM39 120H38V121H39ZM42 120H44V117H43ZM56 120H57V119H56ZM58 120H59V119H58ZM62 120H63V119H62ZM82 120H83V119H82ZM89 120H90V121H89ZM102 120H103V119H102ZM117 120H119V119H117ZM117 120H115L117 123H118L119 121L121 122V120H119V121H117ZM157 120H158V119H157ZM157 120H156V121H157ZM197 120H198V119H197ZM226 120H227V119H226ZM228 120H229V119H228ZM228 120H227V121H228ZM231 120H229L228 122L232 123ZM234 120H235V119H234ZM234 120H232V121H234ZM21 121H22V120H21ZM25 121H26V120H25ZM63 121H64V120H63ZM69 121H66V120H65V123H68V125H70V124H71V121H70V123H69ZM132 121H133V120H131L130 122H132ZM135 121H133V122H135ZM141 121H142V120H141ZM141 121H140V122H141ZM148 121H151V122H153V123L148 122ZM198 121H201V120H198ZM204 121H205V120H204ZM204 121L201 122V123L204 124ZM206 121H207V123H209V121L214 122L212 119L209 120V121H208V120H206ZM219 121H220V120H219ZM219 121H218V123H219ZM256 121H257V120H256ZM261 121H262V120H261ZM263 121H264V120H263ZM11 122H10V124H11ZM29 122H30V121L25 122V124L27 123V124L29 125L30 123H32V121H31L30 123H29ZM48 122H49V121H48ZM54 122H55V120H54ZM83 122H81L82 124H80L77 128H76V126H75L76 129H75V128H72L73 124H72V126H68V125L66 124V125H67V129H68V127H70V128H71V131H72V129H74L75 131H77L78 128H82V127L85 125ZM93 122H94V121H93ZM105 122H102V123L105 124ZM133 122L130 123L129 125H128V122H127V125H124V124H122V123H118V124H119L118 127H120L119 129H118V127H116V126H117V125H116L117 123L115 124V122H113L116 126L113 124V125L115 126V128L113 127L112 133H111V131H110V132L108 131V130H111V129H107V131L111 134L110 136H112V135H115V132H114V134H113V131H116V129H117V131H118V130H122V131L124 132L123 134H122V131H121V133L119 132V134H118V132H116V135H115V136H119L118 138H119V141H120V140L122 139V138H121L122 136H129L130 132L128 133V131H129V128L131 127V124H132V125L134 124ZM147 122H148V123H147ZM211 122H210V125H211ZM216 122H217V120H216ZM0 123H1V122H0ZM8 123H6V124H8ZM17 123H18V122H17ZM33 123H34V122H33ZM37 123H39V122H37ZM37 123H36V124H37ZM56 123H57V122H56ZM65 123H64V124H65ZM90 123H92V122H90ZM102 123H101V124H102ZM143 123H144V121H143ZM214 123H215V122H214ZM230 123H226V124H230ZM6 124H5V125H6ZM10 124H8V125H10ZM36 124H34L33 126H35ZM60 124H62L61 121H60ZM77 124H78V123H76V125H77ZM120 124H121V125H120ZM138 124H139V123H138ZM148 124H149V125L151 124V126H149ZM167 124L164 125L165 127H164V126H162V127H164V128H168L169 126L166 127ZM205 124H206V122H205ZM259 124H260V123H259ZM263 124H264V123H262V125H263ZM5 125H4V126H5ZM12 125H13V124H12ZM22 125H23V124H22ZM30 125H31V124H30ZM39 125H40V124H39ZM39 125H38V126H39ZM41 125H42V122H41ZM53 125H54V124H53ZM66 125H63V126H66ZM87 125H88L87 127H89L90 124H87ZM108 125H109V126H108ZM122 125H123V127H122ZM200 125H201V124H200ZM233 125H234V124H232V126H233ZM1 126H2V125H1ZM15 126H16V125H15ZM33 126H26V125H25V127H24V126H23V127H24V129L26 130V129H28V127H29V128L31 127V129H32ZM38 126H36V127H38ZM43 126H44V125H43ZM46 126H47V128L49 127V129H47ZM46 126H45V128L42 127L45 131L42 129L43 131L41 132V129H40V130L38 129V131H39V132H38L37 129H36V127H35V130H36L38 133H40V134H41V133L43 134V132L45 133L46 131H48V132L53 131L52 128H50V127L52 126V123H50L49 126H48L47 123H46ZM80 126H81V127H80ZM85 126H86V125H85ZM128 126H130V127L128 128ZM135 126H136V125H133V129L130 128V129H131L130 131H132L131 133H133L132 135L136 134V135L132 136L133 138H132L131 136H129V137H131V140H132L131 143H133L134 140H136V139H138V140H136V141L144 140V139H142L141 137H140V138H141L140 140H139V138H136V139H135L136 136L139 137V132H140V134H141V132H142L141 135H143V133H144V132H143L144 129H141V130H142V131H141V130H140L141 127H140V128H137L138 125H137L136 127H135ZM140 126H142V124H141ZM144 126H145V123H144ZM160 126H161V125H160ZM212 126H213V125H212ZM224 126H226V125L224 124ZM232 126H230V127H232ZM2 127H3V126H2ZM5 127H6V126H5ZM5 127H4V129H5ZM7 127H8V126H7ZM7 127H6V128H7ZM53 127H54V126H53ZM73 127H74V126H73ZM99 127H100V126H99ZM134 127H135L136 129H139V131L137 130V131L133 132V131L135 130ZM138 127H139V126H138ZM162 127H161V128H162ZM204 127H205V125H204ZM226 127H227V126H226ZM230 127H228V128H230ZM233 127H234V126H233ZM0 128H1V127H0ZM9 128H10V127H9ZM18 128H21V127H18ZM38 128H39V127H38ZM70 128H69L68 130H70ZM105 128H106V129H105ZM121 128H123V129H121ZM124 128H125V129L128 128V129H126V132L128 133V135H127V133L125 132ZM142 128H143V127H142ZM157 128H158V126H157ZM169 128H170V127H169ZM215 128H217V129H214V128L211 129L213 132H211L210 129H208L207 132H208L209 134H210V132H211L212 134H214V132H216V133L219 134V130H220V129H219V126H215ZM24 129H23V130H24ZM31 129H29V131H30ZM46 129H47V130H46ZM59 129H63V127H62V128L59 127ZM82 129L84 130V127H83ZM93 129H94V128H93ZM96 129H97V132H100V133H97V132H96V133L100 135L102 132L100 131V129H99V131H98V128H95L94 131H95ZM158 129H160V128H158ZM196 129H198V128H196ZM196 129H194V130H196ZM204 129H205V128H204ZM230 129L232 130V128H230ZM2 130H3V129H2ZM12 130H14V129H11V132H12ZM33 130H34V129H33ZM49 130H50V131H49ZM63 130H64V129H63ZM65 130H66V127H65ZM65 130H64V131H65ZM148 130H149V131H148ZM151 130H152V129H151ZM151 130H150V129H147V130H146L147 132L144 133L145 136H149V133H150ZM156 130H157V129H156ZM164 130H165V129H164ZM215 130H216V131H215ZM217 130H218V132H217ZM0 131H1V130H0ZM17 131H19V130H17ZM27 131H28V130H27ZM60 131H61V130H60ZM60 131H59V133H60ZM200 131H202V130H200ZM200 131H199V133H197V134H198V135L200 134V137H202V135L204 134V132H205L206 130H204V132H202L203 134H201ZM3 132H4V131H3ZM8 132H9V131H8ZM24 132H25V131H23V132L21 131V133L19 132V134H20V135H23V134H25ZM48 132H47V134H48ZM54 132H55V133H58V132H56V130L53 131V133H54ZM77 132H78V131H77ZM79 132H80V131H79ZM91 132H92V130H91ZM91 132H90V134H91V136L93 137V135H92ZM136 132H137L138 134H137ZM148 132H149V133H148ZM152 132H153V131H152ZM159 132H160V131H159ZM159 132H158V133L155 132V133H157V136H158ZM195 132H196V131H195ZM195 132L193 131V133H195ZM207 132L205 133V135L208 134ZM220 132H221V130H220ZM1 133H2V132H0V135H1ZM4 133H5V132H4ZM4 133L0 136V139H2V138L4 137V136H3ZM9 133H10V132H9ZM9 133H7V134L9 135ZM27 133H28V132H27ZM31 133H32V132H31ZM51 133H52V132H51ZM96 133H94V134H96ZM104 133H105V131H104ZM104 133H103V134H104ZM109 133H108V136H109ZM125 133H126V135H125ZM147 133H148V135H146ZM188 133L191 134V132H186V135H187ZM29 134H30V132H29ZM35 134H36V133H35ZM40 134H39V136H40ZM47 134L45 133V135H47ZM49 134H50V133H49ZM67 134H68V133H67ZM69 134L71 135L70 132H69ZM69 134L67 135L68 137L70 136ZM77 134H79V133H77ZM97 134H96V135H97ZM106 134H107V133H105V136H106ZM120 134H122V136H120ZM190 134H189V135H190ZM25 135H26V134H25ZM30 135H31V134H30ZM32 135H33V134H32ZM32 135H31V137H32ZM72 135H73V134H72ZM150 135H151V134H150ZM189 135H187V136H189ZM194 135H196V133H195ZM198 135H196V136H198ZM6 136H7V135H6ZM6 136H5V137H6ZM9 136H10V135H9ZM18 136H19V135L16 134V138H14V139L17 140V138H18V140L20 141V138H19ZM34 136H35V135H34ZM34 136H33V138H36V137H34ZM36 136H37V134H36ZM39 136H38V138H39ZM41 136H43V135H41ZM41 136H40V137H41ZM52 136H53V135H52ZM75 136H76V135H75ZM100 136H101V135H100ZM115 136H112V137H115ZM207 136H208V135H207ZM112 137H110V138H111V140L109 141L110 143H111L112 139H114V138H112ZM129 137H128V138L124 137V138H125V140H126V139H129ZM158 137H159V136H158ZM200 137H199V138H200ZM24 138H25V137H24ZM24 138L21 137V139H24ZM27 138H28V137H27ZM38 138H37V139H38ZM110 138H108V139H110ZM124 138L121 140V142H122L123 144H122V143L120 144V142L118 141L117 137H116V140L114 139V141H116L115 143H113L114 145L117 144V142L120 144V145H118V147H119V146H120V147H119V148H116V151H115L114 149H115V147H116L117 145L114 147V149H113V146H114L113 144L109 145L110 148H111V146H112V149H110V151H112V152H110V151L107 152V150L109 149V147L105 146L106 148H108V149L105 148L106 153H107V154H109V152H110V154L112 153L111 156H110V154H109V155H106L105 152H104V154L106 155V157L102 155L105 159H107V156H110V158H112V159H107V160H106V161H108V163L110 162V164H111V165L109 164V166H110V167H109V170H110L111 167L114 168V167L117 166V167L119 168V166H120L121 163L124 164V163L127 162V164H128V161H129V163H130V161H132V160H128V161L124 162L126 159L123 158L124 160H123V159H122L123 161L120 160V164H119V159L122 157L121 154L123 153V157H124V154L128 153V152H126V151H127V150L129 151V149H124V148H123V147H124V146H123L124 144H128V141H127V140H126L127 143L124 142V141H125ZM143 138H144V137H143ZM156 138H157V137H156ZM186 138H187V137H186ZM188 138L190 139V137H188ZM208 138H209V137H208ZM213 138H214V137H213ZM215 138H218V137H215ZM102 139H103V138H102ZM102 139L100 138V140H102ZM147 139H148V138H147ZM189 139H188V142H189ZM196 139H197V138H196ZM10 140H11V139H10ZM16 140H15V141H16ZM18 140H17V141H18ZM96 140H98V138H97ZM96 140H95V141H96ZM100 140H99V142H100ZM197 140H198V139H197ZM2 141H3V140H0V144H1ZM8 141H9V140H8ZM11 141H12V140H11ZM27 141H28V139H27ZM103 141L106 142L107 139L104 138ZM103 141H102V142H103ZM114 141H113V142H114ZM129 141H130V139H129ZM145 141H146V140H145ZM195 141H196V140H195ZM195 141H192V143H195ZM198 141H200V139H199ZM202 141H203V140H202ZM206 141H209V139L206 140ZM212 141H213V140H212ZM212 141H211V143H214V142H215V141H214V142H212ZM216 141H218V140H216ZM4 142H5V141H4ZM29 142H30V140H29ZM35 142H37V140H36ZM39 142H40V141H39ZM96 142L98 143V141H96ZM102 142H100V143H102ZM105 142H103L102 144H105V145L110 144V143L107 144V143H105ZM12 143H14V141H13ZM19 143H21V142H19ZM41 143H44V141H41ZM97 143H95L94 146H95ZM100 143H98V144H100ZM131 143H130V144H131ZM138 143L140 144V143H142V142H138ZM192 143H191V145H192ZM209 143H210V142H209ZM209 143H208V144H209ZM5 144H7V143H5ZM24 144H25V143H24ZM30 144H31V143H30ZM35 144H36V143H35ZM38 144H39V143H38ZM130 144H129V146H130ZM139 144H138V145H139ZM195 144H196V143H195ZM198 144H199V142H198ZM200 144H201V143H200ZM208 144L206 143V145H208ZM214 144H215V143H214ZM27 145H28V144H27ZM45 145H46V143H45ZM45 145H44V146H45ZM132 145H133V144H132ZM134 145H137L136 142H134ZM138 145H137V147H138ZM141 145H142V144H141ZM146 145H147V143H146ZM202 145H203V144H202ZM206 145H203V146H206ZM212 145H213V144H212ZM10 146H11V143H10ZM16 146H17V145H16ZM30 146H31V145H30ZM33 146H34V145H33ZM41 146H42V145H41ZM41 146H40V147H41ZM44 146H43V147H44ZM90 146H91V145H90ZM102 146H104V145H101V147H102ZM142 146H143V145H142ZM215 146H216V145H215ZM215 146H214V147H215ZM217 146H218V145H217ZM245 146H246V149H247V144H246ZM1 147H2V144H1L0 148H1ZM13 147H14V146H13ZM25 147H26V145L24 146V148H25ZM36 147H37V146H36ZM46 147H47V146H46ZM95 147L97 148V146H95ZM101 147H100V148H101ZM121 147H122V148H121ZM125 147H126V145H125ZM135 147H136V146H132L133 149H134ZM137 147H136V149H134V152H132L133 150L130 151V152L134 153L133 155H136V154L139 153V152L137 151L139 148L137 149ZM144 147H145V144H144ZM146 147H147V146H146ZM153 147H154V146H153ZM156 147H157V146H156ZM156 147H155V148H156ZM201 147H202V146H201ZM208 147H209V146H208ZM208 147L206 146V149H207ZM210 147H211V146H210ZM212 147H213V146H212ZM261 147H262V149H264V148H263V147H264V142L262 143V146H261ZM22 148H23V147H22ZM28 148H29V146H28ZM32 148H33V147H32ZM37 148H38V147H37ZM91 148H93V146H92ZM120 148H121V149H120ZM127 148H128V147H127ZM202 148L205 149L204 147H202ZM224 148H225V147H224ZM248 148H249V147H248ZM251 148H252V147H250V149H251ZM1 149H2V148H1ZM3 149H5L4 146H3ZM12 149H13V148H12ZM15 149H18V148L16 147ZM29 149H31V148H29ZM41 149H42V148H41ZM46 149H47L48 151L50 150V149H48V148H45V150H46ZM93 149H95V148H93ZM93 149H92V150H93ZM97 149H98V148H97ZM118 149H120V150H118ZM141 149H142V148H140V150H141ZM218 149H219V148H218ZM226 149L229 150V147L227 148V146H226ZM226 149H223V151H224V150L226 151ZM252 149H253V148H252ZM24 150H25V149H24ZM92 150H91V151H92ZM95 150H96V149H95ZM95 150H94V151H95ZM105 150H104V151H105ZM113 150L115 151L114 153H113ZM122 150H123L125 153H124ZM125 150H126V151H125ZM130 150H131V147H130ZM209 150H210V149H209ZM230 150H231V148H230ZM247 150H248V149H247ZM1 151H2V150H1ZM19 151H20V150H19ZM21 151H22V150H21ZM25 151H26V150H25ZM32 151H34V148H33ZM43 151H44V150H43ZM43 151H42V152H43ZM98 151H100V149H98ZM101 151H103V150H101ZM118 151H119V152H118ZM135 151H136V152H135ZM8 152H9V151H8ZM28 152H29V154H30V151H28ZM36 152H37V150H35V154H36ZM52 152H53V150H52ZM57 152H58V151H57ZM59 152H60V150H59ZM59 152H58V154L61 155ZM68 152H69V151H68ZM130 152H129V153H130ZM1 153H2V152H1ZM15 153H16V152H15ZM20 153H21V152H20ZM39 153H41V152H39ZM39 153H37L36 155L33 154V153H31V154H32V155H35V156H36L35 158L37 159ZM47 153H48V152H47ZM50 153H51V152H50ZM65 153H66V151H65ZM71 153H72V154L74 153V154H73V155L75 156L74 158L70 156ZM71 153L69 152V154H70L69 156H70V157L68 156V153H66L67 155H65L64 152H63L62 154L65 155V156H68V157H69V158H67L66 160L69 159V161H71V160L74 161L75 158L78 160V158L76 157L77 155H79L78 152H76L77 154H76L74 151H72ZM115 153H116V154H115ZM132 153H131V154H132ZM3 154L5 155V153H3ZM3 154H2V155H3ZM17 154H19V153H17ZM42 154H43V153H42ZM113 154H115V155H113ZM117 154L120 155V156H118ZM0 155H1V154H0ZM9 155H10V154H9ZM11 155H13V154H11ZM26 155H27V154H26ZM45 155H46V151H45ZM51 155H52V156H50V160L48 159L49 161H51L52 159H56V160H58V161H59L60 159H62V157H59V156L56 155V154H54V155H56V157H54V158L51 159V157L54 156L53 153H52ZM63 155H62V156H63ZM73 155H72V156H73ZM116 155H117V156H116ZM41 156H43V157L45 158L44 155H41ZM57 156H58V157H57ZM65 156H63V159H64ZM112 156H114V157H116V158L113 159L114 157H112ZM29 157H30V156H29ZM31 157H32V156H31ZM31 157H30V158H31ZM33 157H34V156H33ZM78 157H79V156H78ZM84 157H85V156H84ZM2 158H3V159H2L3 161L0 159V160H1L0 162H4V164H5V161H6L7 159L4 161V157H2ZM35 158H34V159H35ZM38 158H39V157H38ZM41 158H42V157H41ZM41 158H40V159H41ZM47 158H49V157L47 156ZM47 158H46V159H47ZM71 158H73V159H71ZM118 158H119V159H118ZM25 159H26V158H25ZM25 159H24V160H25ZM27 159H28V158H27ZM31 159H32V158H31ZM34 159H32V160H34ZM40 159H39V160H40ZM82 159H83V158L81 157V158H80V162H78V163H81V160H82ZM105 159H104V160H105ZM32 160H30V161H32ZM56 160H55V161H56ZM113 160H114V162H112ZM115 160H117L116 163H118V164L115 163ZM26 161H29V160H26ZM30 161H29V162H30ZM44 161H45V160H44ZM52 161L54 162V160H52ZM60 161H63V160H60ZM60 161H59V162H60ZM82 161H84V160H82ZM37 162H38V161H37ZM37 162L35 161V163H37ZM39 162H40V161H39ZM59 162H58V163H59ZM64 162H65V160H64ZM76 162H77V161H76ZM84 162H85V161H84ZM86 162H87V163H85V164H87V166H88V164H90V162H88V161H86ZM123 162H124V163H123ZM132 162H133V161H132ZM22 163H24V162H22ZM26 163H27V162H26ZM31 163H32V162H31ZM31 163H30V164H31ZM42 163H43V162H42ZM47 163H48V161H47ZM49 163H50V162H49ZM51 163H52V162H51ZM56 163H57V162H55V164H56ZM58 163H57V164H58ZM73 163H75V162H73ZM73 163H71V164L74 165ZM78 163H77V164H78ZM103 163H107V162H103ZM112 163H113V165H112ZM114 163H115V164H114ZM0 164H1V163H0ZM2 164H3V163H2ZM4 164H3V165H4ZM20 164H21V163H20ZM20 164H19V165H20ZM39 164L42 165L41 163H39ZM44 164H45V163H44ZM52 164H54V163H52ZM62 164H63V162H62ZM65 164H66V163H65ZM69 164H70V162H69ZM75 164H76V163H75ZM77 164H76V165H77ZM91 164H92V163H91ZM98 164H100V163H98ZM98 164H97V165L94 164V165H96V167H97ZM101 164H102V162H101ZM101 164H100V166H101ZM122 164H121V166H122ZM19 165H17V166H19ZM24 165H25V164H24ZM28 165H29V164H28ZM40 165H39V166H40ZM58 165H59V164H58ZM60 165H61V164H60ZM76 165H75V166H76ZM102 165H103V164H102ZM35 166H36V165H35ZM35 166H34V167H35ZM39 166H37V167H39ZM43 166H44V165H43ZM49 166H50V165H49ZM53 166H54V165H53ZM55 166H57V165H55ZM68 166H70V165H68ZM75 166H74V168H75ZM80 166H81V165H77V168L80 167ZM82 166H83V165H82ZM82 166H81V167H82ZM92 166H93V165H92ZM100 166H99V167H100ZM113 166H114V167H113ZM124 166H125V164H124ZM255 166H256V165H255ZM24 167H25V166H24ZM26 167H27V166H26ZM34 167H33V168H34ZM57 167H58V166H57ZM66 167H67V166H66ZM66 167H65V168H66ZM83 167H85V166H83ZM83 167H82V168H83ZM88 167H89V166H88ZM101 167H103V166H101ZM104 167H105V166H104ZM106 167H108V166H106ZM106 167H105V168H106ZM117 167H116V168H117ZM35 168H36V167H35ZM41 168H42V167H41ZM41 168H38V169H41ZM44 168H45V167H44ZM44 168H43V169H44ZM54 168H55V167H54ZM77 168H76V169H77ZM105 168H104V169H105ZM112 168H111V169H112ZM255 168H256V167H254V168L252 169V170H253V176L256 175V177L254 176L255 179H254V178H253V179H254V182L256 181V179H258V180H257L258 183H257V182H256V183H257V184H260V182H261V180H262V178L260 179V177H261L262 175H260V176L257 175L256 173L258 172V173L260 174V172H259V171L257 170V168H256L257 172L255 173V171H256ZM43 169H42L41 171H43ZM56 169H57V168H56ZM70 169H71V168H70ZM76 169H74V170H75L74 173H82V172H83V171L81 170V168H79V169L81 170V172H80L79 170L76 171ZM83 169H84V168H83ZM85 169H86V168H85ZM85 169H84V170H85ZM106 169H107V168H106ZM1 170H2V169H1ZM28 170H29V168H28ZM30 170H31V168H30ZM47 170H50V169H48V168L46 169V168H45L44 171L47 172ZM52 170H53V169H52ZM65 170H66V169H65ZM41 171L38 170V172H41ZM44 171H43V172H44ZM61 171H62V170H61ZM61 171H58V172H57V176H59V175L62 176V173H63V172H64V173L67 172V171H66V172H65V171H62V173H61ZM38 172H37V170H36L35 173L37 174ZM49 172H50V171H49ZM49 172L46 173V174H50ZM54 172L56 173V171H54ZM54 172H53V173H54ZM59 172H60L61 174H58ZM4 173H5V171L3 172V174H4ZM26 173H27V172H26ZM31 173H32V172H31ZM51 173H52V172H51ZM67 173H68V172H67ZM69 173H70V171H69ZM254 173H255V174H254ZM1 174H2V173H1ZM36 174H35V175H36ZM39 174H40V173H39ZM42 174H43V173H42ZM42 174H41V175H42ZM4 175H5V174H4ZM6 175H7V174H6ZM26 175H27V174H26ZM31 175H32V174H31ZM31 175H30V178H33L34 176L32 177ZM50 175H51V174H50ZM53 175H54V174H53ZM64 175H65V174H63V177L65 178L66 176H64ZM69 175H70V174H69ZM7 176H8V175H7ZM38 176H39V175H38ZM43 176H44V175H43ZM60 176H59V177H60ZM70 176H72V174H71ZM75 176H76V174H75ZM258 176H259V177H258ZM27 177H28V176H27ZM52 177H54V176H52ZM63 177H62L61 179H63ZM257 177H258V178H257ZM2 178H3V177H2ZM2 178L0 177V179H2ZM4 178H5V177H4ZM8 178H9V177H7V178H5V179H8ZM42 178H43V177H42ZM48 178H50V176H49ZM56 178H57V177H56ZM66 178H67V179H65V180L67 181V180H68L69 178H71V177H69V176L67 175ZM73 178H74V176H72L71 179H73ZM37 179H38V178H37ZM37 179H36L35 181H37ZM51 179H52V178H51ZM51 179H50V180H51ZM71 179L68 180V181H69V182L67 183L68 185H69V183H71L72 181L75 182L74 180H71ZM8 180H10V179H8ZM11 180H12V179H11ZM26 180H27V179H25V181H26ZM43 180H45V179H43ZM56 180H58V179H56ZM12 181H13V180H12ZM33 181H34V178H33V180H32V183H33ZM35 181H34V182H35ZM70 181H71V182H70ZM259 181H260V182H259ZM1 182H2V181H0V183H1ZM4 182H5V184H6V180H5ZM8 182H9V181H8ZM10 182H11V181H10ZM20 182H21V181H20ZM23 182H24V179H23ZM23 182H22V186H23V184H26L25 182H24V183H23ZM39 182H40V181H39ZM44 182H45V181H44ZM51 182H54V181H51ZM73 182H72V184H73ZM11 183H12V182H11ZM13 183L16 184L17 182L15 183V182L13 181ZM18 183H19V182H18ZM27 183H28V182H27ZM30 183H31V182H30ZM30 183L28 184V187H29V188H30L29 185H31ZM62 183H65V182H63V180H62L60 186H62ZM2 184H3V182L1 183V185H2ZM8 184H9V183H8ZM14 184H13V185H14ZM19 184H20V183H19ZM33 184H34V183H33ZM33 184H32V185H33ZM42 184H45V183H42ZM49 184H50V183H49ZM57 184H58V183H57ZM65 184H66V183H65ZM72 184H70V186H71ZM20 185H21V184H20ZM20 185H19V186H20ZM46 185H47V182H46ZM51 185H52V184H51ZM51 185H50V186H51ZM68 185H67V186H68ZM14 186H15V185H14ZM14 186H13V187H14ZM17 186H18V185H17ZM17 186H16V187H17ZM34 186H36V185H34ZM37 186H38V185H37ZM37 186H36V187H37ZM40 186H41V183H40ZM44 186H45V185H44ZM44 186H42L43 189H47V187L45 186V187H46V188H45ZM53 186H54V185H53ZM58 186H59V185H58ZM63 186H64V185H63ZM5 187H6V186H5ZM16 187H15V188H16ZM28 187H26L27 190H28ZM38 187H39V186H38ZM38 187H37V188H38ZM42 187H39L38 190H41ZM54 187H56V185H55ZM71 187H72V189H74L73 186H71ZM15 188H14V189H15ZM18 188H19V187H18ZM63 188H64V187H63ZM0 189H2V188H0ZM6 189H7V188H6ZM6 189H5V190H6ZM20 189H21V188H20ZM24 189H25V188H24ZM35 189H36V188H35ZM60 189H61V188L58 187V190H59V191H60ZM67 189H68V188L63 189V190L66 191ZM3 190H4V189H2V192L4 193L5 190H4V191H3ZM31 190H32V189H31ZM38 190H37V191H38ZM48 190H49V189H48ZM48 190H47V191H48ZM55 190H56V189H55ZM55 190H54V191H55ZM63 190H62V191H63ZM68 190H70V188H69ZM0 191H1V190H0ZM11 191H12V190H11ZM19 191L22 192V193H25V192H23V191H21V190H18V192H19ZM29 191H30V190H29ZM43 191H44V190H43ZM45 191H46V190H45ZM49 191H50V190H49ZM54 191H52V192H54ZM56 191H57V190H56ZM62 191H60V192L63 193V195H65V196H63V197H65V198L62 197V198H59V199H60V201H61V199H62L63 201H64V199H65V202H67L66 200H68L70 196H68V199H66V198H67V195L64 194L65 192H62ZM71 191H72V192H71ZM78 191H79V192H77V191L75 192V190H74V192H73V190H70V192H71V194H72V195H71V198H72V199L70 198V201H68L69 203H71V200H74V199H73V196L76 198V197L78 196L77 194H79V193H80L81 191H83V190H82V189H78ZM2 192H1V194H2ZM12 192H13V191H12ZM26 192H27V191H26ZM34 192H35V191H34ZM70 192H68V193L70 194ZM256 192L258 193V190H256ZM6 193H7V192H6ZM14 193H15V192H14ZM30 193H31V192H30ZM50 193H51V192H50ZM58 193H59V192H58ZM76 193H77V194H76ZM11 194L13 195V193H11ZM17 194H18V193H17ZM19 194H20V193H19ZM25 194H26V193H25ZM39 194H40V193H39ZM42 194H43V193H42ZM44 194H46V192H45ZM54 194H55V192H54ZM69 194H68V195H69ZM73 194H76V195H73ZM23 195H24V194H23ZM27 195H29V194H27ZM31 195H33V194H31ZM13 196H14V195H13ZM17 196H18V195H17ZM17 196H15V198H16ZM40 196H42V195H40ZM46 196H47V195H46ZM49 196H50V195H49ZM49 196H48V197H49ZM59 196H60V194H59ZM59 196H57V197H59ZM1 197H2V196H1ZM20 197H23V196L20 195ZM38 197H39V196H38ZM53 197H54V196H53ZM55 197H56V196H55ZM28 198H29V197H28ZM33 198H34V197H33ZM36 198H37V197H36ZM3 199L6 200V197H3ZM7 199L10 200V197L7 198ZM13 199H14V198H12L11 200L14 201L15 199H14V200H13ZM16 199H17V198H16ZM20 199H21V201H23V200H22L23 198H20ZM26 199H27V198H26ZM31 199H32V198H31ZM11 200H10L6 205H8L9 203H11ZM44 200H45V199H44ZM0 201H1V199H0ZM16 201H17V202H16ZM16 201H14V203H16V205H17V203H18V199H17ZM35 201H36V200H35ZM47 201L49 202V200H47ZM55 201H58L57 198L55 199ZM60 201L57 202V203H60ZM2 202H3V201H2ZM2 202H1V203H2ZM4 202L6 203V201H4ZM29 202H30V201H29ZM31 202H32V201H31ZM33 202H34V201H33ZM38 202H40L39 199H38ZM51 202H52V201H51ZM51 202H49V203L51 204ZM61 202H62V201H61ZM68 202L66 203V205H65V203L63 202V203H64V206H63V204H62V206L64 207V209H63L62 206H61V209L65 210L66 212H68L67 209H66V206H67ZM5 203L2 204V206L5 205ZM14 203L12 202V205H10L9 208H11V206H13ZM22 203L25 204V202H22ZM20 204H21V203H20ZM24 204H23V205H24ZM31 204H33V203H31ZM35 204H37V203L35 202ZM35 204H34V205H35ZM34 205H33V207H34ZM37 205L39 206V204H37ZM41 205H42V204L40 203V206H39V207H41ZM57 205H58V204H57ZM57 205H56V207H57ZM72 205H73V204H72ZM0 206H1V205H0ZM2 206H1V207H2ZM14 206H15V205H14ZM18 206H19V208H20V206L22 207V205H19V203H18L17 207H18ZM42 206H43V205H42ZM69 206H70V205H69ZM69 206H67V208H68ZM17 207H16V208H17ZM23 207H24V206H23ZM29 207H30V206H29ZM36 207H37V206L35 205V208H36ZM39 207H37V208H39ZM5 208H6V207H5ZM9 208H8V209H9ZM12 208H13V207H12ZM24 208H25V207H24ZM57 208H59V207H57ZM20 209H21V208H20ZM26 209H27V208H26ZM68 209H69V208H68ZM71 209H72V208H71ZM3 210H4V209H3ZM23 210H24V209H23ZM30 210H32V208H31ZM37 210H38V209L34 210V212L37 211ZM56 210H57V209H56ZM58 210L61 211L60 208H59ZM58 210H57V211H58ZM24 211H26V210H24ZM32 211H33V210H32ZM38 211H39V210H38ZM38 211H37V212H38ZM9 212H10V210H9ZM9 212H8V213H9ZM14 212H16V211H14ZM19 212H20V214H21L22 216H23V214H26V212H25V213H21V210H19ZM22 212H23V211H22ZM63 212H64V211H62L61 213H63ZM3 213H5V212L3 211ZM11 213H13V212H11ZM56 213H57V212H56ZM68 213H69V212H68ZM68 213H66V214H68ZM71 213H72V212H71ZM0 214H1V212H0ZM9 214H10V213H9ZM20 214H19V215H20ZM28 214H29V213H28ZM57 214H58V213H57ZM6 215H7V214H6ZM16 215H17V214H16ZM16 215H15V216H16ZM19 215H18V216H19ZM21 215H20V216H21ZM30 215H34V214L32 213V214H30ZM30 215H28V216H30ZM35 215H36V214H35ZM35 215H34V216H35ZM12 216H14V215H11V218H12ZM61 216H62V215H61ZM68 216H69V215H68ZM68 216H65V217H66L65 219H67ZM1 217H2V215H1ZM16 217H17V216H16ZM63 217H64V215H63ZM63 217H62V218H63ZM2 218H3V217H2ZM13 218H14V217H13ZM24 218H25V216H24ZM28 218H29V217H28ZM28 218H27V219H28ZM33 218H34V217H33ZM69 218H70V217H69ZM16 219H17V218H16ZM29 219H30V218H29ZM58 219H59V218H58ZM70 219H71V218H70ZM70 219H69V221H70ZM67 220H68V219H67ZM18 221H19V219H18ZM31 221H32V219H31ZM31 221H27V222H30V223H29V226H30V224H31ZM61 221H63V220H61ZM65 221H66V220H65ZM65 221H64L63 223H65ZM71 221H72V220H71ZM71 221H70V222H71ZM41 222H42V224H43V221H41ZM48 222H49V221H48ZM56 222H57V221L55 220V223H56ZM74 222H75V221H74ZM32 223H33V221H32ZM52 223H54V220H52ZM55 223H54V224H55ZM59 223H60V222H59ZM67 223H68V221H67ZM67 223H65V224H67ZM76 223H78V222H76ZM1 224H2V223H1ZM14 224H15V223H14ZM22 224H23V223H22ZM24 224H25V222H24ZM36 224H37V223H36ZM39 224L41 225L40 222H39ZM54 224H53V225H54ZM2 225H3V224H2ZM26 225L28 226V224H26ZM37 225H38V224H37ZM43 225H44V224H43ZM43 225H41V226H43ZM53 225L51 224V226H53ZM58 225H59V224H58ZM62 225H63V226H61V228H62V227H66V225H64V224H62ZM74 225H75V224H74ZM74 225H73V226H74ZM12 226H13V225H12ZM20 226H21V225H20ZM24 226H25V225H24ZM38 226H39V225H38ZM46 226H47V225H46ZM46 226L44 225L43 228L46 227ZM51 226H50L49 228L52 229ZM55 226H56V224H55ZM55 226H54V227H55ZM2 227H3V226H2ZM7 227H8V226H7ZM15 227H16V225H15ZM35 227H36V225H35ZM39 227H40V226H39ZM68 227H69V226H68ZM68 227H67V228H68ZM71 227H72V226H71ZM13 228H14V227H13ZM13 228H12V229H13ZM58 228H59V226H58ZM67 228H66V229H67ZM75 228H76V227L74 226V229H75ZM5 229H6V228H5ZM10 229H11V228H10ZM26 229H28V227H27ZM30 229H31V230H30ZM32 229H33V227L31 228V226H30V228H29L27 231H29V230L32 231ZM44 229L46 230V228H44ZM55 229H56V228H55ZM68 229L70 230L71 228H68ZM74 229H72V230H74ZM77 229H78V228H77ZM77 229H75V230L77 231ZM80 229H81V228H79V230H80ZM19 230H20V229H19ZM34 230H35V229H34ZM37 230H38V228H37ZM39 230H40V229H39ZM41 230H42V229H41ZM41 230L39 231L40 233H41L42 231H44V230H42V231H41ZM48 230H49V229H48ZM56 230H57V229H56ZM58 230H59V229H58ZM62 230H63V229H62ZM75 230H74V232H76ZM0 231H1V230H0ZM15 231H16V230H15ZM25 231H26V230H25ZM64 231H65V229H64ZM11 232H12V231H11ZM13 232H14V231H13ZM19 232H20V231H19ZM36 232H38V231H36ZM58 232H61V230L58 231ZM58 232L56 231L55 233H58ZM74 232H73V233H74ZM17 233H18V232H17ZM20 233H21V232H20ZM24 233H26V232H24ZM30 233H31V232H30ZM30 233H29V234H30ZM45 233H48V232L45 231ZM66 233H67V232H66ZM8 234H9V236H10V233H8ZM8 234H7V235H8ZM22 234H23V232H22ZM27 234H28V233H27ZM50 234H51V232H50ZM53 234H54V233H52V235H53ZM61 234H62V233H61ZM61 234L58 235V238H59V236H61ZM63 234H64V232H63ZM15 235H16V232H15ZM20 235H21V234H18V236H20ZM36 235H37V234H36ZM41 235H42V234H41ZM41 235H40V236H41ZM45 235H48V234H45ZM65 235H66V234H65ZM67 235H68V234H67ZM71 235H72V233H71ZM11 236H12V235H11ZM16 236H17V235H16ZM31 236H33V235H31ZM38 236H39V233H38L37 237H38ZM43 236H44V233H43ZM50 236H51V235H50ZM50 236H48L47 239H49ZM54 236H56V234H54ZM54 236H53V238H54ZM63 236H64V235H62V237H63ZM74 236H75V235H73V239H74ZM2 237L5 238V236H2ZM14 237H15V236H14ZM21 237H23V235H21ZM21 237H19V238H21ZM34 237H35V235H34ZM41 237H42V236H41ZM41 237H40V238H41ZM45 237H46V236H45ZM45 237H44V238H45ZM64 237H66V236H64ZM69 237H70V235H69L67 238L70 239L72 236H71L70 238H69ZM104 237H110V236H109V234H108V235H105ZM4 238H3V239H4ZM6 238H7V239H6ZM6 238H5L6 240L9 239L8 237H6ZM10 238H11V237H10ZM38 238H39V237H38ZM38 238H37V239H38ZM44 238L42 237V239H44ZM110 238H111V237H110ZM110 238H109V240H110ZM1 239H2V238H1ZM3 239H2L1 241H3ZM11 239H12V238H11ZM13 239H14V238H13ZM34 239H35V238L32 239V242L36 244L35 241H37V240H36V239L34 240ZM47 239H46V240H47ZM50 239H51V238H50ZM60 239H61V238H60ZM68 239L64 238V240H66V241H67ZM105 239H107V238H104L103 240H105ZM6 240H5V243H7ZM19 240H20V242H23L24 239H22V241H21V239H19ZM19 240H16V241H19ZM28 240H29V239H28ZM38 240H40V239H38ZM44 240H45V239H44ZM46 240H45V241H46ZM103 240H102V241H103ZM1 241H0V243H3V242H1ZM8 241H9V240H8ZM11 241H15V240H11ZM47 241H48V240H47ZM53 241H55V240H53ZM57 241H58V239H57ZM26 242L29 243L30 241H27V239H26ZM26 242H25V243H26ZM37 242H38V241H37ZM39 242L41 243L42 241L40 240ZM43 242H44V241H43ZM48 242H49V241H48ZM55 242H56V241H55ZM68 242L71 243V240H70V241L68 240L67 243H64V241L62 240V243L66 244V245H62V244H61V241H60V244H61L62 246H59L60 244L56 243L57 246H58V248H59V249H57V250L60 251V247H61L62 249H63V247H64L65 250L67 249V247L69 248V246H68L69 243H68ZM106 242H109V241H107V240L104 241L105 245H106ZM25 243H24V244H25ZM30 243H31V242H30ZM40 243H38V245L36 244L37 246L35 245L37 248H35V247H34V248H35V249H38V248H39L38 246L40 245ZM49 243H50V242H49ZM49 243H48V244H49ZM51 243H52V242H51ZM53 243H54V242H53ZM53 243L51 244L53 248L51 247V245H50L49 247H51L50 250L52 249V251L54 252V249H55L54 247H56V245H53ZM109 243H110V242H109ZM7 244H8V243H7ZM9 244H11V243L9 242ZM9 244H8V246H9L10 249H9V248H8V249L6 248V251H8V250H10V251H8V252L4 251L5 253H8V254L10 255L12 252H13L12 254H14V252L17 253V251L19 252L18 248H17V251H14V250H16V249H14L13 246L10 247ZM17 244L19 245V242H18ZM21 244H22V243H21ZM21 244H20V246H22ZM24 244H23V245H24ZM41 244H43V243H41ZM45 244H47V242H46ZM45 244L42 245V247H44V246L46 247ZM48 244H47V245H48ZM74 244H76V241H75V243L73 242V244H71V247H72V245H74ZM88 244H90V243H88ZM1 245H3V244H1ZM13 245L16 246V243L13 244ZM27 245H28V244H27ZM30 245H31V244H30ZM76 245H77V244H76ZM102 245H103V244H102ZM108 245H109V244H108ZM108 245H107V246H108ZM110 245H111V246H110ZM110 245H109V246L112 247V244H111V243H110ZM8 246H7V247H8ZM20 246H19V247H20ZM33 246H34V245H33ZM40 246H41V245H40ZM88 246H89V245H88ZM90 246H91V245H90ZM90 246H89V247H90ZM103 246H104V245H103ZM103 246H102V247H103ZM107 246H104V248L107 247ZM16 247H17V246H16ZM22 247H23V246H22ZM29 247H30V246H29ZM29 247H28V248H29ZM102 247L99 248L101 254H102L103 251H104L103 249H101ZM2 248H3V249H0L1 252H2L3 250H5L4 247H2ZM11 248H13L12 251H11ZM24 248H25V250H24L23 252L25 253V251H26V253L28 254V256L30 255L29 257L31 258V260L27 263V262H25V261L21 258L23 261L20 262L21 260L17 259V258H18V257H17V258L15 259L16 261H14V262H18V263H21V264H22L23 262H25V264H29V263H30V264H31V263L33 264V263H35V260L32 261V259H34V257H36L35 259L38 258V259L36 260L37 264L39 263V261H40V264H42V263H44L45 259L47 258V255H45V254L48 253V251H50L49 248H45L44 252H46V253H45V254H44V253H40V254H39L40 250L38 249L39 252H38V253L36 252L37 255H35V254L33 253V251H31V250H26V247H24ZM30 248H31V247H30ZM30 248H29V249H30ZM73 248H74V247H73ZM75 248H76V246H75ZM21 249H22V248H21ZM32 249H33V248H32ZM40 249H41V248H40ZM46 249H47L48 251H47ZM64 249H63V250H64ZM79 249H80V248H79ZM87 249H88V248H87ZM87 249H86V250H87ZM91 249H92V248H91ZM94 249H97V248H94ZM94 249H93V250H94ZM99 249H97V250H99ZM106 249H108V252L105 251V254H106V255H105V254H104V255H101L99 251H98L99 254H98V255H95V254H97L98 252H97V250H94V252H95L94 256H97V257H99V256L103 257V256H104L103 259H105V257L107 258V260L105 259L104 261H102V262H104V263H107V262L109 261V258H110V261H112V260H111L112 258L110 257L111 255L109 256V254H107V253H109V248H106ZM111 249L114 250L113 247H112ZM111 249H110V251H112ZM42 250H43V249H42ZM65 250H64V252H66ZM72 250H73V249H72ZM75 250H77V249H75ZM81 250H83V249H81ZM81 250H80V251H81ZM84 250H85V249H84ZM86 250H85L84 252H86ZM27 251H31L32 253L30 254V252L28 253ZM52 251L49 252V254H50V253L53 254ZM80 251H79V252H80ZM88 251H89V250H88ZM88 251H87V253H88ZM91 251H92V250H91ZM114 251H115V250H114ZM4 252H3V253H4ZM20 252H21V250H20ZM20 252H19V253H20ZM34 252H35V251H34ZM42 252H43V251H42ZM57 252H58V251H57ZM60 252H63V251H60ZM68 252H69V249H68V251H67L66 253H61V254H66V256H67L71 251H70L69 253H68ZM72 252H73V251H72ZM74 252H75V251H74ZM77 252H78V251H77ZM79 252H78V254H79ZM92 252H93V251H92ZM92 252H91V253H92ZM96 252H97V253H96ZM106 252H107V253H106ZM3 253H1V254H3ZM5 253H4V254H5ZM16 253H15V254H16ZM19 253H18V254H19ZM26 253H25V254H22V252H21L22 255H26ZM67 253H68V254H67ZM81 253H82V251H81ZM87 253H86V255H87ZM111 253H112V252H111ZM1 254H0V255H1ZM4 254H3V255H4ZM8 254H6V255H8ZM18 254H17L16 256H19V257H20V255H18ZM32 254H33L34 257L32 256ZM49 254H48V255H49ZM56 254H57L58 257H59V253H56V252H55V255H54V256H56ZM70 254H71V253H70ZM78 254L76 255V253H75L76 256H74V257H78V256H79ZM82 254H83V253H82ZM88 254H89V253H88ZM112 254H113V253H112ZM22 255H21V256H22ZM43 255H44V256H43ZM73 255H74V253H72L71 257H72ZM91 255H93V254H91ZM1 256H2V255H1ZM11 256H12V255H11ZM14 256H15V255H14ZM37 256H38V257H37ZM39 256H40V257L42 256L43 259H44V261H43V259H41L42 257L39 258ZM45 256H46V258H44ZM52 256H53V255H52ZM54 256H53V258H54ZM61 256L64 257L65 255H61ZM68 256H69V255H68ZM68 256H67V257H68ZM94 256H93V257H94ZM108 256H109V257H108ZM22 257H23V256H22ZM24 257H25V256H24ZM29 257H28V259H30ZM32 257H33V258H32ZM3 258L5 259L4 256H3ZM3 258H2V259H3ZM7 258H8V256H7ZM7 258L5 259V261H8ZM26 258H27V257H26ZM48 258H49V260H50V258H51L50 255L48 256ZM48 258H47V259H48ZM53 258H51V259H53ZM65 258H66V257H65ZM65 258H63L62 261H63L65 264H67V263L64 261ZM68 258H69V257H68ZM24 259H25V258H24ZM28 259H27V261H28ZM39 259H41V260H39ZM56 259H57V258H55V260H56ZM61 259H62V258H61ZM70 259H71V258H70ZM78 259H79V258H78ZM78 259H77V260H78ZM85 259H86V258H85ZM85 259H84V261H85ZM88 259H90L89 256H88ZM103 259H102V260H103ZM49 260H48L47 262H45L44 264H46V263H47V264H50ZM55 260L53 259L54 262H55ZM57 260H58V259H57ZM57 260H56V261H57ZM66 260H67V258H66ZM80 260H81V259H80ZM82 260H83V259H82ZM91 260H92V259H91ZM95 260H96V259H95ZM257 260H258V259H257ZM259 260H260V258H259ZM259 260H258V261H259ZM0 261H1V257H0ZM5 261H4V262H5ZM10 261H11V260H9V262H10ZM12 261H13V259H12ZM12 261H11V262H12ZM31 261H32V262H31ZM41 261H43V262H41ZM53 261H52L51 264H53ZM67 261L69 262V260H67ZM70 261H72V259H71ZM73 261L75 262L76 259L73 260ZM106 261H107V262H106ZM250 261H251V260H250ZM252 261H253V260H252ZM254 261H255V260H254ZM254 261H253V262H254ZM262 261H263V259H262ZM9 262H8V264H12V263H9ZM14 262H13V263H14ZM58 262H59V261H58ZM58 262H57V263H58ZM78 262H80V261H78ZM82 262H83V261H82ZM82 262H81V263H82ZM88 262H89V261H88ZM102 262L100 261L99 264H102ZM260 262H261V261H260ZM1 263L3 264L2 261H1ZM18 263H17V264H18ZM55 263H56V262H55ZM57 263H56V264H57ZM81 263H80V264H81ZM91 263L94 264V262H92V261H91ZM96 263H97V261L95 262V264H96ZM250 263H251V262H250ZM262 263H263V262H262ZM23 264H24V263H23ZM59 264H60V262H59ZM68 264H70V262H69ZM71 264H72V263H71ZM75 264H77V263L75 262ZM97 264H98V263H97ZM107 264H108V263H107ZM239 264H240V263H239ZM243 264H245V263H243ZM246 264H247V262H246Z\"/></svg>",
  "mask_w": 264,
  "mask_h": 264
}]
</instances>
